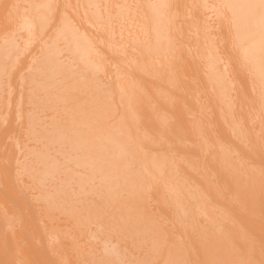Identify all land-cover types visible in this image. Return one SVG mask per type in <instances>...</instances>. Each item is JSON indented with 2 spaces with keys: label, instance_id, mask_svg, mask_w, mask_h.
Segmentation results:
<instances>
[{
  "label": "rangeland",
  "instance_id": "obj_1",
  "mask_svg": "<svg viewBox=\"0 0 264 264\" xmlns=\"http://www.w3.org/2000/svg\"><path fill=\"white\" fill-rule=\"evenodd\" d=\"M0 1H1V0H0ZM9 1H10V0H9ZM9 1H7L8 3H6V5H4V6H5V7L7 6V7L9 8L8 10H10L12 6H13V7L15 6L16 8H14L15 10H13V8L11 9V11L13 10L11 16L9 15V12H10V11H7V9L5 10V12H6V15H7V14L9 15V17H8V15H7V16L4 15V16L7 17V18H4V16H3L4 19H2V18H1L2 16H0V23L3 22V21H4V23H5V24H2V23H1V26H0L2 32H4V33H2V32L0 31V51H1L2 49L5 50V48H3V47L1 48V46H3V44H8L7 42H8L9 39L11 38V39H10L11 41H10V44H9L11 49H10L9 51H8V49H9L8 47H9V46H8V45H4L5 47L7 46V47H6V50H7V51L5 50V53L8 52V54L6 53V57L11 56V57H9V59L7 58V59L5 60V62H7V63L5 64V66H6L7 69H9L10 72L8 71V72H9V73H8V72L6 71L5 66H3V67L5 68V70H3V68H2L3 71L0 73V74H1V75H0V80H1V81H0V82H1L0 88L2 89V90L0 91V97L2 96V98H5V99H6V98H8L7 96L9 95V96H10L9 98H11V94H13L14 92H16L15 89L17 90V88H18V89L21 90V92H20V94H19V91H20V90H17V92H18V96H17V98H15V100H16V102H17L19 105L22 104V103H23L22 105L25 104L24 106H22V105L20 106V108L22 107V108L20 109L21 111L19 110V111H20V114H21V115H20L21 121H20V118H19V121H18V122H20V123H22V121H23V123L25 122V125H23V123H22V126H21V127H19L20 125H18V128H19L20 130L22 129L23 131H22V130H21V131H18V133L20 132V133H19L20 135L18 134V136H16V140H17V138H18V140H17L16 142L19 143V148H18V151H17V152H19L20 154H23V155H21V159L23 160V162H22V160H20L23 164L21 163V164L19 165V163H20V161H19V163L16 164L17 167H18V166L21 167V165H24L23 167L26 166V168H27V165L29 164V160H27V158L30 159V158L33 156V154H35L36 151H39V150H40V151H39L40 154H41L42 152H45V148H43V147L45 146L44 144H46L45 142H47V137H48V136H51V135L54 136V135H56V134L54 133V131L56 132L55 126H56L57 124H58V125L66 124V126H68V129H69L68 131H69V133L67 132V134H66V133H65V134H66L67 136H68V135L71 136L70 133H71V134L73 133L72 130H73L74 127L78 124V121L80 120V121H81L80 123H82L83 121H85V120H84V116L87 117V118H89L90 115H92L91 112H93V114H96V113H97V110L101 111V109H103V110H106V112H107V110H108L109 112L107 113V115H106V113H105V115H106L105 117H106V118H105L104 116H103V117H104V120L106 121L105 123H108V124H109L110 121H112L113 119H115L114 117H115V114H116V113L121 114L120 111H124V110H125L126 112L129 110L128 112H130L131 109H128V110L126 109V108H130V106H132L133 109H135V112H134V110L132 111V113H134V116L137 115V114H138V116H135L136 119H134V120H135V121H134V124H137V126H136V125H135V126H134V125H131V127H130V126L127 127V129H128L129 131H130V128H131L130 135H131V133H133V134H132L130 137H132V139L128 136L129 132L127 133V130L125 131L127 135L125 134L124 136H125L127 139H124V137H123V139H124L125 143H127V145L129 144L128 142L130 141V145H128V146H130V147H134L135 142H136V146H139V145H141V144L143 143V142H142L143 140L146 142V139H144V138H146V136L143 135L144 133L142 134V132H143V130H142L143 127H142V126L144 125V126H145L144 128L147 129L146 126L149 125V127H150V125H151L152 127H150V128L148 127V129H149L148 131H152L153 133H151V135H150V134L146 133V131H145V135L148 134V136H147V140H149L148 138H151V141H153L152 143H153L154 145H153L152 143H151L152 146H151L150 144H148V145H150L151 150H152V151L154 150L153 153L155 152V153L157 154V153L160 151V152H159L160 154L158 153V155H166V154H164V152H165V153H168V152L171 150L170 153H169L170 155H169V154L166 155V156L169 155L170 158L172 157V159H170L171 161H172L173 159L177 158V156H178L179 159L181 158L180 156H182V158H181L180 160L177 158V159L179 160V162L182 160L181 162H183V164H184V163H187V160L189 159L190 162H191V161H193V162L189 163V161H188V163H189L188 166H189V165H190V166H191V165H195V167H196V166L198 165L196 168L192 166L193 168L190 167L191 169H189L188 166H187V167H185L186 165L183 166V165L181 164V162L179 163V162H177V160L175 159V160H173L174 163L171 165V166H172V168H171V166L168 167V166L165 165L166 162L163 161V156H160V157H162V158H161L162 160H160L161 163H162V162H163V163L165 162L164 164H162L161 167L163 168V165H165L164 168L167 169V171L170 170V168H171L172 170H170L169 172H170V173H174V175L171 174V176H170L172 179H169V181H166V178H167V177L169 178V176H166V178L161 179L162 176H158L159 174H157L158 177H157L156 175H154L155 170H153V174H152V171H151V168H152V167H151L150 165L152 164V166H153V163H152L151 161H154V160L156 161V156H157V155H155V153L153 154V153H151V152L149 151V153L152 154V155L150 156V155L148 154L147 151H146L147 153L144 152V150H146V149H145L146 146H145L144 150H143V149H140V148H142V146H140V147H138V148L140 149L139 152H141V151L144 152V153L141 152V154L146 155L147 157H148V155H149L150 157H148V158H150V159H147V162H144V161H146V160H143V157H145V158H147V157H146V156H142V155L140 156V155H139L140 157H142V161L145 163V165L143 166V162H142V161L140 162L141 164H139V162H138V161H140V159H137V160H138V161H137L138 163H136V162H134L135 159H133V158H134V157H133L132 160H131V162H132V161L134 162V167L132 166L133 168H135V167H136L135 165H137V167H136L135 169H136V170H137V169L140 170L141 165H142V169H144V171L146 170V174H147V169L149 168V169H150L149 172H150V171H151V172H150V173L148 172V173H149V176L151 177V180H152V181L150 180V182L155 183V185H157L159 182H158V181H157V182L154 181V179H156V180H157V179H161V180H159V181H161L162 184H165V185H167V184L169 185L170 180H172L171 182H173V178H174L175 181H178L179 183H178V182H174V183H171L172 185H169V186L167 185V187H165L166 190H163V187H164L165 185H164V186H161V185H160V187L157 186V187H158V188H157L158 190H159V188H160V189L162 188V190L157 191V192L159 193V195L161 196V197H160V196L158 195V193L155 191V190H157L156 187H154L153 185L150 186V185L153 184V183H151V184L149 183V180L147 179V178H149L148 174H147V175L144 174L145 172H142L143 170H141V172L143 173V176H145V177H142V176L140 175V176L142 177L141 182H140V180L138 179L139 181H138L136 184H139L140 186H141V185H142V186L144 185L143 188L146 189V190H145V192L142 191V192L140 193V196H142L141 194L144 195V193H145V195H144L143 197L146 199V193H147V195H148L147 198H149V199H148V200H145V199L142 198V197L139 198V195H137V196H138V198H137V197H135V196H136V195H135L136 193H134V192H130V191H129V194H127V193H128V190L126 191L127 193H124V194H123V192H122V193L119 192L117 198L114 199V201H115V203H116L115 206H117V204H118V205L120 204L119 207H118V206H117V207H115V206L113 207V206L111 205L110 207H111V209H113V210H111V209H108V210H107V207H106V206H107V205H110V203H108V201L110 200L109 196H107L108 199H109V200L107 201V205H106V204L101 205L102 203H106V200H105V199H106L107 197L105 196V198H104V196L102 197V195H104L107 191H106V192H105V191L102 192L103 189H100L101 192L103 193V194H102V193L100 192L99 188H98V189L96 188L97 190H94L95 187H94V189L91 188V184H90V183H91L90 181H92V183L94 182V183H96V184L99 183V182H104V181L101 179V177H99V176L97 177V176H94V175H91V178H90V177H87V175L84 174V171L88 174V168H87V166L85 167V168L87 169V171L81 168V169L83 170V171L81 170V171L83 172V175H79L80 172L77 171V169L79 170V168H77L76 171H74V172L72 173L73 176L75 175V176H74V179H72V178L70 179V177L72 176V174H70V175H71L70 177H68L69 175H67L68 178L65 176L66 174L71 173L70 170H69L70 172H68V171L65 172V170H68V169L70 168L71 164H72V166H74V163H77L76 160H78L79 157L81 158V152L78 153V155H77L78 157L76 158V153L79 152V151H81V150L78 149V148H77V149L74 148L75 151H76V152L74 153V152H73L74 149L72 150L73 146L70 145V146L72 147V148H71L69 145H67L68 147H70L69 149L72 150V152L74 153L73 155H71L72 152L70 151L69 153H71V154L69 155V154H66V153H67L66 151H65L66 153H62V151H63L64 149H63V150H60L61 147H62V148L65 147V149H68V148L66 147V145L64 144V141H63V143L60 142V144H61L60 146H59L56 142H55L56 144H54V146H53L51 143H48L49 146L46 144V146H48L49 149H50V146H53V148L51 147V149H50V153H52L51 156L54 154V156H53V157H50L51 159H48V161H53V162H54V161L56 160V156L59 155V154H61V155H59V157L57 156L58 161L56 160L55 164H56V163L58 164V162H60V161H61V158H62V161H63V162H62V161H61V162H62V164L65 165V163H66V160H65V159L68 158L67 160H69V158H71V157L74 158V159H72V158L70 159V160L73 161V162L70 161L71 164H69V163L67 162V165L69 166L68 169H66L67 166H66L65 169H63V168H64V165H63V167H62L60 164L57 165V167L59 166V168L55 167V169H54V166H53V167L50 166V168H49L48 170H49L50 173L53 175V176L51 175V177H50L51 179L48 178L50 175L47 176V177H44V175L40 176V174L38 175V177H41V179H40L41 181L44 180L43 182H45L46 184L49 185V186H48L49 188H50V186L52 185V184H51L52 181H54V183H56L55 181H58V180H59L58 183H56V184L59 185V186H58V189H59V192H60V193H58V194H65V197H63V196L61 197V196H60V198H63L65 201L59 199L57 203H52V204H51V202H50V204H49V202H48V205H49V206L47 205V201H46V199H44V200L42 201V199H43L42 197H43L44 194H43V192L40 193L41 191H39V189L41 188V190L43 191V190H45L46 188L48 189V187L43 188V185H46V184H44L43 182H42V183H43L42 187H39L38 185H36V183H35V182H36V181H35L36 179H35V180L31 179V175H32V170H33V169L31 170V173H30L29 175L25 174L28 170H27V171H25V170H20L21 173H22V175H20V177H19V175H18V178L21 179V180H22V179H25V181H26V180H29L30 183L27 181V184H25V186H26V188H27V189L25 188V190H27L26 192H27L29 195H31V197H33V198H32L33 200L38 198V199H39V202H38L39 204L43 203V205L41 204V207H40V208H43L42 211L44 212V214L47 215V218H50V219L52 220V221L50 222L51 225H52V230L50 231V233H51L52 237H56V234H57L58 239H57V238L54 239V238L51 237V239H53V241L51 240V242H49V245H47V247L50 248L51 246H53V247L50 248L51 251H52V249H54L55 246H56V247H57V246H60L61 248H63V249L65 250V253H66V254H64V255H62V256H65V255H66L65 258H66V260L68 259V262H69V258H70V260H71V259L74 257V259H72V261H70V263L72 262L71 264H73V263H74V264H102V260H105V259H104V257H105L104 254H106V252L104 253V251H105L104 248L107 249V248H109L110 246H115L114 249H115L116 247H118L119 249H118V248H117V249L119 250V252H120L121 250H123V251L120 252L121 254H119V259L117 258V260H118L119 262H120V260L122 259L121 262H120L121 264H129V261H130V260H131L130 264H131V263H132V264H135V262L137 263L136 260H138V263H137V264H139V263L141 262V260H142V262H141L140 264H151V262H152V264H173V263L170 261V258H171L170 256H172V255H177V256H179L180 253H182V254L184 253L183 251H185V253H187V255L191 253V255H188V256L191 257V258H190L191 260L189 259V260L185 261L184 263L181 262V261H178L179 263L176 262V263H174V264H207V262H209V261H208L209 259H207V261H206V256H207V254H208V255H209V254L212 255V253L210 252V249L212 248L210 244H213V243H211L212 240H211V242L209 243V241H208V238H209V237L207 238V236L212 234V236H210V237L213 238V237H215V236L217 235V238H218V234H219V237H220L221 235L225 237L226 235H224V234H225V233H228L227 235H229L230 238H229L228 236H226V237H225V238H227V240L225 239L226 241H224V239L222 238V239L216 241V242H215L216 244L214 243V244L216 245V248H217L218 250H219V249H220V250H224V251H222V252H223V254L226 253V254H225L226 257H227V255H230V254H227V253H233V254H231V256L235 257V259L238 260V261H235L236 263H237V262H239V263L241 262L240 264H242V263H244V264H261V263H262V264H263V263H264V252H263V251H264V243L262 242V240L264 239V237H262V236H264V234L261 235V232L264 230V225H263V224H264V218H263L264 216H263V217L260 216L261 213H262V211H261L260 213H258L259 210H257V212H255V213H258L259 215H256V214L254 213L255 210H253V211L251 210V208H252V209H255L257 206H259L258 204H262L260 201H262V200L264 201V199H263V198H264V195H263V193L261 194L262 190H264V189L261 188V187L264 185V184H263V183H264V177H262V176H264V175H263V174H264V173H263V172H264V166L261 165V164H264V153H263V152H264V147H263V146H264V141H263V140H264V130H263V129H264V128H263V127H264V123H263V122H264V119H263V121H262V118L264 117V112H263V115H262L261 117L256 116L257 114L259 115V113L262 114V113H261V110L264 111V110H263V108H264L263 105H264V104H263V105H262V104L260 105V104L258 103L260 99L262 100V98H261L262 96H260L259 94H258V96H260V97H259L260 99H258L257 102H256V99H257V97H256L257 92H256V91H257L258 89H261L262 86H260L259 82L256 81L257 79L255 80V76H254V75H256V71L254 70L255 68H254L253 65H251L252 63L249 62L250 60L248 61V59L246 58L247 55H246V53H244V49H241V47H240L239 39H237L238 37L236 36V32H235V26L233 25L234 23H232V21H233L232 16L229 17V14H230V13L232 14L231 8L229 7V3L227 2V1H229V0H220V2H221L220 4H219V0H205L204 2H203V0H198V1H196V0H193V1H192V0H184V1L181 0V3H180L179 6H180V7L182 6V9H183L184 12H183V11L180 12V10H182L181 8H177V7H176V9H174V8H175L174 6H172L173 8L171 7V10H172L171 13H172V15L174 16V20L176 19L175 15L178 14L177 12H179L181 16H180V19H178V20H180V21H178V22H177V20L174 21V22H176L175 24H179V25L177 26V29H176L175 24H174V25L172 26V27H174V30H173V28H172L171 30H169L170 33L167 32L168 34H166L165 31H164V32H162V31H163V25H164L163 23H164V21H165V24H167V23L169 22V18L166 19V17L164 18L163 15H159V16H161V17L159 18L155 13H151V12L156 11V10H151V9H157V7H155V8H153V7H154L156 4H158V2H159V3H162V0H161V1H160V0H156V1L153 0L154 3H151V2H153L152 0H151L150 2L147 1V3H145V2L143 3V0H120V1H119V0H107V1H106V0H91V3H92V4H95V5H92L90 2H88V1H90V0H68V1H67V0H61L62 2L60 1V2H61L60 4H59V2L56 4V6H58V7L55 6V7H56L55 10H56L57 12L54 11V13H53V15H52V16H53V17H52V18H53L52 20H49V18H47L48 16L41 17L42 15L40 14V13H41L40 11L42 10L41 8H42L43 3H44L45 0H44V1H42V0H38V2H37L36 0H33V1H31V0H26V1H25V4H23V3H24V0H22V1H21V0H20V1H18V0H14V2H13V0H12L11 2H13V4H9V3H10ZM34 1H35V2H34ZM56 1H57V0H56ZM72 1H73L74 3H72ZM81 1H82V2H81ZM83 1H84L85 4H86V5L84 6V9H85V10L87 9V10L85 11V14H84V15H83V14L81 15V12L83 13L84 11H83V9H82V11L79 12V10H81V8L83 7V4H84ZM125 1H126V2H125ZM134 1H135L137 4H139V5H136V3H134ZM168 1L173 2L174 0H168ZM187 1H188V2H187ZM207 1H208V3H207ZM27 2H28V3H27ZM30 2H32V3H30ZM64 2H65V4H66V3H68V4H66V6H65V5H64ZM115 2H116V4H117V3H120V4H117V5H116ZM138 2H139V3H138ZM141 2H142V3H141ZM165 2H166V1H165ZM223 2H224V3L226 2V3L223 4ZM76 3H77V4H76ZM81 3H82V6L80 5ZM155 3H156V4H155ZM182 3H183V4H182ZM185 3H186V4H185ZM191 3H192V4H191ZM194 3H195V4H194ZM199 3H200V4H199ZM204 3H205V4L207 3V6L205 5L206 8H204V6H203ZM17 4H18V5H17ZM26 4H27V5H26ZM33 4H34V5H33ZM88 4H89V5L91 4L90 9L88 8V7H89ZM99 4H103V5H99ZM121 4H122V5H121ZM130 4L132 5V8L130 7ZM144 4H147V5L145 6ZM149 4H150V5H149ZM154 4H155V5H154ZM197 4H198V7H197ZM226 4H228V5H226ZM9 5H10V7H9ZM19 5H20V6H19ZM23 5H24V8H25V9H23ZM30 5H31V6H30ZM60 5H61V6L64 5L63 9H65V10H67V11L70 10V11H69L70 13H67V11L64 10V11L66 12V16H65V14H64V16H65V17H68L66 21H63V20L66 19L64 16H62V18L64 17V19H60V20L58 19V17H57V18L55 17L56 15H57V16H60V15H58V8H59V10H60V8H61ZM73 5H74V6H73ZM104 5H105V6H104ZM135 5H136V6H135ZM140 5H141V6H140ZM143 5H144V7H143ZM148 5H149V6H148ZM186 5H187V6H186ZM199 5H200V6H199ZM201 5L203 6L204 9L202 8ZM220 5H222V6H220ZM224 5H226V8L224 7ZM18 6H19L20 8H19ZM28 6H29V7H28ZM33 6H34V7H33ZM36 6H37V7H36ZM79 6H81V7H79ZM101 6H102V7H101ZM103 6H104V7H103ZM115 6H116V8H115ZM128 6L130 7L131 11H130V9H129ZM147 6H148V7H147ZM151 6H153V7H151ZM165 6L167 7V5H165ZM184 6H185V7H184ZM194 6H196L197 8L194 7ZM5 7H4V8H5ZM26 7H27L28 9H30V10L27 9V10H28L27 12L25 11V10H26ZM65 7H66V8H65ZM67 7H69V8H67ZM74 7H75V8H74ZM85 7H86V8H85ZM96 7H98V8L95 10V12H93L92 10H93L94 8H96ZM145 7H146L147 9L149 8L148 11L150 10V11H149L150 13H149V12H147V13H148L149 15H151L150 18H152V19L150 20V22H149V21H148V22L151 24V25L149 24V26H150V27L152 26L151 28H153V29H151L149 26L146 25L147 23H146V20H145V23H146L145 25H146V26H145L144 24H142V23H144V22H141V23H140V25L142 24V27L144 26L143 28H145V29L143 30V28H142V29L140 28V29L143 30V31L141 32V30H140V32H139V31H138L139 28H137L139 22H137V21H139L140 18H141V21L143 20V19H142V16H144V15L146 14V12H145V14H143V15H140V14H141L140 12H142V11H141L142 8H143V9H146ZM150 7H151V8H150ZM159 7H160V6H159ZM159 7H158V8H159ZM223 7H224V8H223ZM1 8H2V6L0 7V10H1ZM4 8H2V9H4ZM35 8H37V9H35ZM38 8H40V9L38 10ZM77 8H78V9H77ZM79 8H80V9H79ZM92 8H93V9H92ZM100 8H101V9H100ZM103 8H104V9H103ZM106 8H107V9H106ZM124 8H125V9H124ZM190 8H191V12H190ZM192 8H193V9H192ZM200 8H201L202 11L200 10ZM227 8H228V9H227ZM21 9H22V10H21ZM33 9H34V10H33ZM61 9H62V8H61ZM113 9H114V10H113ZM115 9H117V10L115 11ZM118 9H120V12H119ZM122 9H123V11H122ZM143 9H142V10H143ZM173 9H174V10H173ZM186 9H187V10H186ZM197 9H198L199 11H198ZM226 9L229 11V14H227V15H226V13H228V11H226ZM20 10H21V11H20ZM23 10H24L25 12H24ZM72 10H75V11H72ZM97 10H99V12H96ZM127 10H129V11H127ZM132 10H134V11L137 10V11L134 12V11H132ZM175 10H176L177 12H175ZM193 10H194V12H193ZM205 10H206V11H205ZM1 11H4V10H1ZM14 11H17V12L20 13L21 15H19L18 13H17V15H16V14L14 13ZM89 11H90V15H89ZM107 11H108V15H107ZM145 11H146V10H145ZM173 11H174V12H173ZM196 11H198V12H196ZM5 12H4V13H5ZM7 12H8V13H7ZM34 12H35L36 14H35ZM71 12H72V13H71ZM74 12H75V13H76V12H79L80 15H81V18H79V16L77 17V15H79V14H76V15H75ZM111 12H112V13H111ZM121 12L123 13L122 16H121V14H122ZM128 12H129V13H128ZM56 13H57V14H56ZM97 13H100V14L102 13V14H101L102 16H101V15H98ZM103 13H105V14L107 15V17H106L105 14H104V17H103ZM117 13H118V14H117ZM139 13H140V14H139ZM143 13H144V11H143ZM173 13H174V14H173ZM186 13H187V14H186ZM198 13H199V15H198ZM204 13H205V14H204ZM14 14H15V15H14ZM39 14H40V16L38 17ZM67 14L71 17L70 19H69V16H68ZM72 14H73L74 17L72 16ZM96 14H97L98 16H96ZM110 14H111V15H110ZM116 14H117V15H116ZM126 14H127V15H126ZM138 14H139V15H138ZM169 14H170V10H169ZM188 14H189V15H188ZM206 14H207L208 16H207ZM220 14L222 15V17L220 16ZM61 15H62V14H61ZM86 15H87V17H86ZM91 15H92V16H91ZM109 15L112 16V18H110ZM130 15H131V16H130ZM132 15H133V16H132ZM134 15H135L136 18H139V19H137V21H136V19H133ZM146 15H147V14H146ZM149 15H147V16L149 17ZM170 15H171V14H170ZM193 15H194V17H193ZM205 15H206V16H205ZM223 15H224V16H223ZM12 16H13V17H12ZM83 16H85V17H83ZM108 16H109V17H108ZM116 16H117V17H116ZM118 16H119V18H118ZM128 16H129V18H128ZM137 16H139V17H137ZM154 16H155V17H154ZM156 16H157V17H156ZM195 16H196V17H195ZM204 16H205V17H204ZM227 16H228V17H227ZM14 17H15V18H14ZM76 17L79 18V19H77ZM90 17H91V18H90ZM93 17H95V18H93ZM99 17H100V18H99ZM101 17L104 18V19H102ZM105 17H106V18H105ZM115 17L118 18V20H117V19H114ZM120 17H121V18H120ZM124 17H125V18H124ZM135 17H134V18H135ZM167 17H168V16H167ZM198 17H199V19H198ZM206 17H207V18H206ZM34 18H35V19H34ZM41 18L43 19V23H44V21H46L45 24H43V25L41 24V23H42V21H41L42 19H41ZM59 18H61V16H60ZM72 18H73V20H72ZM75 18H76V19H75ZM92 18H93V19H92ZM130 18H131V19H130ZM156 18H157V19H156ZM162 18H164V19H162ZM192 18H193V19H192ZM223 18H225L226 20H224ZM33 19H34L35 22L32 24ZM40 19H41V20H40ZM68 19H69V20H68ZM74 19H75L76 21H77V20H79V21L76 22ZM85 19H87V21H88L89 24L92 23V24H91L92 27L89 26V24L87 23V21H86ZM94 19H95V21H94ZM100 19H102V20L100 21V24H99V23L96 24V23H97L96 21H99ZM110 19H112L113 21L110 20ZM121 19H123V20H121ZM146 19H147V18H146ZM231 19H232V20H231ZM2 20H3V21H2ZM6 20H7V21H6ZM11 20H12L13 22H12ZM29 20H30V21H29ZM55 20H56V21H55ZM71 20H72V22H71ZM82 20H83V21H82ZM104 20H107L108 22H107V21H104ZM109 20H110V21H109ZM114 20L117 21L116 24H117L118 26L114 23ZM133 20H134V21H133ZM147 20H149V19H147ZM166 20H167V21H166ZM181 20H182V21H181ZM191 20H192V21H191ZM195 20H196V21H195ZM198 20H200V21H198ZM201 20H202V21H201ZM5 21L7 22V24H6ZM14 21H15V22H14ZM26 21H27V22H26ZM28 21H29V22H28ZM38 21H41V22L39 23ZM48 21H49L50 23H48ZM74 21H75L76 23H75ZM80 21H82V22H80ZM111 21H112V22H111ZM119 21H121L122 23L119 22ZM135 21H136L138 24H137ZM162 21H163V22H162ZM185 21H187V24L185 23ZM188 21H189V22H188ZM223 21H225V22H223ZM228 21H229V23H228ZM11 22H12V24H10ZM18 22H20V23H19L20 25H18ZM23 22H24V23H23ZM85 22L87 23V25H88V27H89L90 29H88V28L86 27L87 25H83V24H86ZM102 22H103V23H102ZM104 22H106V23H104ZM118 22H119V23H118ZM158 22H159V23H158ZM160 22H161V24H160ZM174 22H173V23H174ZM193 22H194V23H193ZM201 22H202V23H201ZM203 22H204V23H203ZM221 22H222V23H221ZM73 23H75V25H74ZM79 23H80V24H79ZM81 23H82V25L85 27V30H86V31L84 30V27H82ZM93 23H94V24H93ZM111 23H112V25H111ZM123 23H126V25H127V27H126L125 25H123L125 28H128V29H130V31L132 30V32H134V33H138V34H133V33L130 34V33H129V32H130L129 30H127L128 32L125 31V33H121L122 30H124V27L122 26V27H123V28H122L121 26H119V24L122 25ZM156 23H157V24H156ZM182 23H183V25L185 24V25L187 26V27H186L187 29L184 27L185 25L183 26V28L186 29V30L182 29V26H181ZM190 23H193V25H195V27H194L192 24H190ZM195 23H196V24H195ZM198 23H200V24H198ZM225 23H226V24H225ZM230 23H231V25H232L231 27H232V28L234 27V29H232V28L230 29V28H229V27H230V26H229ZM16 24H17L19 27H18ZM51 24H52V25H51ZM54 24H55V25H54ZM68 24H69V28H68ZM76 24H77V25H76ZM101 24H102V25H101ZM114 24H115V25H114ZM154 24H155L157 27H156ZM168 24H169V23H168ZM197 24H198L199 26H198ZM220 24H223V25H224L223 28H221L222 25H220ZM2 25H3V27H2ZM7 25H10V26H7ZM39 25H40V26H39ZM58 25H59L60 27H59ZM61 25H62V26H61ZM63 25H65V27H63ZM66 25H67V27H66ZM78 25L81 26L80 28L83 29V30H81L80 28H78V27H79ZM94 25H96V26H94ZM99 25H100V26H99ZM113 25H114V26H113ZM129 25H131V26H129ZM153 25H154V26H153ZM160 25H161V26H160ZM188 25H189V26H188ZM225 25H226V26H225ZM14 26H15V28H12V27H14ZM38 26H39V27H38ZM48 26H52V27L50 28V27H48ZM70 26H71V27H70ZM106 26H108V27H106ZM116 26H117V27H116ZM128 26H129V27H128ZM132 26H133V29L131 28ZM134 26H135V27H134ZM200 26H201L202 28H201ZM7 27H10L11 29H7ZM36 27H37V28H36ZM43 27H44V28H43ZM76 27H77V28H76ZM112 27H113V28H112ZM139 27H140V26H139ZM146 27H148V30H146V29H147ZM159 27H160L161 30L159 29ZM178 27H179V28H178ZM215 27H216V28H215ZM225 27H227V29L224 30ZM2 28H3V29H2ZM4 28H5V29H4ZM17 28H18V29H17ZM24 28H25V29H24ZM32 28H33L34 30H33ZM41 28H42V29H41ZM46 28H48V29H46ZM59 28H60V29H59ZM67 28H68L69 30H68ZM86 28H87V29H86ZM104 28H105L107 31H106ZM117 28H118V29H119V28H122V30H120V29L118 30ZM135 28H136V29H135ZM198 28H199V29L201 28L200 31L198 30ZM6 29H7V30H6ZM28 29H29V30H28ZM31 29H32V30H31ZM63 29H64L66 32H64ZM77 29H78V30L80 29L81 31H80V30L78 31ZM99 29H100V30H99ZM134 29H135V30H134ZM137 29H138V30H137ZM154 29H156V31H158L159 34H158L157 32H155ZM190 29H191V30H190ZM195 29H196V30H195ZM204 29H205V30H204ZM217 29H218V30H217ZM221 29H222V30H221ZM4 30H5V31H4ZM16 30H17V31H16ZM30 30L32 31L31 34H33V32L36 33V35L33 34V37H35V38L37 37L36 40H37V41L39 40V42H36L35 39H33V37H32L31 35H28ZM40 30H41L43 33H42ZM45 30H46V31H45ZM47 30H48V32H47ZM49 30H50V31H49ZM54 30H55V32H53ZM56 30H58L59 32H57ZM87 30H88V31H87ZM91 30H94V31L92 32ZM103 30H104V31H103ZM114 30H115V33H117V35L115 36V38H117V39H114V33L111 34V32H113ZM125 30H126V29H125ZM149 30H150V31H149ZM176 30H177V31H176ZM188 30L190 31V33H189ZM193 30H194V31H193ZM201 30H202V31H201ZM203 30H204V34H205V32H206L205 35L203 34ZM213 30H214V31H213ZM220 30H221V32L219 33L218 31H220ZM228 30H229L230 32H231V30L234 31V32L232 31L234 37H231L232 34H230V32H228V33H227V32H224V31H228ZM20 31H22V33H21ZM25 31H26V33H25ZM31 31H30V32H31ZM70 31L73 32V33H71ZM82 31H83V32H82ZM89 31H90L91 33H90ZM96 31H97V33H96ZM98 31H99V32H98ZM105 31H106V32H105ZM116 31H117V32H116ZM120 31H121V32H120ZM146 31L149 32V33H147ZM152 31H154V32H152ZM171 31H175V32H171ZM197 31H198V32H197ZM211 31H212V32H211ZM216 31H217V32H216ZM19 32H20L22 35H19V34H20ZM27 32H28V33H27ZM100 32H102L103 34L100 33ZM109 32H110V33H109ZM118 32L120 33V36H121V34H124V35H125L126 33H127V34L129 33L130 36H129V34H128V36H127V34H126V36H125V37H127V38H129V39H128V40H125V39H124L125 37H124V35H123L121 38H123L124 41H122L121 38H120L121 41H119L118 38H119L120 36L118 37V35H119ZM123 32H124V31H123ZM143 32H144V33H143ZM177 32H178V35H177ZM183 32H184V33H183ZM194 32H195V33H194ZM199 32H202V35H201V34L199 35ZM213 32H214L213 35H215V36L212 35ZM18 33H19V34H18ZM41 33H42V34H41ZM60 33H62V34H60ZM66 33H67V34H66ZM69 33H71V34H69ZM84 33H85V34H84ZM93 33H95V34H93ZM106 33H107V34H106ZM140 33H141L142 35H141ZM151 33H152L153 35H151ZM171 33H173V34L175 33V34L172 35ZM179 33H180V34H179ZM208 33H209V34H208ZM210 33H211V35H210ZM221 33H224V34L226 35V36L224 35V37H226V38H227V36H228L227 34H229V38H227V41L225 40L226 38L221 37ZM226 33H227V34H226ZM2 34H3L4 39L8 38V41H3L4 39L1 38V37H2ZM4 34H6V35H4ZM24 34H25V36H23ZM44 34H45V35L48 34L47 38H45L46 36H45ZM50 34H51V35H50ZM65 34H66V35H65ZM78 34H79V35H78ZM88 34H89V35H88ZM100 34H102V35H101V36H97V35H100ZM105 34H106V35H105ZM144 34H146L147 36L144 35ZM149 34H150V36H148ZM157 34H158V35H157ZM165 34H166V35H170V36H168V41H167V43H168V47H169V48H170V47H173L172 49L170 48V50H172L173 53H174V51L176 50V51L178 52V54H177L176 51H175L176 53H174V54H173V53L170 54L169 49H165V47H167V43L165 42V37H167V36H165ZM181 34H184V36L181 35ZM186 34H187L188 36H187ZM194 34L197 35V36H198V35L201 36V38H202V37L204 38V40H203L204 45L202 44V42H201V44H199V41H200L201 39H200V38L198 39L197 37H195ZM207 34H208V35H207ZM216 34H218V35H216ZM14 35H15L16 37H15ZM27 35L29 36V38H28ZM34 35H35V36H34ZM61 35H62V36H61ZM86 35H88V36H86ZM93 35H94L95 37H92ZM107 35H109V36H107ZM110 35H111V37H110ZM133 35H134V36H133ZM143 35H144V37H143L144 39L141 38V36H143ZM175 35H176V36H175ZM209 35H210V36H209ZM222 35H223V34H222ZM230 35H231V36H230ZM9 36H10V37H9ZM17 36H19V38H21V39H18ZM44 36H45V37H44ZM53 36H55V37L59 36V37H57V40H56L55 37H53ZM90 36H91V37H90ZM103 36H104L105 38H104ZM136 36H139L140 38H139V37H136ZM171 36H173V37H171ZM185 36H186V37H185ZM199 36H198V37H199ZM206 36H207V37H206ZM5 37H6V38H5ZM12 37H14L13 40H12ZM25 37H27V38H26L27 40H25ZM38 37H39V39H38ZM41 37H43L44 39L41 38ZM51 37H53V38H51ZM69 37H70V38H69ZM74 37H75V38H74ZM76 37H77V38H76ZM78 37H79V38H78ZM88 37H89V38H88ZM112 37H113V38H112ZM132 37H133V38H132ZM135 37H136V38H135ZM180 37H181V38H180ZM184 37H185V38H184ZM193 37H194L195 40L193 39ZM30 38H31V39H30ZM50 38H51V39H50ZM63 38H64V39H67V38H68V39H67L66 42H65ZM82 38H83V41H84V42L81 41ZM93 38H97V39H93ZM98 38H99V39H98ZM151 38H153V39H151ZM160 38H161V39H160ZM178 38H179V39H178ZM203 38H202V39H203ZM221 38H222L223 40H225V41H222ZM230 38H232V40H234V41H233V42H234L233 44H235V42H236V43L238 42L237 44H239V46L236 45V44H235V45H236V47H238V50L240 51V53L242 52V53L240 54V55H242V57L239 55L240 58H241V59H240V58H239V59H240L241 61H243V64H242V62H241V65H240V66H237V67H236L235 62L240 61V60H239V59H236V57L238 56V54H237V52H236L237 48H236V50H234V49H235V46L232 44V42H231L232 40H231ZM17 39H18V40H17ZM28 39H29V40H28ZM32 39L34 40V42L32 41ZM46 39H47V40H46ZM60 39H61V40H60ZM69 39H70V40H69ZM79 39H80V40H79ZM85 39H86V40H85ZM91 39H92L93 41H92ZM106 39H107V41H105ZM108 39H109V40H108ZM113 39H114V40H113ZM134 39H135V41H133ZM141 39H142V40H141ZM147 39H148V40H147ZM150 39H151V40H150ZM156 39H158V40H156ZM171 39H172V40H171ZM174 39H176V40H178V41L175 40V41H176V42H175ZM180 39H181V40H180ZM183 39H184V40H183ZM196 39H198V41H197ZM205 39H207L206 42H204ZM229 39H230V40H229ZM15 40L17 41V43H16ZM20 40H21V41H20ZM24 40H25V41H24ZM30 40L32 41V43H29V42H31ZM45 40H46V41H45ZM58 40H59V41H58ZM75 40H76V41H75ZM88 40H90L91 42L88 41ZM112 40H113L114 46H113V44L111 43ZM116 40H117V41H116ZM144 40H146V41H144ZM152 40H153V41H152ZM160 40H161V41H160ZM169 40L172 41L173 43L170 42ZM182 40H183V41H182ZM26 41H29L28 44H27ZM48 41H49L50 43H49ZM61 41H63V42H61ZM94 41H95L96 43H98V44L95 45L96 43H95ZM115 41H116V42H115ZM125 41H127V42H125ZM140 41H141V43H140ZM147 41L150 42L149 45L153 42V43H152V46H149V47H148V45H147L148 42H147ZM151 41H152V42H151ZM156 41H157V42H156ZM185 41H187L186 44L183 43V42H185ZM191 41H192V42H191ZM228 41H229V42H228ZM2 42H3V44H2ZM12 42H13V43H12ZM14 42H15V43H14ZM20 42H21V43H20ZM24 42H25V45H26V47L24 46V47H25V50H23V49H24L23 46H20V45H22ZM35 42L38 43V44H39L40 42H41V43H40L39 45H36ZM42 42H43V43H42ZM46 42H47V43H46ZM53 42H56V43H53ZM79 42H80V44H79ZM92 42H93V43H92ZM106 42H107V43H106ZM120 42H123L122 44H124V45H122ZM133 42H134V43H133ZM136 42H137L138 44H135ZM143 42H144V43H143ZM155 42H156V43H155ZM158 42H159V43H158ZM169 42H170V43H169ZM207 42H208V43H207ZM211 42H212V43H211ZM224 42H226V44H225ZM11 43H12V44H11ZM52 43H53V44H52ZM58 43H59V44H58ZM63 43H64V45H63ZM67 43H68L69 45H66V46H65V44H67ZM70 43H72L73 46H72ZM75 43H76V44H75ZM88 43H90V44L92 43L91 46H93L94 49H95V47L97 48V46L99 45V43H100V44L103 43V45H102V47H101V45H100V47L98 48V50H97V49L93 50V47H91ZM115 43H116V44H115ZM127 43H128V44H127ZM131 43H132V44H131ZM145 43H146L147 46L144 45ZM160 43H161V45H160ZM194 43H195V44L197 43V45H195ZM210 43H211V44H210ZM213 43H214V44H213ZM223 43H224V44H223ZM13 44H14L15 46H16V44H17L18 46L14 47ZM33 44H35V45L32 47ZM51 44L54 45L55 47L52 46ZM55 44H56V45H55ZM61 44H62L63 46H62ZM86 44H87V45H86ZM105 44H106V45H105ZM133 44H134V45H133ZM165 44H166V46H165ZM173 44H175V45H173ZM176 44H178V46H177ZM187 44H189V45H187ZM209 44H210V45H209ZM227 44H228L229 47L227 46ZM29 45H30L32 48H31ZM43 45H45V46H43ZM59 45H60V46H59ZM70 45H71V46H70ZM104 45H105L106 47H105ZM119 45H120V46H119ZM171 45H172V46H171ZM180 45H181V46H180ZM186 45H187V46H186ZM190 45H191V46H190ZM194 45H195V46H194ZM200 45H201V46H200ZM202 45H203V47H206V48H205V49H204V48L202 49ZM205 45H208L209 47H208V46H205ZM220 45H221V46H220ZM222 45L224 46V48H225V46H227L226 48H229V49L231 48V49H230V50H229V49H226V48L224 49ZM41 46H42V50H43L44 52H42V50H41ZM48 46H51V47H49V49L51 50V52H50V50H48ZM75 46H76V47H75ZM107 46H108V47H107ZM110 46H112V47H111L112 49H110ZM155 46H156V47H155ZM175 46H176V47H175ZM182 46H183L184 48H183ZM197 46H198L200 49H199ZM210 46H211V47H210ZM22 47H23V49H21ZM35 47H36V48H35ZM46 47H47V48H46ZM61 47H62V48L64 47V48L61 50V49H60ZM90 47H91V48H90ZM103 47H105V48H103ZM192 47H193V48H192ZM216 47H217V48H216ZM233 47H234V49H233ZM239 47H240V48H239ZM14 48H15V49L17 48L16 51H15L16 54L13 53V52H10L11 50L14 51V50H15ZM18 48H19V49H18ZM26 48H27V49H26ZM30 48H31L32 50H31ZM34 48H35V49L39 48L38 50H36V53H37V51H38L37 54L34 53V52H35V49H34ZM51 48H52V49H51ZM70 48H71L72 50H71ZM100 48H101V49H104V50H101ZM120 48L122 49L121 51H120ZM140 48H141L142 50H141ZM158 48H159V49H158ZM174 48H175V49H174ZM207 48H208V49H207ZM209 48H211V50H210ZM222 48H223V49H222ZM59 49H60V50H59ZM64 49H65V50H64ZM75 49H76V50H75ZM84 49H85V50H84ZM88 49H89V50H88ZM139 49H140V50H139ZM173 49H174V51H173ZM180 49H181V50H180ZM182 49H183V50H182ZM212 49H213V50H212ZM220 49H221V50H220ZM240 49H241V50H240ZM18 50H19V51H18ZM22 50H23V51H22ZM26 50H27V51H26ZM28 50H30V51H28ZM46 50H48L47 53H45ZM58 50H59V51H58ZM67 50H69L70 53H69V51H67ZM73 50H74L75 52H74ZM78 50H79V52H78ZM99 50H101L100 52H103V51H104V52L107 51V52H105V54H102V55H104V56H102L101 54H97L96 51H99ZM108 50H109V54H106V53H108ZM110 50H112V51H110ZM114 50H115V51H114ZM117 50H118V51H117ZM138 50H139V51H138ZM190 50H191V51H190ZM203 50H205L206 53H205ZM208 50H210V51H208ZM222 50H223V51H222ZM224 50H227L226 52H228V53H226ZM228 50H229V51H228ZM21 51H22L23 53H22ZM52 51H53L54 53H53ZM55 51H57V52H55ZM60 51H62V52H60ZM63 51L66 52V53H68V54L66 55V53H65V56H63V55H64V52H63ZM143 51H145V52H143ZM150 51H151V52H150ZM162 51H163V52H162ZM239 51H238V52H239ZM1 52H2V53H0V54H4L3 51H1ZM20 52H21V53H20ZM39 52H40V53H39ZM41 52H42L43 54H42ZM90 52H91V53H90ZM92 52H93V54L96 53L97 55H99V56H98L99 59H98V58H94ZM94 52H95V53H94ZM113 52H114V53H113ZM116 52H117V54H115ZM119 52H120L121 54H122V53H123V54L121 55V54H119ZM124 52H125V53H124ZM138 52H139L140 54H139ZM141 52H142V53H141ZM180 52H181L182 54H181ZM185 52H186V53H185ZM188 52H189V53H188ZM192 52H193V53H192ZM212 52L217 53L218 55L216 54V57H213L212 55L215 56V54H213ZM230 52H231V53H230ZM263 52H264V51H263ZM10 53H11V54L13 53V55H11ZM29 53H31V55H30ZM58 53H60L61 55H59ZM75 53L78 54V55H75ZM126 53L129 54L130 56H129V55H126ZM134 53H135V54H134ZM136 53H137V55H136ZM156 53H157V54H156ZM179 53H180V55H179ZM183 53H185L184 56H183ZM190 53H191V54H190ZM196 53H197V54H196ZM198 53H199L200 55H199ZM204 53H205L206 55H205ZM220 53H223V54L226 53V54L223 55V54H220ZM235 53H236V54H235ZM9 54H10V55H9ZM14 54L17 55V56H14ZM20 54H21V55H20ZM27 54H28L29 56H28ZM33 54H34V56L36 55V57H34V59L32 58V55H33ZM44 54H45V55H44ZM50 54H51V57H52V56L54 57V58H52V61H51V58L49 57ZM52 54H53V55H52ZM55 54H57V55H55ZM90 54H91V56H92L93 59L90 57ZM96 54H95V55H96ZM124 54H125V55H124ZM142 54H143V55H142ZM150 54L153 55V56H151ZM162 54H163V55H162ZM164 54H167V55L165 56ZM168 54H169V55H168ZM175 54H176V57H175ZM189 54H190V58L188 57ZM201 54H202V55H201ZM208 54H209V55H208ZM211 54H212V55H211ZM219 54H220V56L223 55V56H221L222 59H221V57H219ZM243 54H244V55H243ZM25 55H27L28 57H30V59H29L28 57H27V59H26ZM37 55H38V56H37ZM41 55H44V56H42V58H44L43 60H41L42 58H40ZM46 55H47V56H46ZM48 55H49V56H48ZM58 55H59V56H58ZM68 55L71 56L70 59L68 58V57H69ZM84 55H85V56H84ZM88 55H89V56H88ZM97 55H96V57H97ZM107 55H108L109 58L107 57ZM113 55H114L115 57H114ZM120 55L123 56V57H122L123 61L120 59ZM138 55H139V56H138ZM171 55H172V56H171ZM204 55H205V57H204ZM227 55H228V57H227ZM229 55H230V56H229ZM232 55H234V57H233ZM235 55H237V56L235 57ZM19 56H20V57H19ZM45 56H46V58L49 57L50 59H49V60H48V58L46 59ZM77 56H78V57H77ZM80 56H81V57H80ZM117 56L119 57L118 60H116V59H117ZM132 56H133V57H132ZM135 56H136V57L138 56V58L136 59L138 62H136V60H135ZM160 56H162V57L160 58ZM164 56H165V59H164ZM179 56H180V57H179ZM192 56H194L195 58L192 57ZM243 56H244V57H243ZM13 57H14V58H13ZM16 57H17V58L19 57L20 59H16ZM57 57H59L60 59H61V57H62V59L60 60V59H58ZM63 57H66V58H64L65 60L63 59ZM85 57H87V58H85ZM100 57H101V58H100ZM105 57H107L108 59H106ZM125 57H126V59H125ZM143 57H144V59H143ZM166 57H167V58H166ZM183 57H185V59H184ZM186 57H187V58H186ZM201 57H202V58H201ZM223 57H224L225 59H223ZM230 57H231V58H230ZM10 58H11V59H10ZM12 58H13V59H12ZM31 58H32V60H34L33 62L30 61ZM67 58H68V59H67ZM78 58H80V59H78ZM102 58H103L104 60H103ZM128 58H129V59H128ZM132 58H133V59H132ZM168 58L170 59L169 62H168V60H169ZM188 58H189V59H188ZM211 58H212V59H211ZM213 58H214V59H213ZM229 58H230V59H229ZM237 58H238V57H237ZM74 59H75V60H74ZM86 59H87V60H86ZM91 59H92L95 63L92 62ZM140 59H141V60H140ZM148 59H149V60H148ZM161 59H162V60H161ZM163 59H164V60H163ZM167 59H168V60H167ZM177 59H178V60H177ZM203 59H204V60H203ZM226 59H227V61H226ZM231 59H232V60H231ZM9 60H10V61H9ZM14 60H15V61H14ZM39 60H40V61H39ZM47 60H48L49 62H48ZM54 60H56L55 63L53 62ZM99 60H100V61H99ZM108 60H109V61H108ZM150 60H151V62H150ZM174 60H175V62H176V65H177V63H178V64L181 63L180 65L176 66V68L178 69V70L176 69V71L173 70L172 67H171L172 69H170V66H171L170 64H171L172 62H174ZM191 60H192L193 63L191 62ZM195 60H196V62H195ZM201 60H202V61H201ZM207 60H208V61H207ZM221 60H225L224 63H223L224 67H223L222 63H220L221 66L223 67V68H222V69H223V70H222V75L220 74V73H221V70L219 69V68H221V66H220V67L218 66L219 68L217 69V65H220V64H218V63L221 62ZM228 60H229V61H228ZM235 60H236V61H235ZM245 60L248 61V62H246ZM12 61H13V62H12ZM43 61H45V62H43ZM64 61H65V62H64ZM71 61H72V62H71ZM96 61H97V63H99V64H97ZM98 61H99V62H98ZM102 61H103V62H102ZM110 61H111V62H110ZM115 61H116V63H118L119 65L116 64ZM120 61H121L123 64L120 63ZM139 61H140V62H139ZM152 61H153V62H152ZM160 61H162V62H160ZM163 61H166V62H163ZM177 61H178V62H177ZM179 61H180V63H179ZM181 61H183V62H181ZM184 61H185L186 63H185ZM210 61H211V62H210ZM213 61H214V62H213ZM232 61H233V62H232ZM5 62H4V63H5ZM15 62H18V64L12 66L13 63H15ZM28 62H29V63L31 62V64H29ZM51 62H53L54 64L51 63ZM60 62H61V63H60ZM67 62H68V64H67ZM91 62H92V63H91ZM124 62H125V64H124ZM128 62H129V63H128ZM135 62H136V64H137L136 66L134 65ZM145 62H147V64H146ZM187 62H188L189 64H188ZM190 62H191V63H190ZM203 62H204V63H203ZM222 62H223V61H222ZM8 63H9V64H8ZM11 63H12V64H11ZM24 63H28V64L30 65V66H29V68L31 69L30 71L33 70V72H31V73H32V76L29 75V74H31V73L28 72V71H29V68H27V67H28V64L24 65ZM35 63H36L37 66L35 65ZM50 63H51L52 66L50 65ZM57 63H60V64H57ZM62 63H63L64 65H62V67L59 66V67H61L62 69H63V66H65V65L67 66V65H71V64H73V66L71 65V67H72V69H73V68H75V69H73V70H69V71L66 70V67H64L65 69H63V72H64V71H68V74H69V75H70V74H73V75H70V77H69L67 73H65V74L63 73V74H62L60 68L57 67L58 65H61ZM112 63H114V64H112ZM140 63H141V64H140ZM194 63H195V64H194ZM229 63H230V65H231V67H230L231 69L229 68V66H230ZM232 63H233V64H232ZM237 63H239V62H237ZM247 63H248L249 66L247 65ZM250 63H251V64H250ZM19 64L21 65V68H23V67H22V64H23V65L26 67V69H24L25 71H24L23 69H22V70H23L24 72H26V73L28 72V73L25 74V73H23V71L21 70L22 72L20 73V75L17 76V75L15 74V76H16L17 78L15 79V77L13 76L14 79H15V80H14V81H15L14 83L17 82V83H19V84L16 83V84H15L16 86H14V87H16V88L13 89V87H9V88H10V89H9V88H7V87H8L7 84L12 85L13 82H12V83H8V81H11L10 79H12V78H10V77H11V74H12V75L14 74V71H15L17 74H19V73H18V72H19L18 70L20 69V67H19L20 65H19ZM56 64H57V65H56ZM139 64H140V66H139ZM143 64H145V65H143ZM166 64H167V65H166ZM168 64H169V65H168ZM198 64H200V66H199ZM204 64H205V65L207 64V67H206ZM211 64H212L213 66H212ZM227 64H228V68H229V69L226 67ZM7 65H8V66H7ZM10 65H11V66H10ZM55 65H56V66H55ZM123 65H124V66H123ZM126 65H127V66H126ZM141 65H142V66H141ZM147 65H148V67H147ZM153 65H154V66H153ZM192 65H194V66H192ZM210 65H211V66H210ZM225 65H226V66H225ZM232 65H233V66H232ZM17 66L19 67V69H18ZM33 66H34V67H33ZM77 66H78V67H77ZM128 66H129V69H130V66L133 67V68L131 67V69H130L128 72L134 70L135 73H134V72H130V74L127 73L126 70L128 69ZM138 66H139V67H138ZM149 66H150V69H149ZM156 66H157V67H156ZM162 66H163V67H162ZM167 66H169V67H167ZM180 66L182 67L181 69H180ZM184 66H185V67H184ZM189 66H190V67H189ZM191 66H192V67H191ZM195 66H196V68H194ZM215 66H216V67H215ZM234 66L236 67L235 69H233ZM241 66H242V67L244 66V67L242 68ZM31 67H32V68H31ZM40 67H41V69H39ZM44 67H45L46 70H45V69L43 70ZM55 67H57L56 70H58L59 72H57V71L55 70ZM69 67H70V66H68L67 69H69ZM71 67H70V68H71ZM99 67H100V68H99ZM117 67H119V68H117ZM121 67H122V68H121ZM141 67H142V68H141ZM145 67H146V68H145ZM165 67H166V68H165ZM199 67H201V68H199ZM203 67H204V68H203ZM205 67H206V69H205ZM239 67H240V68H239ZM33 68H34V69H33ZM35 68H36V69L38 68V69H39V70L37 69L38 72H40V71H41V72L38 73V72L35 71V73H34ZM78 68H79V69H78ZM81 68L83 69V71L85 70V72H82V69H81ZM94 68H95V69H94ZM97 68H98V69H97ZM125 68H126V69H125ZM136 68H138V71L140 70V72H138ZM139 68H140V69H139ZM147 68H148V69H147ZM158 68H159V69H158ZM160 68H161V69H160ZM163 68H164V69H163ZM191 68H193V69H191ZM207 68H208V71H207ZM212 68H214V70H213ZM248 68H249V69H248ZM47 69H48V70H47ZM121 69H122V70H121ZM141 69H142V70H141ZM165 69H167V70L164 71ZM168 69H169V70H168ZM179 69H180V71H179ZM183 69H185V70H184L185 72L182 71ZM195 69H196V70H195ZM209 69H210L211 71H209ZM224 69H225V70H224ZM26 70H28V71H26ZM53 70H54V71H53ZM74 70H75V71L77 70V71L74 72ZM80 70H81V71H80ZM101 70H102V71H101ZM147 70H148V71H147ZM149 70H150V72H149ZM172 70H173V72H175V73L172 72V74H171V71H172ZM191 70H192V74L190 73ZM198 70H199V71H198ZM227 70H228V71H227ZM251 70H252V71H251ZM0 71H1V69H0ZM5 71H6V72H5ZM12 71H13V72H12ZM46 71H47V72H46ZM48 71H49V72H48ZM79 71H80V72H79ZM91 71H92V72H91ZM95 71H96V73H94ZM120 71H121V72H120ZM142 71H143V72H142ZM178 71H179V72H178ZM206 71H207L208 73H206ZM219 71H220V72H219ZM3 72L5 73V77H4L5 80L3 79V76H2V75H4ZM42 72H43V74H41ZM56 72H57V75H56ZM60 72H61V73H60ZM69 72H71V73H69ZM72 72H73V73H72ZM78 72H79V73H78ZM87 72L90 73V74L87 75ZM122 72H123V73H122ZM124 72L127 73V74L124 75V77H125L126 79L123 78L124 80H122L121 78L123 77ZM144 72H146L147 75H145L146 73H144ZM156 72H158V73H156ZM168 72L172 75L171 78L169 77V81H170V79L175 78L174 76L177 75L176 72L178 73V75H179V77H180V80L177 79V78H178V75H177V77H176L177 80H176V79H173V80H171V81L169 82L167 78H168V76H169L170 74H169ZM181 72H182V73H181ZM197 72H198V73L200 72V73H201V76H200V73L198 74ZM209 72H210V73H209ZM223 72H224V74H223ZM228 72H229V73H228ZM233 72H234V73H233ZM235 72L237 73V75L235 74ZM254 72H255V73H254ZM33 73H34V75H33ZM47 73H48V75H47ZM50 73H51V76H50ZM76 73H77L78 75H76ZM97 73L99 74L98 76H100L101 78L98 77V76L96 77V74H97ZM131 73H132V75H131ZM137 73H138L139 75H138ZM153 73H154V74H153ZM162 73H163V75H162ZM187 73H189L188 76L186 75ZM225 73H226V74H225ZM252 73H253V74H252ZM6 74H7V75H6ZM8 74L10 75V77L8 76ZM40 74H41V75H40ZM85 74H86L87 76H86ZM120 74H121L122 76H121ZM134 74H135V75L137 74L138 77L135 76V78H134ZM148 74H149V75H148ZM152 74H153V75H152ZM174 74H176V75H174ZM182 74H183V75H182ZM195 74H196V75L198 74L197 77L195 76ZM212 74H213V75H212ZM216 74H218L219 76L221 75L222 77L225 76V78H226V77H229L232 81H231L229 78H227V81L229 80V82L232 83V84H233L234 81L236 80V76H237V80H238V81H237V80L235 81V83L233 84V87L230 86V83H227V84H229L228 86H230V88H229L228 86H226V88H224V92L226 91L227 88L229 89L228 92H230V93L232 92V94H230V95H232L231 97H229L230 95H229L228 92H227V93H228L229 96H227V93H226V92H225V94H223V91H222V90H219L218 88H216V86H215V81H214V76H215ZM234 74H235V75H234ZM242 74H243V75H242ZM21 75H22V76H21ZM23 75H24L25 77H24ZM26 75H28V76H26ZM55 75H56V76H60L61 78L58 77V79H55V78H57V77H55ZM90 75H91V76H90ZM126 75H127V76H126ZM150 75H151V76H150ZM159 75H160V76H159ZM167 75H168V76H167ZM173 75H174V76H173ZM193 75H194V77H193ZM207 75H210V76H209V77H210L209 79H208V76H207ZM223 75H224V76H223ZM226 75H228V76H226ZM238 75H239V77H238ZM240 75H241V76H240ZM249 75H251V78H250ZM20 76H21V77H20ZM30 76H31V78H32V77H33V78L31 79ZM35 76H39V77H40V81H41V80H42V81H41V82L38 81V78H39V77H38L37 80H36V77H35ZM73 76H74L75 78H74ZM79 76H80V77H79ZM81 76H84V77L86 78L87 81H89L88 79H90V77H92V78L90 79L91 82L93 81L92 79L95 78V80H94L95 82L93 81L95 87H93V89H89L90 87L87 88V86H88L87 84H89V83L91 84V82H90V81H89L88 83L85 82V81H86L85 78H84V77H81ZM88 76H89V77H88ZM93 76H94V77H93ZM128 76H130V78H131L130 80H129V77H128ZM132 76H133V77H132ZM139 76H143V78H142V77L139 78ZM144 76L146 77V80H148L149 78L151 79V77H152V80H151V81H153L152 83H153L154 85H151V84H152L151 81L148 80L149 84L151 83L150 85L148 84V86H149V87H148V86H147V82H146ZM158 76H159V77H158ZM165 76H167V78H166ZM199 76H200V78H198ZM205 76H207V77H205ZM231 76H232V77H231ZM242 76H243L244 78H243ZM245 76H246V79H245ZM41 77H42V78H41ZM53 77H54V78H53ZM64 77H65V79L69 78L70 80L67 79V81H66V80L64 79ZM71 77H72V78H71ZM102 77H103V78H102ZM147 77H148V79H147ZM155 77H156V78H155ZM163 77H165V78H163ZM184 77H185V78H184ZM204 77H205V78H204ZM241 77H242L243 79H242ZM256 77H257V75H256ZM6 78H8V79H6ZM27 78H28V79H27ZM77 78H78L79 80H78ZM83 78H84V79H83ZM96 78H97V79H96ZM141 78H142V79H141ZM158 78H159V79H158ZM181 78H183V79H181ZM191 78H195V79H191ZM197 78H198V79H197ZM201 78H202V79H201ZM234 78H235V79H234ZM239 78H241V80H240ZM249 78H250V79H249ZM48 79H51V81L48 80ZM54 79H55V80H58V82H56ZM60 79H63V81L65 80L66 83H67V82L70 83V81H71V83L73 82V83H74V84H72L73 86H74V85H77V83L75 84V82H77V81H78V83L81 84V87L83 86V85H82L83 83H81V82H84V84L86 83L85 85H87V86L84 85V86H83L84 88H83V87L80 88L79 86H77V88H78V87L80 88L79 91H77L78 89H77V88H74L75 86L72 87V86H71V83H70V84L67 83L68 87H67V86H65V87H67L68 89H71L72 93L69 94L70 97H68V96L66 97L65 92H68V91L71 92V91H70V90H66V91L64 92V88H65V87H63V86L66 85V83L64 82V84H63V81L61 82ZM75 79H77V80L74 81ZM127 79H128V80H127ZM143 79H144L145 82H144V81H143V82H139V81H142ZM154 79H155V80H154ZM156 79H158V81H157ZM184 79H186V83H187V82H189V84L192 83L191 85L194 86V88H190L189 86H191V85H189V86L187 87V88H190V89L185 88V87H186V86H185L186 83H185V80H184ZM188 79H189V80H188ZM200 79H201L202 81H201ZM206 79H207V80H206ZM210 79H212V80L209 81ZM223 79H224V78H223ZM33 80L35 81V83H34ZM43 80H44V82H43ZM46 80H47V81H50V82H47ZM82 80H83V81H82ZM98 80H101L102 82H100V81H98ZM104 80H105L107 83H106ZM134 80H135V81H134ZM165 80L167 81V83H168V82L170 83V84L168 83V84H169V87H168V84L165 83V82H166ZM175 80H176V87L173 85V83L175 84V82H173V81H175ZM224 80H225V79H224ZM248 80H249V81H248ZM250 80H251V81H250ZM6 81H7V82H6ZM12 81H13V80H12ZM26 81H27V82H26ZM28 81L31 82V83L28 84ZM45 81H46V83H45ZM52 81H53V82H52ZM54 81H55V82H54ZM59 81H60V82H59ZM103 81H104L106 84H105ZM131 81H132V82H131ZM155 81H156V82H155ZM159 81H160V82H159ZM164 81H165V82H164ZM180 81H183V83L185 84V85H183L184 87L181 85V84H183V83L180 82ZM200 81H201V82H200ZM225 81H226V80H225ZM227 81H226V82H227ZM252 81H253L254 83H253ZM99 82H100L101 84H100ZM154 82H155V83H154ZM179 82H180L181 84H180ZM195 82H196V83H195ZM203 82H204V86L207 85V84H209V82H210V84H209L208 86H209V88H210L211 85H212V87H211L210 89L208 88V86H205V88L202 87V86H203V85H202ZM207 82H208V83H207ZM238 82H239V83H238ZM243 82H244V83L246 82V83L244 84V86H245L246 88L243 86ZM256 82H258L257 84H258V86H259L260 88L257 87ZM3 83H5L6 85L3 84ZM32 83H34V84H32ZM39 83H40V85H42V86L45 85L46 88L50 87L52 90H53V87H54L55 90L52 91V90L49 88L50 90L48 89L49 91H46L47 89L44 90V89H45L44 86L41 88L40 85H39ZM41 83H42V84H41ZM44 83H45V84H44ZM51 83H53V86H52ZM58 83H60V86H59ZM61 83H62L63 85H62ZM97 83H98V84H97ZM102 83L105 84L104 87L107 85V87H108V89L106 88L107 90L103 87V84H102ZM121 83H122V84H121ZM160 83H161V84H160ZM200 83H201V84H200ZM205 83H206V84H205ZM47 84H48L49 86H48ZM99 84H100L101 86H100ZM143 84H144V85H143ZM155 84H156V85H155ZM157 84H158L159 86H158ZM179 84H180V86L178 87ZM232 84H231V85H232ZM246 84H247V86H246ZM250 84H251V85H250ZM253 84H254V85L256 84L255 87H254ZM3 85H4V87H2ZM13 85H14V84H13ZM35 85H38L37 87H40L41 89L39 88V90H38L37 88H35ZM50 85H51L52 87H51ZM55 85H56V86L58 85V86H57L58 88H57ZM78 85H79V84H78ZM94 85H93V86H94ZM117 85H118V86H117ZM125 85H126V86H125ZM138 85H140V86H142V85H143V86H146V88H145V87H144V88L141 87V88L139 89V87H138V88L136 87V86H138ZM198 85H199L198 88L201 89V91L197 88ZM236 85H238L239 88H238ZM249 85H250V86H249ZM21 86H22V87H21ZM89 86H91V85H89ZM96 86H97V87H96ZM116 86H117V87H116ZM123 86H124L125 88H124ZM154 86H155V87H154ZM161 86H165V87H161ZM172 86H173V88H172ZM241 86H242L243 88H242ZM5 87H6V89L8 90V91H7V90L5 89V91L7 92V94H6L5 91H3V89H4ZM20 87H21V88H20ZM59 87H63V91H59V92H58L59 89L62 90V89L59 88ZM122 87H123V89H121ZM130 87H133V88L131 89ZM157 87H158V88H157ZM167 87H168V88H167ZM180 87H181V88H180ZM200 87H202V88H200ZM247 87H248V88H247ZM249 87H251V88H249ZM252 87H253V88H252ZM22 88H23V90H22ZM29 88H30V91H29ZM31 88L33 89V91H32ZM67 88H65V89H67ZM91 88H92V87H91ZM97 88H100V89H97ZM101 88H102V89L104 88V89L102 90ZM109 88H113V89H109ZM116 88H118V89H116ZM134 88H137V90H138V89H139V90L137 91V90L134 89ZM178 88H179V89H178ZM203 88H204V91H202ZM206 88H207V89H206ZM231 88H232V89H231ZM233 88H235V90H234ZM237 88H238V89H237ZM244 88H245V89H244ZM254 88H255V89L258 88V89L254 90ZM12 89L14 90V92L12 91ZM56 89H57V90H56ZM86 89H88V90H90V91H93V90H94V91H93V92H89V91H87ZM96 89H97V90H96ZM125 89H128V90L131 89V90H130L129 92H127L128 90L125 91ZM141 89L143 90L142 93L139 92V91H141ZM146 89H150L151 92H154V94L152 93L153 95L151 94L153 97H150V96H151V95H150V92H149L150 90L148 91V90H146ZM155 89H156V90H155ZM157 89H158V90H157ZM160 89H161V90H160ZM163 89H164V90H163ZM166 89H168V90H166ZM169 89H171V91H170ZM181 89H182V90H181ZM191 89H193V90H191ZM195 89H196L197 91H195ZM205 89H206L208 92H207ZM211 89H212V90H211ZM230 89H231V90H230ZM240 89H242V90H243V89H244V90H247V94H245L246 92L244 93V90H243V91H242V90L240 91ZM248 89H249L250 94H249V92H248ZM251 89L254 90V91H250ZM10 90H11L13 93L10 92ZM27 90H28V91H27ZM35 90H37V91H35ZM40 90H41V91H40ZM81 90H82V92H81ZM95 90H96V91H95ZM111 90H113L114 95H116V96L118 97L117 99H116V96H114L115 98H114V97L112 98V96H113V92H112ZM114 90H117V91L115 92ZM121 90H122V93H120ZM123 90H124V91H123ZM153 90H154V91H153ZM172 90H174V91L176 90V91H177V94H178L179 92H180V93H181V92L183 93V92H185V90H186L187 93H186V92H185L184 94L181 93L182 95L179 93V94L177 95V94H175V92H172ZM187 90H188V91H187ZM23 91H25V95H24V93H22ZM43 91H45V92H43ZM73 91H75V92H73ZM105 91H106V93L103 94V92H105ZM134 91H135V92H134ZM136 91H137V92H136ZM155 91H156V92H155ZM157 91H158V92H157ZM162 91H163V95H164V97L162 96V93H161V96H160V94H159V93L162 92ZM166 91H167V92H166ZM192 91L195 92V93L197 92V93L195 94V97H193V95H192L193 92H192ZM199 91H200L201 94L203 95L202 98H201V96L199 97V96L197 95V94L200 93ZM217 91H218V92H217ZM234 91H235L236 93H235ZM237 91H238V94H237ZM261 91H262V89H261ZM37 92H39V95H40V96H38V93H37ZM42 92H43V93H42ZM50 92H51V93H50ZM85 92L89 93V95H88L87 97H90V98H91L92 95H94V96H93L94 98H97V97H98L99 99L97 98V99L95 100V99L91 98V99H90V100H91L90 105H89V101H88V99H87V100L84 99V100H85V101H84L85 104H86L87 102H88V103H87L86 106L83 104L84 107H81V105H82L81 102L83 101V99H80V100H79V97L82 96V98H83V97L85 98V95H87V93L85 94ZM108 92H110V93H108ZM118 92H119V93H118ZM133 92H134V93H133ZM171 92H172L174 95H173ZM189 92H191V94H190ZM215 92H217V93H219V94L216 95ZM254 92H256V93H254ZM262 92H263V91H262ZM21 93H22V96L19 97V95H21ZM47 93H48V94H47ZM52 93H53V94H52ZM54 93H56V94H54ZM77 93H78V95H80V96H78V99H76V94H77ZM79 93H80V94H79ZM115 93H117V94H115ZM127 93H128L129 95H128ZM144 93H145L146 96H144ZM156 93H157V94H156ZM203 93H204V94H203ZM206 93H208V96L211 98V100H212V99H215V100L217 101L216 104H218V105H220V106L215 105V100H214V101H211L210 98H207L208 96H207ZM220 93H222L221 95H222L223 97H220L221 99H218V98H219L218 96H221ZM233 93H235V94H233ZM239 93H240V94H243V93H244L243 95H245V97L242 96V95L240 96ZM259 93L262 95V93L260 92V90H259ZM14 94L16 95V93H14ZM26 94H27V95H26ZM36 94H37V95H36ZM45 94H46V95H45ZM51 94H52V95H51ZM72 94H73V96H72ZM82 94H83V95H82ZM84 94H85V95H84ZM90 94H92V95H90ZM99 94H100V95L102 94V95L99 96ZM106 94H109V95H106ZM110 94H112V95H110ZM124 94H126L127 97H126ZM135 94L138 95V96H136ZM142 94H143V95H142ZM158 94H159V95H158ZM169 94H170V95H169ZM185 94H187V95H185ZM193 94H194V93H193ZM210 94H211V95H210ZM251 94H252V95L254 94L253 96L256 97V98H254V97L252 96L253 99L249 98L250 100L248 99V102H249V103H248L246 98H248V96L251 97ZM255 94H256V95H255ZM5 95H6V96H5ZM33 95H36L35 98H37V97L40 98V99L38 98L39 101H38L37 99L35 100L36 103H34V97H33ZM42 95H43V97L41 98ZM48 95H49V96H48ZM55 95H56V96H55ZM74 95H75V97H74ZM118 95H119V96H118ZM120 95H121V96H120ZM122 95H123V97H122ZM148 95H149V97H148ZM154 95H155V97H154ZM172 95H173V96H172ZM189 95H190V97H189ZM199 95H200V94H199ZM212 95H213V96H216V97H213ZM225 95H226V97H227L228 99H230V98H231V99L228 100L227 98L224 97ZM233 95H235V96L233 97ZM236 95H237V96H236ZM247 95H248V96H247ZM30 96H31V97H30ZM46 96L49 97V98H46ZM95 96H96V97H95ZM141 96H142L143 98H142ZM158 96H160V97H158ZM171 96H172V97H171ZM176 96H177V98H178V96H179V98L177 99ZM204 96L206 97V100H205ZM238 96H239V97H238ZM246 96H247V97H246ZM13 97H16V96H13ZM21 97H22V98H21ZM24 97H25V99H23ZM26 97H27V98H26ZM32 97H33V100H30V98L32 99ZM44 97L46 98L45 100H44ZM56 97H57L58 100L56 99ZM65 97L67 98V100H69V99L71 98V99L69 100V102H72L70 106H69L70 103H69L67 100H65V99H66ZM100 97H101V98H100ZM105 97H109L111 100H110L109 98H108V99H104ZM138 97L141 98V100H139L140 102H141L142 100L146 102V103H144V104H143V101H142L141 103L139 102L140 105H141L142 107H139V105H138V106H134V105H136L135 103H137V101H138V100L135 101L134 99H136V98H138ZM146 97H147V98H146ZM161 97H163V100H164V101L161 100V99H162ZM198 97H199V98H198ZM2 98H0V101H3V102H0V103H1V104H4L6 101H5V100H2ZM9 98H8V100H9ZM18 98H19V101H17ZM50 98H51V99H50ZM62 98H64V99H62ZM74 98L76 99L77 102L80 101V108L77 106V105H78L77 102H74V101H75V100H73ZM102 98H103L104 100H103ZM124 98H125L126 100H129V101H125V102H127L128 104L123 102V101L125 100ZM133 98H134V99H133ZM140 98H138V99H140ZM167 98H171L172 100H171V99H168L169 101L171 100L170 102H168ZM193 98H194V99H195V98H196V99L198 98L200 101H198V99H197V100H194ZM222 98H225V99H223L225 102L222 100ZM236 98H239V99H236ZM240 98H241V99H240ZM244 98H245L246 100H245ZM21 99L24 100V101H21ZM28 99H29V101H30L31 103H30V102H29V103L27 102V103H28V104H27L26 101H28ZM41 99H43V101H42ZM52 99H53V100H52ZM55 99H56L57 103H56ZM113 99H114V100H117V101L115 102V101H113ZM149 99H150V101H149ZM157 99L160 100V101H158ZM184 99H186V100H184ZM208 99H209V100H208ZM233 99H234V100H233ZM15 100H14V102H15ZM50 100H51V101H50ZM60 100H62V101H64V102L61 101V103L59 104ZM81 100H82V101H81ZM92 100H94V104H95V105L93 104ZM99 100H100V103L102 102V103H101V106H100V104H99ZM105 100H106V101H105ZM107 100H108V101H107ZM109 100H110L112 103H111ZM120 100H121V103H120ZM146 100H148V101H146ZM152 100H153V102H152ZM204 100H205V101H204ZM207 100L210 101V102H208ZM241 100H244V102L246 101L247 103L245 102V103H246V104H245V103H244L243 101H241ZM253 100H254V101H253ZM261 100H260V102L262 103ZM9 101H10V100H9ZM32 101H33V103H32ZM49 101H50V102H49ZM65 101H67L68 103L65 102ZM86 101H87V102H86ZM154 101H157V102L154 103ZM172 101H173V102H172ZM180 101H182V102H180ZM189 101H190V102H189ZM192 101H193V102H192ZM234 101H235V103H234ZM236 101H237V102H236ZM250 101H251L252 103H251ZM47 102H48V105H49V106L47 105ZM53 102H54V105H53ZM84 102H83V103H84ZM96 102H97V103H96ZM106 102H107L108 104H106ZM113 102H115V103H113ZM117 102H119V104H118ZM133 102H134V103H133ZM149 102H150V103H149ZM158 102H159V103L162 102L163 105H164V104H165V105L167 104L168 106H167V105H166V106L164 105L163 108H161V107H162V104H161V103H160L161 106H160V105H156ZM174 102H176V104H175ZM177 102H178V103H177ZM186 102H187V103H186ZM207 102H208V104H209V107H206L208 104L205 105ZM213 102H214V103H213ZM218 102H219V103H218ZM223 102H224V103H223ZM229 102H230V104H231V102H232V104H233V103H234V104L241 103V104H237L238 107H239V106H242L243 104H245L242 108H241V107H239V108H240V110H241V109L246 110L247 112H246V111H244V112H245V114L248 113V114H247V115H248L247 117L250 118V119L247 118L248 120L246 119L247 122L244 121L245 123H247V124H245L246 127H245V125H244V123H243V118H244V115H245V114L243 115V117H241V114H242L241 111H242V110L240 111V113H239V111L237 112V113H239L238 115H239V117H241V120H240V118L237 117V115H235V117H233V118H235V119L237 118L238 121H236V120H237V119H236V120H235L236 122H235V123L233 122V123H234V124H237V122L239 123V121H241L238 125H241V128H242V130H243L242 132L245 133L246 135H247L246 132L249 131V132H248V136L245 135L246 137H245V136L243 137V136L241 135V134H243V133L240 134V133L238 132L239 129L236 130V128H237L236 126H237V125L235 126V129H234V130H236L237 133H239L241 136H240V137L237 136V135L234 136V133H231V132L233 131L232 129L234 128V127H232L233 125H232V124L230 125V123H229V124L226 123V121H227V120H226L227 117H226L225 115H224V116H225V117H224L223 115L220 114L221 112H222V114H225L222 110L225 111L227 108H229V109H228L227 111H225L226 113H227L229 110H231V109H230V108H231V107H230L231 105L229 104ZM242 102H243V103H242ZM253 102H255V103L253 104ZM17 103H16V104H17ZM37 103H38V104H37ZM42 103H43V104H42ZM63 103H64V104H63ZM74 103L77 104V105H74V106H73L72 104H74ZM139 103H138V104H139ZM148 103H149V105H148ZM151 103H152V104H151ZM159 103H158V104H159ZM170 103H171V106H170ZM179 103H181V105H182L181 108H183V107H186V108H187V109L185 108V109H186V110H185L186 112L183 113V112H182V109H181L180 112L178 111V114H176V112H174L175 110H173L172 107H173L174 105H175V106H176V105L179 106V105H180ZM189 103H190V104H189ZM210 103H211V104H210ZM263 103H264V99H263ZM18 104H17V106H18L17 108L19 109V105H18ZM29 104H30V105H29ZM34 104H36V106L38 107V108L36 107L37 109L34 108V106H35ZM39 104H40V105H39ZM97 104H99V106H98ZM103 104H106V105L104 106ZM120 104H121V105H123V104H127V106H126V105H123V107H124V106H125V107L122 108V106H121ZM130 104H131V105H130ZM146 104H147V105H146ZM188 104H189V105H188ZM194 104L197 105V106L193 107V109H192V106H193ZM212 104H214V105H213L214 107H211V108H210V106H212ZM228 104H229V105H228ZM247 104H248V105L250 104V105L248 106ZM26 105H27V106H26ZM32 105H34V106L31 108ZM41 105H42V106H41ZM43 105H45V106L43 107ZM51 105H53L54 107H53V106L51 107ZM55 105H56V108H58V109H55V112H53V111H54V108H55ZM114 105H115V106H114ZM119 105L121 106V109H120V106H119ZM129 105H130V106H129ZM143 105L146 106V107H148L149 109L146 108V107H144ZM154 105H155V106H154ZM201 105H203V106H202V107H199V106H201ZM237 105H235V106H237ZM4 106L6 107V104H5ZM39 106L41 107V109H40ZM58 106H59V107H58ZM66 106H67L68 108H66ZM75 106H76V107H75ZM94 106H95V108H94ZM102 106H103V107H102ZM117 106H119V108H118ZM128 106H129V107H128ZM156 106H158L159 108L156 107ZM175 106H174V107H175ZM190 106H191V107H190ZM216 106H218L219 108L216 107ZM235 106H234V105L232 106L231 114H232V113L236 114V113H235V112H236L235 109H236V110H239V108H237V107L234 108ZM251 106H253V107H251ZM261 106H262V107H261ZM0 107H1V105H0ZM2 107H3V106H2ZM47 107H48V109H47ZM62 107H65L66 110H67L68 112H69V111H70V112L67 113V111H65V108L63 109ZM70 107H71V108H70ZM72 107H73V108H72ZM99 107H100V108H99ZM110 107H111V108H110ZM112 107H113V108H112ZM132 107H131V108H132ZM135 107H136V108H135ZM143 107H144V108H143ZM154 107H156V108L154 109ZM164 107H165L166 109H165ZM198 107L200 108V110H198V109H199ZM203 107L207 108L209 112L207 111V109L205 110V108H204V110L206 111V113H205V112L203 113V112L201 111V110L203 109ZM215 107H216L217 109H220V110H217ZM224 107H225V109H223ZM245 107H246L247 109H245ZM254 107H255V108H254ZM33 108H34V109H33ZM83 108H84V109H83ZM85 108H86V109H85ZM88 108H89V110H90L91 108H94V109L91 110V111L89 112V111H87ZM96 108H97V109H96ZM117 108H118V109H117ZM137 108H139V109H137ZM145 108H146V109H145ZM150 108H151V110H150ZM170 108L173 110V112H174L176 115H179V114L181 115V117H180V116L177 117V118L181 119V122H182L183 120L186 119L185 122L182 123L184 126H185V123H186L187 121L190 122V124L192 123V125H193V123L195 122L194 124H196V127H198V128H197L198 131L196 130V131H197V134L195 133V132H196V131H195V132H194V135H196V136L198 135V137H199V139H197V140H199V141H197V140H195V141L200 142V140H203V142H201L200 145H199L198 143L195 144L194 139H195L196 136H195L194 139H193V137H192L193 134H192V135L190 134V133H191V129H188V128H187V127H189V125H190V124H187L188 122L186 123V124H187V127H185V128L183 129V130L185 131V132H184V133H185L184 136H186V137L181 136V134H183V130H182V128L177 127L178 129H181L182 131H181V130H178V129H176V131H175V130H172V131H174V133L176 132L177 136L180 135L179 137H181V138H178V139L180 140V141L178 140L180 143H177V144H174V145H173V143H172V142H174L173 139H176V138H177V137H174L175 134L172 135V134H170L169 132H168V133L165 132L166 134H168V135L166 136V134H164V132H163V133L161 132L160 129L163 128V127L161 128V126H164V127H165V125H166V120H165V119L168 118V116H164V115H163V112L170 111ZM190 108H191V109H190ZM195 108H197V109H195ZM201 108H202V109H201ZM212 108H213V109H212ZM248 108H251V110L254 109L255 111H254V110L251 111L250 109L248 110ZM260 108H261V109H260ZM29 109H30V110H29ZM43 109H44V110H47V111H44ZM71 109H72V110H71ZM73 109L75 110V112H74ZM77 109H79V110L76 111ZM109 109H110V110H109ZM116 109H117V111H116ZM122 109H124V110H122ZM142 109H143V110H142ZM156 109H157V111H156ZM174 109H175V108H174ZM211 109H212V111H210ZM215 109H216V110H215ZM259 109H260V110H259ZM31 110H33V113H34L33 116H32L33 113H32ZM35 110H36V114L38 113V114H37L38 117H36ZM42 110H43V115H46V117L43 116V115L41 116ZM51 110H53L52 113H50ZM57 110H58V111H57ZM62 110H64V111H63V115H62V112L59 113V111H62ZM84 110H85V111H84ZM114 110H115L116 112H113ZM140 110H141V111H140ZM158 110H159V111H158ZM162 110H163V112H160V111H162ZM172 110H171V111H172ZM183 110H184V108H183ZM187 110H188V112H187ZM192 110H193V112H192ZM194 110H197V111L194 112ZM204 110H203V111H204ZM214 110L216 111V113H218V112L220 111V112L217 114V117H216V114H214V113H215ZM27 111H28V112L30 111V113H29L30 117H29V115L26 116V114H28ZM37 111H38V112H37ZM39 111H40V112H39ZM48 111H49V112H48ZM118 111H119V112H118ZM125 111H124V112H125ZM139 111H140V112H139ZM149 111L152 112L154 115H152V113H150ZM249 111L252 112V113H250ZM24 112H25V113H24ZM26 112H27V113H26ZM86 112H89V113L86 114ZM112 112H113V113H112ZM124 112H122V114H123ZM128 112H127V113H128ZM142 112L146 113L147 115L144 114V113H142ZM158 112H159V113H158ZM191 112H192V113H191ZM201 112H202V118H203L204 116H209V118L206 117V118H203V119H204V120H206V119L209 120V119H210L211 123L214 121V120L211 119V118H213V115H215L214 118H217V119H218L217 121H214V124H215L216 126H215L213 123H212L213 126H210L211 123L208 124L210 121L208 122L207 120H206V121L202 120L201 116H198L199 114L201 115ZM213 112H214V113H213ZM244 112H243V113H244ZM254 112H255V113H254ZM39 113H40V114H39ZM54 113H57V114H54ZM64 113H65V115H64ZM70 113H71V114H74V115L70 116V115H71ZM78 113H79V114H78ZM101 113H102V112H101ZM114 113H115V114H114ZM130 113H131V112H130ZM139 113L141 114V116H139V115H140ZM166 113H167V112H166ZM166 113H165V114H166ZM169 113H170V112H169ZM169 113H168V114H169ZM174 113H172V114H174ZM181 113H183V114H181ZM196 113H199V114H196ZM207 113H208V114H207ZM209 113H210V114H209ZM211 113H212V117L210 116ZM249 113H250V116H249ZM67 114H68V117H67ZM69 114H70V115H69ZM75 114H77V115H75ZM81 114H82V115H81ZM108 114H109V115H108ZM112 114H113V115H112ZM142 114H144L145 117H142ZM168 114H167V115H168ZM170 114H171V113H170ZM175 114H174V117H176ZM191 114H192V115L195 114V115L192 116ZM203 114H204V116H203ZM205 114H207V115H205ZM219 114L221 115V118H222V119H223V117H224V119H223L224 121H220L221 119L219 118V116H220ZM24 115H25V116H24ZM48 115H49V116H48ZM52 115H53V116H52ZM54 115H55V116H54ZM58 115H60V116H58ZM61 115H62L63 117H62ZM123 115H124V114H123ZM158 115H159V116H158ZM183 115H184V117H182ZM254 115H255V117H254ZM21 116H22V117H21ZM50 116H51V118H50ZM57 116H58V117H57ZM65 116H66L67 118H71V119H67ZM101 116H102V115H101ZM108 116H111V117H108ZM125 116H127V115L125 114ZM125 116H124V117H125ZM157 116H158V118H157ZM172 116H173V115H172ZM186 116H187L188 119L193 120V118H194V120H193V121H190V120H188L187 118H185ZM189 116H190V117H189ZM222 116H223V117H222ZM227 116H229V117L231 116V115H230V112H229V115H227ZM232 116H234V115H232ZM34 117H35V118H34ZM40 117H41V118H40ZM43 117L46 118L45 120H50V119H51L50 122H51L53 125H54L55 123H56V124L53 126L52 124H50L49 121H46V122H45V120H44ZM52 117H53V118H52ZM56 117H57V118H56ZM61 117H62V119H61ZM103 117H102L101 119H103ZM116 117H118V118L120 117L121 119H123V116H122V115H120V116L118 115V116H117V114H116ZM138 117H139V118H138ZM140 117H141V119H140ZM147 117H148V118H147ZM150 117H151V118H150ZM152 117H153V118H152ZM164 117H165V119H164ZM169 117H170V116H169ZM195 117H196V118H195ZM198 117H200L201 120H200ZM229 117H228V119H229ZM30 118H32V119L34 120L33 124L30 122V121H32V120H28V119H30ZM107 118H108V119L110 118L111 120H110V119L108 120ZM177 118H176V120H177ZM182 118H183V120H182ZM197 118H198V119H197ZM225 118H226V119H225ZM231 118H232V117H230V119H231ZM233 118H232V119H233ZM245 118H246V115H245ZM245 118H244V119H245ZM253 118L256 119L257 121H259L260 123L257 122V121H253L254 123H252L251 121L253 120ZM258 118H259V119H258ZM25 119H27V120L25 121ZM35 119H36V120H35ZM41 119H43V120H41ZM56 119H57V121H56ZM72 119H73V121H72ZM106 119H107L109 122H108ZM116 119H117V118H116ZM121 119H120V120H121ZM143 119H144V120H143ZM145 119H147V120H145ZM149 119H150V120L152 119V120L150 121ZM154 119H155V120H154ZM195 119H196V120H195ZM260 119H261V120H260ZM37 120H38V121H37ZM54 120H55V121H54ZM65 120H66V121H65ZM68 120H69V121H68ZM70 120H71V121H70ZM74 120H75V121H74ZM124 120H125V118H124ZM163 120H165V121H163ZM171 120H174V118L171 119V117H170V119H167V125H168V126L166 125V128H167V129L170 128V127H172L171 125H172L173 122H177V121H178V120H177V121L174 120L173 122H171ZM197 120H199V121H197ZM215 120H216V119H215ZM225 120H226V121H225ZM250 120H251V121H250ZM28 121L30 122V125H31V126L33 125L32 128H31V127H30L29 129L27 128V127H29V123H28ZM58 121H60V122H58ZM121 121H123V120H121ZM148 121H149V123H147V124L144 123V122H148ZM154 121H155L157 124L154 123ZM168 121H169V122H168ZM218 121H220V124L217 123ZM229 121H231V120H229ZM249 121H250V122H249ZM26 122L28 123L27 126H26ZM39 122H40V123H39ZM41 122H42V123H41ZM43 122H44V123H43ZM47 122H49V124H50L51 126L48 125ZM62 122H63V123H62ZM65 122H67V123H65ZM72 122H74V124H73ZM101 122H102V121H101ZM103 122H104V121H103ZM112 122H115V123H116V120H115V121H112ZM117 122H119L118 119H117ZM150 122H151V123H150ZM152 122H153V123H152ZM181 122L179 121V123H181ZM196 122H199V123H196ZM205 122H206V123H205ZM231 122H232V121H231ZM248 122L250 123L249 126H248ZM255 122H256V124H255ZM261 122H262V123H261ZM20 123H19V124H20ZM37 123H39V124L37 125ZM59 123H61V124H59ZM168 123H170V127H169V124H168ZM179 123H176V124H179ZM201 123H202V124H201ZM203 123L207 124L208 127H207V125H205V124H203ZM221 123H222V124L225 123V124H223L224 126L221 125ZM242 123H243V124H242ZM251 123H252V124H251ZM40 124H42V125H41L42 128H41ZM43 124H45L46 126H44ZM67 124H68V125H67ZM153 124H154V126H153ZM155 124H156V125H155ZM160 124H161V125H160ZM162 124H163V125H162ZM173 124H175V123H173ZM176 124H175V125H176ZM182 124H179L178 126H183ZM257 124H258L259 127L257 126ZM259 124H261V125H259ZM35 125H36V127H35ZM47 125H48V126H47ZM58 125H57V127H58ZM62 125H61V126H62ZM78 125H79V124H78ZM109 125L112 126L111 124H109ZM117 125H118V124H116V126H117ZM121 125H122V124H121ZM138 125H139V126H138ZM157 125H158V126H157ZM204 125H205L206 127H204ZM218 125H219L220 128L218 127ZM225 125H226V126H227V125L230 126V128H232V129H229V128H228L229 130H226L228 126L226 127ZM243 125H244V126H243ZM252 125H254L255 127H253ZM262 125H263V127H261ZM79 126H80V125H79ZM122 126L124 127V125H122ZM122 126H121V127H122ZM156 126H157V127H156ZM159 126H160V127H159ZM184 126H183V127H184ZM222 126H223L224 128H223ZM242 126H243V127H242ZM247 126H248V127H247ZM251 126H252V127H251ZM256 126L258 127V129H259L261 132L257 129ZM33 127H34V128H33ZM37 127H38V128H37ZM39 127H40L41 131H40ZM46 127H47V132H48V133H51L50 135L46 132V130H45ZM48 127H49V130H48ZM59 127H60V126H59ZM62 127H65V126L63 125ZM62 127H61V128H62ZM102 127H103V126H102ZM107 127H108V125H107ZM112 127H113V126H112ZM121 127H118V126H117V127H116L117 129H116V130L119 131V130L121 129ZM129 127H130V128H129ZM133 127H134V130H133ZM154 127L156 128V130H154V129H155ZM196 127H193V126H192V128H193L192 130H194ZM214 127L218 128V129H216V128H214ZM225 127H226V128H225ZM239 127H240V126H239ZM239 127H238V128H239ZM51 128H52V129L54 128V129L51 130ZM66 128H67V127H66ZM78 128H79V127H78ZM103 128H104V127H103ZM113 128H115V126H114ZM113 128H112V129H113ZM118 128H120V129L118 130ZM135 128H136V129H135ZM153 128H154V129H153ZM189 128H190V127H189ZM199 128H200V130H199ZM201 128H202V129H201ZM206 128H207L209 131H206V130H207ZM210 128H212V129H210ZM221 128H223L226 132H224V130L221 129ZM241 128H240V129H241ZM249 128H250V129H249ZM253 128H254V129H253ZM260 128H263V129H260ZM32 129H33L34 131H33ZM35 129L37 130V132H36ZM71 129H72V130H71ZM100 129H101V128H100ZM109 129H110V127H109ZM109 129H108V130H109ZM125 129H126V126H125ZM125 129H123V130H125ZM138 129H139V130H138ZM151 129H153V130H151ZM185 129L190 130V131H188V134L191 135L190 137L188 136V134H187V132H186ZM205 129H206V130H205ZM245 129H246V130H245ZM256 129H257V132H255ZM43 130H45V132H44ZM65 130H66V129H65ZM75 130H77L76 127H75ZM106 130H107V129H106ZM113 130H114V129H113ZM137 130H138V131H137ZM144 130H145V129H144ZM157 130H158V131H157ZM163 130H164V129H163ZM204 130L206 131V133L209 132V133H207V135H208L209 138H210V136H211V139H214V137L217 136V137H216L217 139L215 138L214 140H211V141L208 140V139H209L208 137H204V136H203V134H204V132H205ZM210 130H213V131H216V130H217L216 132H218V133L220 134V136L218 135V133L216 134V132H215V134H214V133H213L212 131H210ZM244 130H245L246 132H244ZM251 130H255V131H251ZM262 130H263V131H262ZM24 131H26V132H24ZM50 131H53V134H52V132H50ZM100 131H101V130H100ZM102 131H105V130H102ZM111 131H112V130H111ZM132 131H133V132H132ZM140 131H142V132H140ZM164 131H167V130L165 129ZM168 131H169V130H168ZM200 131H202V132L200 133ZM220 131H222V133H220ZM21 132H22L23 134H22ZM27 132H28V133H27ZM29 132H31V133H29ZM34 132H35V133H34ZM41 132H43V134H41ZM65 132H66V131H65ZM120 132L123 133V131H121V130H120ZM138 132H139V134H137ZM159 132H160V133H159ZM240 132H241V131H240ZM259 132H260V134H259ZM36 133H38L39 135L36 134ZM122 133H121V134H122ZM135 133H136V134H135ZM161 133H162V134H161ZM179 133H180V134H179ZM198 133H200L201 135L198 134ZM202 133H203V134H202ZM206 133L204 134L205 136H206ZM212 133H213L215 136H214ZM223 133H224V134L227 133V134H226L225 136H222L221 134H223ZM228 133H229V134H228ZM230 133H231V134H230ZM251 133H252V135H251ZM261 133H262V134H261ZM24 134H26V137H25ZM27 134H30V135H27ZM35 134H36V135H35ZM73 134H75V133H73ZM73 134H72V135H73ZM104 134H105V133H104ZM106 134H107V132H106ZM123 134H124V133H123ZM178 134H179V135H178ZM186 134H187V135H186ZM255 134H256V135H255ZM31 135L36 137L37 142H38L39 144H38L36 141H34L35 138L33 139V137H32ZM37 135H38V136H41V135H42L41 137H39V140H38V136H37ZM43 135H45V136H43ZM47 135H48V136H47ZM135 135H136V137L139 135L138 137L142 139V141H141V140L139 141V143L141 142V144H137V140L135 139L136 137H134ZM156 135H158V136H156ZM227 135H228V137L230 136L229 139L232 140V141L235 140V139L238 141V140L240 139L242 142H241L240 144H238V143H239V141H238V143H237L238 145H237L236 143H235V144H234V143L232 144V142H230V140L226 142L223 138L225 137V139H226V138L228 139ZM249 135H250V136H249ZM19 136H21V137L19 138ZM140 136H141V137H140ZM212 136H213V137H212ZM221 136H222V138H221ZM232 136H233V139H232ZM255 136H256V137H255ZM28 137H29V138H28ZM30 137L32 138L33 141H31V138H30ZM45 137H46V140H44ZM103 137H104V136H103ZM142 137H144V138H142ZM162 137H163V140L161 139ZM169 137H170V140H171V138L174 137V138L172 139V142L169 140ZM219 137H220V138H219ZM237 137H238V138H237ZM242 137H243L244 139H243ZM253 137H255L254 140H253ZM22 138H23V139H22ZM24 138L29 139L30 141H27V142L32 143L33 145H32L31 147H30L31 144L28 143V145H27V143H26V140H27V139L24 140ZM41 138H43V139H41ZM49 138H50V137H49ZM49 138H48V139H49ZM183 138H184V139H183ZM200 138H201V139H200ZM202 138H203V139H202ZM207 138H208V139H207ZM248 138H249V139H248ZM21 139H22L23 141H25L26 144H25ZM102 139L106 141L108 138H107L106 135H105V137L102 138ZM155 139H156V140H155ZM157 139H159L161 145H162V142H163L164 145L161 146V145L159 144V145H160V146H159V145L157 144ZM164 139H165V140H164ZM166 139H167V140H166ZM181 139L186 140V141L189 140V142H187V143H186V141H185V145H188V147L185 146V145L183 144L184 142H182L183 140H181ZM222 139H223V140H222ZM247 139H248L249 141L251 140V142L247 141ZM261 139H263V140H261ZM19 140H20V141H19ZM40 140H42V141H40ZM133 140H136V141L132 142ZM176 140H177V139H176ZM176 140H175V142H176ZM190 140H191V141H190ZM207 140H208L207 143H208V146H209V147H210V145H211L210 142H213V144L211 145L213 150H210V149L207 150V148H206L207 144H205L206 146L203 144V143H205ZM256 140H257V141H256ZM65 141H66V140H65ZM151 141H150V142H151ZM154 141H155V143H154ZM159 141H158V142H159ZM165 141H166V142H165ZM169 141H170V142H169ZM178 141H177V142H178ZM192 141H193V142H192ZM204 141H205V142H204ZM214 141H215V142H214ZM221 141H223L224 144H223V142H221ZM245 141H246V142H245ZM255 141H256L257 143H256ZM22 142H23L24 144H23ZM33 142H35V143H33ZM42 142H43L44 144H42ZM150 142L147 141L146 144H147V143H150ZM233 142H236V141H233ZM252 142H254L255 145H254ZM21 143H22L23 145H22ZM36 143H37V145H36ZM53 143H54V142H53ZM58 143H59V142H58ZM67 143H69V142L67 141ZM166 143H168V144H166ZM190 143H192V144H190ZM209 143H210V144H209ZM221 143H222L223 146L226 145V143H227V145L229 146V148L233 149V151H234L233 153L237 154V153L240 151V152H242V154H240V153L237 154V155L240 156L239 158H238L237 155H233V154L230 155L229 153H231V152H229V150H228L227 148H225L226 146L223 147V148H225V151H223L222 145H219V144H221ZM242 143H243V145H245V146H243ZM249 143H251V146H253V147L256 146V147H254V148L252 147V148H253V149H252V148H250L251 146H250V147L248 146L249 148H246V147H247L246 144L250 145ZM40 144H42L41 147H40ZM62 144H63V146H62ZM132 144H133V145H132ZM189 144H190V145H189ZM252 144H253V145H252ZM256 144H257V145H256ZM55 145H56V146H55ZM131 145H132V146H131ZM142 145H143V144H142ZM157 145H158L160 148H162V149H160ZM172 145H173V146H172ZM175 145H176L177 147H176ZM180 145H182V146H180ZM198 145L204 149V150H202L203 152H205V153L208 152L206 155L209 154V151H213L214 156L217 155V154H220V155H221V154H222L221 152L223 151L228 157H230V156L232 157V156H233V157L235 158V156H236L237 159H236V158H235V159H232V160H235V161H233V162H235V163L232 162L231 157H230V159H229L230 162L228 161L229 164H228L227 160L225 159V158H226V157H225V156H226L225 154H224L225 156H223V154H222V155H221L222 157H221L220 155H218L217 157L215 156L214 159L219 157L218 160L215 159V160L217 161V162H215V163L217 164L218 167H217L215 164H213V165H215L217 168H219V167L221 168V166L218 165V161H219V159H220V161H221L222 158H223L222 160H224V159L226 160V163H225V161L223 162L225 165H224V164H223V165L220 164V165H222V167H223V166H224V167L221 168V170H220V168H219V169H218V170H219L218 172H220V171H221V172L225 171L224 168L227 167V166H229V167H227V168L231 169V167H230V163H231V164L233 163V165H236V163H237V161H238L239 159H240L241 161L244 160L246 164H245V163L242 164V162L240 163V161H238V162L240 163V165L237 163V165H239V169L237 168L238 166H236V169H238V172H240V170H242V171H245V170H246V171H245V174H244V176H245L246 179H245L244 177H241V176H243L242 174H243L244 172L241 173V174L239 173L240 176H239L238 172H237V174H238L239 177H241V179L244 178V182H246V183H247V181H249V180L247 179V177L249 178V176H248L249 173H253V172H254L255 174L259 175L258 177H260V178H257V176H256L254 179H258V181H255V183L258 184V182H261V183L263 184V185L258 186L259 188H261V191L259 190V193L261 194V197H262V198L259 196L260 194H259V195H258L257 193L255 194V192H254L253 190H249V189H251V188H252V189L255 188V186H256V185H254V187H252V184H251L252 181H251L250 183H248V186H249V185H250V186H249V187L246 186L247 189L243 188V190H249L248 192L250 193V195H251L252 193H254L255 196H258L259 200H258L257 197H256L257 200L251 198V197H253L254 195L248 196V195H247L248 192H245L246 194L243 193V191L241 192L240 190H241L242 188L239 190L240 187H238L237 185H239V182H240V181L242 182L243 180H240V181L238 182V184H237V182L235 181V179H237V177H236L237 174H236V176L234 175V179H232V181L234 180V182H236L237 185H236L235 183H234V184L238 187V188H237V193H235V194H237V195H234V193L231 194V193L229 192V190L227 189V188H229L228 186H230V185H228V184L226 185V183H225V182H227V181H228L227 183H230L229 181L231 180V177H232V176H230V178H229V176H228V172H227V173L223 172V173H225V174L228 176V177H227V176H226V177L229 178L230 180L227 179V181H226V179L224 180V178H223V180H224V181H223V180H222V177H221L220 180H221L222 182L219 183V181H220V180H219V178H220V177H219L220 173H219V175H218V172H217V170H216L217 168L214 169V170H216V171H213V170L210 171L209 169H207V168H209V166H206V165H210V167L213 168V165H211L212 163H214V162H213L214 160H211L212 157L209 155L208 158H206L207 156L205 155V156H206V157H205L204 155H202L203 152L200 151L201 154H200V153H199V154H200V156H202V157H201L202 160H201V162H197V160L200 161V157H196V156L192 155L193 153L190 154L191 152L196 151V154L198 155L197 151L199 152V148H200ZM203 145H204V146H203ZM216 145H217V146H216ZM232 145H237V146L234 147V146H232ZM239 145H240V146H243V147H242L243 149H241ZM262 145H263V146H262ZM24 146H25V148H23ZM34 146H35L36 149L34 148ZM36 146H37V147H36ZM46 146H45V147H46ZM136 146H135V147H136ZM153 146H154V147H153ZM166 146H170V148H169V147L167 148ZM171 146H172V147L175 146L177 149H179V146L181 147L179 150H183V151H179V150L176 149V150L178 151V152H177L178 154L181 153V152H184V151H185V152H184L183 154H185L186 151H187V153L184 155V157H183V154H182V155H181V154L178 155V154L176 153V154H177V155H176V154H175L176 151L174 152V151H173L174 148H171ZM184 146H185V148H184ZM208 146H207V147H208ZM228 146H227V147H228ZM259 146H260V147L262 146V148H260V151H259V152H258V151H255V150H257L256 148H259ZM20 147L23 148V149H25V151H24L23 149H21ZM38 147L41 148V149H38ZM48 147H46V150H47ZM54 147H56V148H54ZM58 147H60V148L57 149ZM112 147H113V149H112ZM143 147H144V146H143ZM147 147H148V146H147ZM165 147H166V148H165ZM195 147H196V148H195ZM198 147H199V148H198ZM209 147H208V148H209ZM216 147H217V148L221 147V151H220V149H217ZM237 147H238V148H237ZM244 147H245V148H244ZM27 148H28V150H27ZM32 148H33V149H32ZM114 148H116V147L111 146V150H115V151H116V149H114ZM156 148H157L159 151H158ZM163 148H164L166 151H165ZM182 148H183V149H182ZM188 148H190V149H188ZM192 148H193V149H192ZM202 148H201V149H202ZM210 148H211V147H210ZM235 148H236V150H235ZM52 149H53V150H52ZM69 149H68L67 151H69ZM147 149H148V148H147ZM168 149H169V150H168ZM185 149H186V150H185ZM191 149H192L193 151H192ZM195 149H196V150H195ZM197 149H198V150H197ZM215 149H216V151H217V150H219V151L216 153V152H214ZM226 149H227V151H228L227 153H226ZM231 149H230V150H231ZM246 149H247V151H246ZM249 149H250V150L252 149V150H251L252 152H251ZM254 149H255V150H254ZM261 149H262L263 151H262ZM16 150H17V149H16ZM43 150H44V151H43ZM111 150H110V151H111ZM135 150H136V149H135ZM156 150H157V152H156ZM161 150H164V151L161 152ZM174 150H175V149H174ZM241 150H244V151H241ZM248 150H249V151H248ZM258 150H259V149H258ZM22 151H23V153H22ZM28 151H30L31 153L29 154ZM32 151H33V152H32ZM41 151H42V152H41ZM167 151H168V152H167ZM231 151H232V150H231ZM236 151H237V153H236ZM245 151H246V153H248V155H247L246 153H245L246 155L244 154ZM254 151L257 152V153L259 154V157L257 156L258 154L255 153ZM111 152L113 153V151H111ZM171 152H172L173 154H172ZM188 152H189V154H190L191 156L188 154ZM249 152H251V153H249ZM253 152H254V153H253ZM24 153H26V154H24ZM36 153H37V154L34 155L31 159L33 160L34 157H35V160H34V161H36V160L38 159V161H36L35 163H36V164H39L38 162L41 163V161H40V160H41V157H40V154H38V152H36ZM57 153H58V154H57ZM210 153L212 154V152H210ZM252 153H253V154H252ZM28 154H29V155H28ZM56 154H57V155H56ZM65 154L67 155V157H64ZM115 154H116V153H115ZM147 154H148V155H147ZM171 154L174 155V157L171 156ZM194 154H195V152H194ZM196 154H195V155H196ZM228 154H229V155H228ZM255 154H256V156H255ZM18 155H19V154H18ZM24 155H25V156H24ZM27 155H28V156H27ZM30 155H32V156L29 158ZM55 155H56V156H55ZM62 155H63V156H62ZM68 155H69V157H68ZM249 155H250L253 159H252V158L250 159V158H249ZM252 155H253V156H252ZM22 156H23V158H22ZM26 156H27V157H26ZM38 156H39V157H38ZM139 156H138L137 158H139ZM153 156H154V157H153ZM185 156H186L187 158H186ZM192 156H193V158H194V157H195V158L193 159ZM198 156H199V155H198ZM203 156H204V158H203ZM246 156H248V158H249L251 161H250V160L248 161V158H247ZM24 157H25L26 159H25ZM37 157H38V158H37ZM60 157H61V158H60ZM63 157H64V158H63ZM130 157H131V156H130ZM157 157H158V156H157ZM160 157H159V158H160ZM210 157H211V158H210ZM220 157H221V158H220ZM228 157H227V159H228ZM255 157H257V159H256ZM52 158H53V159H52ZM54 158H55V160H54ZM145 158H144V159H145ZM209 158H210V159H209ZM241 158H242V159H241ZM31 159H30V161L32 162ZM63 159H64V160H63ZM130 159H131V158H130ZM152 159H153V160H152ZM185 159H187V160H185ZM196 159H197V160H196ZM25 160H27V162H26ZM148 160H149V162H151V164H149ZM150 160H151V161H150ZM164 160H167V159H164ZM170 160L168 159L167 161L169 162ZM195 160H196V161H195ZM203 160H204V163H202ZM206 160H207V161H206ZM236 160H237V161H236ZM254 160H255V161L257 160L258 163L261 161V163H259V164L257 163V164H256V163H254V162H255ZM259 160H260V161H259ZM34 161H33V162H34ZM160 161H159V162L157 161V162L160 163ZM171 161H170V162H171ZM184 161H186V162H184ZM208 161H210L211 164H209ZM220 161H219V162H220ZM244 161H243V162H244ZM25 162H26L27 164H26ZM61 162H60V163H61ZM64 162H65V163H64ZM131 162H130V165H133V162H132V164H131ZM194 162H197V163H199V164H197V163L193 164ZM35 163H33L32 166L36 167V164H35ZM42 163H43V162H42ZM124 163H127V162L125 161ZM135 163H136V164H135ZM146 163L149 164V165H147L148 167H146ZM158 163H157V164H158ZM171 163H172V162H171ZM178 163H179V165H182L184 168L182 169V168H181L182 166H181V167H178L179 169L177 168V170H175V168H174V164H177V165H176V167H177V166H179ZM205 163H206V164H205ZM207 163H208V164H207ZM221 163H222V162H221ZM247 163H251L250 166H248ZM253 163H254V165H255L256 167H255L254 165L252 166ZM25 164H26V165H25ZM138 164H139V165H138ZM155 164H156V163H155ZM201 164H202V165L204 164V165L202 166ZM241 164L243 165V167H242ZM39 165H41V164H39ZM39 165H37V166H39ZM76 165H77V164H76ZM76 165L74 166V168H76ZM126 165H127V164H126ZM130 165H129V166H130ZM167 165H168V164H167ZM169 165H170V163H169ZM226 165H227V166H226ZM233 165H231V166H233ZM258 165H260L261 167L258 166ZM28 166H30V165H28ZM55 166H56V165H55ZM79 166H82V165H79ZM79 166H77V167H79ZM138 166H140V167H138ZM149 166H150V167H149ZM199 166L202 167V168H199ZM204 166H205V167H204ZM240 166L242 167V169H240V168H241ZM244 166H245L246 168H245ZM251 166H252V167H251ZM257 166H258L259 169H261V170H259ZM61 167H62V168H61ZM132 167H131V169H132ZM143 167H145V168H147V169H145V168H143ZM206 167H207V168H206ZM249 167H250V168H249ZM262 167H263V168H262ZM26 168H24V169H26ZM39 168L42 169V168H43L42 165L39 166ZM180 168H181V169H180ZM186 168H187L188 171H190V174H192V176H193L194 178L197 177V176H199V174H200V176H199L200 179H199V181L197 180L198 182H197L192 176L189 177V175H188L187 172L185 173V172L183 171V170L186 169ZM212 168H210V169H212ZM233 168H234V167H232V171H233ZM253 168H254V169H253ZM59 169H63V170H64V173H60V172H62V170H61V171H57V170H59ZM121 169H122V168H121ZM127 169H128V171H130L129 168H127ZM152 169H153V168H152ZM165 169H161L160 172H162V171H166ZM173 169L175 170V172H173ZM197 169H199V170H197ZM200 169H202V170H200ZM222 169H224V170L222 171ZM229 169H227V171H228ZM249 169H252V170H249ZM53 170L59 172V173H58V174H59V177H60V176H61V177H60V178H59V177L57 178V177H56L57 175H54V174L52 173V172L55 173V171H53ZM71 170H72V169H71ZM122 170H123V169H122ZM133 170H134V169H133ZM139 170H138V171H139ZM187 170H185V171H187ZM192 170H193L194 173L192 172ZM195 170H196V171H195ZM255 170H259V172H255ZM72 171H73V170H72ZM167 171H166V172H163L162 174H164V176H165V174L169 175L170 173H168ZM171 171H172V172H171ZM177 171H180V172H177ZM181 171H182V172H181ZM234 171H236L235 168H234ZM242 171H241V172H242ZM247 171H248L249 173H248ZM260 171H261L262 173H261ZM24 172H25V173H24ZM36 172H38V171H36ZM36 172H35V175H36ZM82 172H81V173H82ZM115 172H116V171H115ZM118 172H120V170L117 171V173H118ZM130 172H131V171H130ZM132 172L134 173V178L132 177V179H134V180L137 179V177L135 178V176H136V175H135V172H134V171H132ZM141 172H138V174H139V173L141 174ZM183 172H184V175H185V176H186V175H188V176L185 177V176L183 175ZM195 172H196V174H195ZM197 172H198V174H197ZM203 172H204V173H203ZM246 172H247V173H246ZM16 173H19V168H18V171H17ZM38 173H39V172H38ZM38 173H37V174H38ZM78 173H79V174H78ZM117 173H115V174H113V175H116ZM136 173H137V171H136ZM156 173H157V172H155V174H156ZM175 173H177V174H175ZM178 173H179V174L182 173V174L178 175ZM202 173H203V174L206 173V174L208 175V177L205 176L206 174L203 175V177L205 176V177H207L208 179L203 178V177L201 176ZM231 173H232V172H231ZM231 173H229V174H231ZM235 173H236V172H235ZM235 173H233V174H235ZM254 173L251 174V175H253V177L255 176ZM258 173H260V174H258ZM56 174H57V173H56ZM92 174H94V173H92ZM122 174H123V173H122ZM131 174H132V173H131ZM214 174H216V175H214ZM233 174H232V175H233ZM160 175H161V174H160ZM175 175H177V176H175ZM194 175H195V176H194ZM211 175H213V177H212ZM217 175H218V178L213 179V178L216 177ZM221 175H222V174H221ZM29 176H30V178H29ZM63 176H65L66 179H65V178H62ZM82 176H83V177H82ZM85 176H86V177H85ZM110 176H111V175H110ZM110 176H107L108 178H105V179H106V182L103 183V186L100 185V187L103 188V187H105L106 183H107V184H109V183H111V182L114 183V181H116V182H115V183H116V187H118V186L120 185V184H117V179H115L114 176H112V177H110ZM116 176H117V175H116ZM131 176H132V175H131ZM146 176H148V177L146 178ZM183 176H184V177H183ZM209 176H210V177H209ZM23 177H24V178H23ZM25 177H26L27 179H26ZM33 177H34V175H33ZM35 177L37 178V175H36ZM35 177H34V178H35ZM42 177H43V178H42ZM53 177H54V178H53ZM77 177H78L79 181H76L77 184H76V183H73V181L76 180ZM138 177H139V176H138ZM199 177H197L196 179H198ZM223 177H224V174H223ZM235 177H236V178H235ZM239 177H238V180L240 179ZM251 177H252V176H250V179H251ZM261 177H262V178H261ZM52 178H53V179H52ZM75 178H76V179H75ZM113 178H114V179H113ZM143 178H144V179H143ZM168 178H167V179H168ZM176 178H177V179H176ZM178 178L180 179V181L182 180V183L179 181ZM190 178H191V179H190ZM192 178H193V179H192ZM202 178H203V180H204L205 183L203 182ZM37 179H39V178H37ZM42 179H43V180H42ZM45 179H47V180H45ZM63 179H65V180L63 181ZM67 179H68V180H67ZM85 179H86V180H87V179H90V181H89L90 183L88 182V183L90 184V186L87 185L88 183H87L86 181H85L83 184L81 183L82 185L79 183L80 181H84ZM97 179H98V180H97ZM146 179H147V180H146ZM32 180L35 181V182H32ZM72 180H73V181H72ZM162 180H164V181H162ZM189 180H190V181H189ZM191 180H192V181H191ZM193 180H195L197 183H196L195 181H193ZM211 180H212V182L215 180V183H214V182H213V183H214V185H215V184L217 185V186L215 185L216 188L214 187L213 184H209V183H212ZM217 180H218V181H217ZM246 180H247V181H246ZM261 180H262V181H261ZM22 181H24V180H22ZM47 181H48V182H47ZM62 181H63V183H64V184H63L64 187H61V186H62ZM67 181H69V182L66 183ZM71 181H72L73 184L71 183ZM136 181H137V180H135V182H136ZM147 181H148V182H147ZM200 181H201L202 183H204L205 185L208 184L211 188H213V189L215 190V192H214V191H211V192H210L211 195L213 194V195H215V197H216L217 195H218V196L222 195L223 197L225 196V199H229L228 201H229L230 203L227 201V202H226L227 205H224V204H226V203L224 202V204H222V205H224V206L220 205V207H221V209H220L219 204H221L220 202H221L223 199L220 200V198H219L218 196H217V199L213 197L214 199H216V201H217L218 198H219L220 201H218L219 203H218V205H217V202H216L214 199H211L212 197H211V198H208V195L206 194V192H207V191L209 190V188H210L208 185H207V186H208L209 188L207 187L208 190L206 189V192H205V193H204V191H203V194H205V195H203V194H202V189H201V187L204 186L203 189L205 190V185L203 184V186H200V190H201V191H200V190H199V186H198V183L201 184ZM208 181H209V182H208ZM232 181H231V182H232ZM31 182H32L33 184L35 183L34 185H35V187L37 186L38 190H37V188L33 187L34 185H33ZM38 182H39V181H38ZM74 182H75V181H74ZM131 182H133V185H134L135 187H137V186L135 185V182H134V181H131ZM161 182H160L159 184H161ZM163 182H164V183H163ZM183 182H184V183H183ZM189 182H193L192 185L194 184L195 187L193 186V188H192V186H191V184H190ZM207 182H208V183H207ZM217 182H218V183H217ZM42 183H41V184H42ZM49 183H50L51 185H50ZM54 183H53L52 187L50 188L51 190H53V192H51V190H50V192H51V196H52L54 199H56L57 197H56V195H55V193H54V189H55L56 187H53V186L55 185ZM85 183H87V184H85ZM94 183H93V185L96 186V184H94ZM112 183H111V184H112ZM166 183H167V184H166ZM180 183H181V185H180ZM188 183H189V184H188ZM221 183H224V184H225V187H227V188L224 189V184H221ZM252 183H253V182H252ZM71 184H72V185H71ZM74 184H75V185H74ZM78 184H80L81 187H82V186L84 187V192H85V193H84V194H81V196H82L83 198H82L81 196H79L80 193H81V191H80V187H78L79 191H78V189L76 188V187L78 186ZM84 184H85V185H84ZM99 184H100V183H99ZM131 184H132V183H131ZM148 184H149V186H148ZM178 184H179L181 187H183V188H181L180 186H178ZM184 184H185V185H184ZM243 184H244L243 182H242V184L240 183V185H243ZM259 184H260V183H259ZM39 185H40V184H39ZM65 185H66V187H65ZM73 185L76 186L75 188H73V189L75 190L74 192L71 191L72 188H70V186L73 187ZM173 185H177L178 187H180V188L178 189V187L174 186V187H176V188L178 189V191L176 190V188H174V189L172 188ZM188 185H190V186L188 187ZM218 185L223 186V189H224L223 192H224V193H225V192H226V193H230L231 195H233V196H235V197H239L238 194L241 195V194L243 193L244 195H242L241 197H239L240 199H238V201L240 200L239 203L242 204V207L244 206L243 208H244L245 210H248L249 212H250V210H251V212H252L251 214H253L252 216L255 217L254 220L257 221V219H259V222L257 221V222H258V223H257V222L254 221L253 219L251 220V215H250V214L248 215L247 212L244 211L243 208H242V209L240 208V206L238 205V201H236L237 203L235 202V205H236V204H237V205L234 207V205L232 204V201L235 200V199L233 200L234 197L232 198V196L229 195L230 197L228 196V197L226 198V193L223 194V192H221V191H222L221 186H220L221 189H218ZM232 185H233V182H232ZM245 185H246V184H245ZM245 185H244V187H245ZM30 186H32V188L34 189L33 191L36 190L35 193L32 192V189L30 188ZM97 186H98V184H97ZM185 186H186V187H185ZM236 186H232V187L236 188ZM59 187H61V188H59ZM92 187H93V186H92ZM98 187H99V186H98ZM149 187H150V188H149ZM151 187H152V189H151ZM258 187H257V188H258ZM62 188H64L63 191H61ZM69 188H70V189H69ZM105 188H106V187H105ZM105 188H104V189H105ZM137 188H140V190H143V188H141V187H137ZM153 188H154V189H153ZM168 188H169V189L171 188V189H170L171 192H169L170 190H169ZM186 188H188V189H186ZM211 188H210V190H211ZM230 188H231V186H230ZM248 188H249V189H248ZM73 189H72V190H73ZM85 189L87 190V192L85 191ZM167 189H168V190H167ZM180 189H182V190H181L182 192L180 191ZM185 189H186V190H185ZM213 189H212V190H213ZM216 189H218V191H216ZM231 189H232V188H231ZM231 189H230V191L233 192V190H231ZM65 190H66V191H65ZM68 190H69V191H68ZM76 190H77V191H76ZM81 190H82V189H81ZM105 190H106V189H105ZM123 190H124V189H123ZM153 190H154V192H156L158 198H160V199L163 198L162 204H164V203L166 202L167 205H168V204H169V201H172V202H170V204H169L170 207H169V205H168V207L166 206L167 208H164V207H165V204H164V205H162L161 203L159 204V202H160L161 200L157 198V199L159 200V202L157 201V202H158V207L160 208L161 206H159V205H162V207H161L160 209H163V208L165 209V210L163 209V211L160 210L161 213L164 212V213H162L164 216H163V215L161 216V214H159V212L157 211V208H158V207L156 208V206H155V205L157 204V203H156V200H157V199H156V198L154 197V195H153V194H154V193L152 192ZM172 190H173V191H172ZM196 190H197V191H196ZM220 190H221V191H220ZM238 190H239L241 193H240ZM257 190H258V189H257ZM48 191H49V190H48ZM64 191H65V192H64ZM70 191L73 192V193H71ZM96 191H97L98 194H99V192H100L101 194L98 195V194L96 193ZM121 191H122V190H121ZM138 191H139V190H138ZM138 191H137V192H138ZM146 191H147V192H146ZM176 191H177V192H176ZM190 191H191V192H190ZM44 192H46V191H44ZM55 192H58V191L55 189ZM82 192H83V191H82ZM88 192H89V193H88ZM90 192H91V193H90ZM104 192H105V193H104ZM184 192L186 193L187 196H185V193H184ZM189 192H190V194H188ZM197 192H198V193H197ZM212 192H213V193H212ZM218 192H219V193H218ZM234 192H235V190H234ZM238 192H239V193H238ZM257 192H258V191H257ZM263 192H264V191H263ZM39 193H40V194H39ZM67 193H69V194H67ZM95 193H96V195H95ZM107 193H108V192H107ZM107 193H106V194H107ZM130 193H131V195H130ZM152 193H153V194H152ZM161 193H163L164 196H162ZM177 193H178L179 196L177 195ZM183 193H184V195H183ZM191 193H192V194H191ZM195 193H196V194H195ZM200 193H201V195H199V197H198L197 195L200 194ZM214 193H216V194H214ZM41 194H43V195H41ZM48 194H49V193H48ZM75 194H76V195H75ZM86 194H89V195H87V196L85 197ZM93 194L95 195L94 198H93ZM125 194H127V196H126ZM133 194H134L135 196H134ZM137 194H139V192H138ZM156 194H155V195H156ZM165 194H169V195H165ZM181 194H182V195H181ZM194 194H195V195H194ZM40 195H41V196H40ZM90 195H91V196H90ZM107 195H109V194H107ZM122 195H123V196H126V198L124 197L126 200H127V198H128V199H131V198H132V200H133L135 203L138 204L137 206H138V207H141V208H138V209H139V210L141 209L140 211H142L143 214L146 213L147 211H148V212H149V211H150V212H153L152 214L158 212V214H154V215L151 214L152 216H151V218H150V220H155V221H156V224H154L152 221H150V222H152V224H154V226H155L157 229H159V227L157 226V223H159L160 220H161V222L164 221V220H166V225H164V224L162 223V225L165 226V228H164V227L162 228L161 225L159 224V225H160V228H162L163 231H162L161 233H159V231H160L161 229H159L158 232H157V231H156V230H157L156 228L153 230L154 232L150 230V232H152V234H154V235L151 234L152 237H151V236H148V235H145V236H146V237H145L146 241H145V239L143 240V238H144V237H143L144 234H142V235H143V236H142V235L140 234L141 232L138 233L139 231H138V232L136 231V229H137L138 227H135V228H134V226H135L136 224H139V225L141 224L140 221H141V222L144 221V220H143L144 218H142V220H141V218H137V217H139V215L142 214V212H140V211H139V212H140L141 214L139 213V215L136 216V218H135V219H137V220H136V221L134 220V222H137V223L135 224V223L133 222V220H132V222H130V224H131V223H134V225H133V224L131 225V226H132V230H131V228H128V229H127V226H128V225L126 226V225H125V222L129 224V221H128V219H127L128 216H126L127 214L125 213V211H129V212H130V208H129V207L132 206V205H131L132 203L130 204V203H129L128 201H126V200L123 201V200H122V199H123ZM128 195H130V196H128ZM180 195H181V196H180ZM189 195H190V196H189ZM202 195H203V196H202ZM211 195H209V196H211ZM213 195H212V196H213ZM262 195H263V196H262ZM34 196H35V198H34ZM39 196H40V197H39ZM77 196L79 197V199H78V201H77L78 203H74L73 201H74L75 198H78ZM119 196H121V197L119 198ZM150 196H151V197H150ZM165 196H166V197H165ZM170 196H171V197H170ZM176 196H178L179 198H177ZM182 196H183V197H182ZM192 196H194V197L196 198V200H195L194 197H192ZM201 196H202V197H201ZM206 196H207V197H206ZM222 196H220V197L222 198ZM243 196H246L245 198H251V199L255 200V202L257 201V203L255 204L256 206L254 205V208H253L252 205L249 204V206H251V208L248 206L247 209H246V208H245L246 205H244L245 203H243L246 199L244 200ZM31 197H30V199H31ZM48 197H50V196L48 195ZM58 197H59V196H58ZM80 197H81V198H80ZM89 197H91V198H93V199H91V198H89ZM100 197H101L102 199L104 198V200H101ZM110 197H111V196H110ZM130 197H131V198H130ZM169 197H170V198H169ZM185 197H186V198H185ZM187 197H188V198H187ZM189 197H190V199H189ZM197 197H198V198H197ZM203 197H204V198L206 197V200L208 201V199H209V201L207 202ZM46 198H47V197H46ZM65 198H68V200H72V203H71V204H68V202H66V199H65ZM85 198H86V199L88 198V200H87L86 202H85V200H86ZM95 198H96V199L98 198L97 201H96L97 203L93 201V200H96ZM113 198H114V197H113ZM150 198H151V199H150ZM168 198H169V199H168ZM174 198H177V200L180 199V198H181L180 200H182V198H183V199H184V198L186 199V200L184 199L185 203H183V204L186 205V208H184V211L187 210V212L184 213L183 208H182V207L179 208V206H178V202H179V200L177 201V200L174 199ZM191 198H192V199H191ZM199 198H201V199L199 200ZM202 198H203V199H202ZM230 198H231V199H230ZM32 199H31V202H32V203H33V202L36 203V201H32ZM38 199H37V200H38ZM57 199H58V198H57ZM57 199H56L55 201H57ZM83 199H84V200H83ZM142 199H144V200L142 201ZM152 199H154V200H152ZM165 199H166V200L168 199L169 201H168V200L166 201ZM197 199H198L199 201H201V202H199ZM210 199L213 200V202L215 201L216 204H215V202H214V204H213V203L211 202ZM76 200H77V199H75V201H76ZM80 200H81L82 202H83V201H84V202L81 203V202H79ZM98 200H99V201H98ZM100 200H101V201H100ZM175 200H176V201H175ZM187 200H190V201L192 200V201H191V204L189 203L190 201L186 202ZM194 200H195V201H194ZM241 200H242V202H241ZM41 201H42V202H41ZM44 201H46V205H44V204H45ZM48 201H52L51 198H50V199L48 198ZM60 201H61V202H60ZM102 201H103V202H102ZM114 201H113V202H114ZM129 201L131 202V200H129ZM141 201H142V202H141ZM144 201H148L147 204H148V203H151L152 205H150V204H148V205H147V204H143ZM193 201L195 202V204H194ZM203 201H204L205 203L207 202L208 204L202 203ZM223 201H226V200H223ZM248 201H249V199H248ZM248 201H247L246 204H248ZM263 201H262V202H263ZM89 202H90V203H89ZM91 202H92V203H91ZM101 202H102V203H101ZM126 202H128L131 206H126V204H125ZM134 202H133V203H134ZM180 202H182V201H180ZM197 202H199V203H197ZM209 202H211V203H209ZM245 202H246V201H245ZM250 202H251V200H250ZM250 202H249V203H250ZM255 202H254V203H255ZM258 202H259V203H258ZM38 203H37V205L40 206ZM87 203H88V204H87ZM99 203H100V204H99ZM122 203H124L123 206H122ZM144 203H146V202H144ZM228 203H229L231 206H233L232 209H231L230 205H228ZM57 204H59V205H57ZM60 204H62L63 206H62V207H57V208H59V209L62 208V209H63V208L65 207L64 210H63V213H61V214L59 213V211L62 212V209H61V210H59V209L56 210V209L54 208V206H55V207H56V206H60ZM92 204H93V205H92ZM111 204H113L112 201H111ZM129 204H127V205H129ZM140 204H141V205H140ZM142 204H143L144 207H142ZM171 204H172L173 206H172ZM179 204H182V203H179ZM183 204H182V205H183ZM189 204H190V205H193V204L196 205L195 207H194V205L191 206V207H194L195 210H196V207H197V210H198V209H199V210H198V211L196 210V211H193V212H192V210H194V208H192V210H191V209H190L191 207H189ZM197 204H198V205H197ZM201 204L205 205V208H202ZM251 204H252V203H251ZM50 205H52V206L50 207ZM95 205H96V208H93ZM99 205H101V206L99 207ZM113 205H114V204H113ZM139 205H140V206H139ZM153 205L155 206V209H156V210H154ZM207 205H208V206H207ZM211 205H213V206H211ZM215 205H216L217 207H214ZM262 205H263V206H262ZM262 205H261L262 207H261V206H260V207H261L262 209H264V208H263V207H264V204H262ZM46 206H47V207H46ZM86 206H87V207H86ZM91 206H93V207H91ZM120 206L123 208V211L121 210V207H120ZM134 206H135V205H134ZM149 206H150V209H148ZM171 206L173 207L172 209H174V208H175V210L178 209L177 212H178V213L180 212V213H179L180 215H179L177 212H175V210H174V212L177 213V214H175L174 212H170V211L172 210V209H171ZM198 206H199V208H198ZM200 206H201V207H200ZM226 206H227V209H226ZM237 206H239V208H238ZM49 207H50V208H49ZM79 207H81V208H79ZM82 207H83V208H82ZM104 207H105V208H104ZM112 207H113V208H112ZM145 207H146V208H145ZM184 207H185V206H184ZM203 207H204V206H203ZM211 207H212L213 209H212ZM218 207H219V208H218ZM222 207H225L226 210H225V211H222V210H224ZM228 207H230L229 209H231V210L233 211V213H235V212H234V210H235L234 208H238V209H236V210H237L236 213L239 214V212H240V213L242 212V215H241V214H239V215H233V214H232V215L235 216V218H237V219H234L233 216H232V218H231V215H229L228 213H231L232 211L230 212V210L228 209ZM51 208H52V209H51ZM53 208H54V209H53ZM67 208H69V210H70V208H72V209H74V210L72 211L71 214H69V212H70L72 209L68 212V211L65 210V209H67ZM76 208H78V210L80 211V215H76V214H79V213H77L78 210L76 211ZM92 208H93V209H92ZM101 208H103V210H102ZM108 208H109V206H108ZM133 208H134V207H133ZM133 208H131V210L136 211L137 208H136V209H133ZM142 208H143V209L145 208V209L143 210ZM206 208H207L208 212L205 211ZM208 208H209V209H208ZM210 208H211V209H210ZM217 208H218V209H217ZM248 208H250V210H249ZM257 208L259 209V207H257ZM100 209H101L102 211H100ZM105 209H106V210H105ZM166 209H167V211H166ZM179 209H181L182 212L179 211ZM188 209H190V210H188ZM214 209H215V210H214ZM52 210H53V211H52ZM58 210H59V211H58ZM81 210H82V211H81ZM94 210H96L97 212L94 211ZM104 210L106 211V213H104V212H105ZM124 210H125V211H124ZM201 210H203V211L200 212ZM219 210H221L222 212L219 211ZM236 210H235V211H236ZM239 210H241V211H239ZM84 211H85V212H84ZM98 211H99V212H98ZM108 211H112V212H115V213L117 212V213H116L117 216L114 215L112 212H111L112 214H110V212L107 213ZM165 211H166V212H165ZM172 211H173V210H172ZM189 211H191V213H190ZM211 211L215 212L216 215H218L217 212H220L219 214H221V215H218V216H221L222 219H224L225 217H226V218H229V216H230V218H229L230 221H232V220H233V221H234V220H237V221L239 220V221H240L241 218H242V219H243V221L241 220V223H242V224H240V222L238 223V222L236 221L237 223H236V222H235V223H236L237 225H239V226L241 225V226L239 227V226H236V225H235V227H236V228H235V227L233 226L235 223H233V221H232L231 223H233V225H232L233 228H231V229H233V230L230 231V225H231V223H229V224L227 225V223H228L229 220L225 218L226 221H225V220H222V222H220V220H218L220 217L216 216L215 213H214V215L216 216V219L218 220V221H217V220L215 219L214 216H212L213 218H211V215H213V212H211ZM227 211H229V212L226 214ZM238 211H239V212H238ZM56 212H57V213H56ZM67 212H68V214H67ZM93 212H96L97 214H96V213H93ZM131 212H132V211H131ZM137 212H138V211H137ZM137 212H136V213H137ZM148 212H147V213H148ZM150 212H149V213H150ZM169 212H170V213H169ZM210 212H211V214H210V216H208L207 214L210 213ZM47 213H48V214H47ZM55 213H56V214H55ZM75 213H76V214H75ZM85 213H86V215H85ZM90 213H91V214H90ZM101 213H102V214H101ZM147 213H146V215H147ZM168 213L170 214V217H167V219L170 218V220L167 221V219L165 218V217H166L165 214H166V215H169ZM173 213L175 214V216H176V215H179V217H180L181 215H183V218H182V216H181V218L183 219V222H182V223H184V219H185L186 217H188V216H192V217H193V215L195 214L194 217H196V216L198 217V219H197V217H196V219H197L198 222H199V223H198V222L196 221L197 224H199L197 227H200V228L203 227V228H202L203 230L206 229V230H204V232L207 233V231H208L209 233H211V234H208V233H207L208 235L206 234V241H205V238H203V235H202V239H204L205 242H204V241H201V242H203V243H201V244H203L204 246H203V245H199V246H197L198 243H199V241L196 242V241L193 240V241L195 242V244L197 243V244H196L197 247H195L196 251L192 248L193 253H192L191 251L189 252L187 249H184V250H183L181 247H179V246L181 245L183 248H186V247L188 248L187 244L190 245V240H189V243H187L188 240L186 241L185 239H191L192 237H193L194 239H196L197 236H198V235L196 234V231H198V230H197L196 227H194V229H196V230H195V234H196L197 236L194 234V235L196 236V238H195L194 236H192L193 233H194V231H193V233L191 232L192 235H191L190 238H183L184 235H185V231H186V230H187V232H186L187 234H189V232L193 230L192 227H189V229L191 228V230L187 229L188 226H186L187 228H185V229H186L185 231H184V229H183V227H184L185 224L188 225L187 223H189V222H188V221L190 220L189 218H192V217H188V218H187L188 220L185 219V220H187V221H186L187 223L185 222V224H182V223H181L180 225H179V224L177 225V223H180V222L182 221V219H180V218H178V217L176 216L178 222H175V223H176V226L179 228V231H182V232H181V233H182V236H180V235H181V234H179L180 232L177 233L178 230L175 231V229L177 228L176 226H174L175 229H173V231H172V228H173L172 225H174V223H173L174 221H171V219L174 220V218H173V216H172V215H174ZM181 213H182V214H181ZM183 213H184L185 215H184ZM192 213H193V214H192ZM203 213H204V214L206 213V214H205L206 216H205ZM244 213H245V214H244ZM59 214H60V216H61V215H62V216H61V217L58 216ZM66 214H67V215H66ZM81 214H83V215H81ZM87 214H88V215H87ZM105 214H106V215H105ZM107 214H110V215H109L110 218L112 217L111 215H113V216L115 217V219H114V217H113V219H112V218H111V219L108 218V215H107ZM118 214H119L120 217H118ZM143 214L141 215L142 217H143ZM186 214H187L188 216H187ZM197 214H198V215H197ZM246 214H247L248 217H250V220H249L248 218H247V220H245L246 218H243V217L246 216ZM263 214H264V213H263ZM73 215H74V216H73ZM84 215H85V216H84ZM91 215H93L94 218H93ZM99 215H100V216H99ZM101 215H102V216H101ZM144 215H145V214H144ZM223 215H224V216H223ZM243 215H245V216H243ZM255 215H256L257 217H260V218H257ZM50 216H53V217H50ZM78 216H79V217H78ZM90 216H91V217H90ZM95 216H96V217H95ZM149 216H150V215H149ZM153 216H154V217H153ZM157 216H158V217L161 216V217L158 218ZM175 216H174V217H175ZM185 216H186V217H185ZM199 216L202 217V219H203V221H202V225H204V226H202V227H201V223H200V221H199V219H200ZM207 216H208V217H207ZM236 216H238V217H240V218L238 219V217H236ZM66 217H67V218H66ZM68 217H69V218H68ZM82 217H83V218H82ZM89 217H90V219H89ZM104 217H106V218H104ZM122 217H124V218H122ZM146 217H148V216H146ZM176 217H175V219H176ZM194 217H193V219H194ZM205 217H206V220L204 221ZM209 217H210L212 220L215 219V221H217V224H216V225H218V227L215 228V227L213 226V229L211 228L213 224H212V222H211L212 220H211ZM253 217H252V218H253ZM261 217H262V218H261ZM70 218H72V219H70ZM75 218H79V221H80V222H79L77 219L75 220ZM80 218H81V219H80ZM96 218H97V219L100 218V219L97 220ZM102 218H103V219H102ZM161 218H162V219H161ZM256 218H257V219H256ZM83 219H84V220H83ZM86 219H88L89 221L91 220V221H90V222H87ZM94 219H96L97 222H96ZM106 219H107L108 221H110V222H107ZM121 219H122V220H121ZM126 219H127V220H126ZM130 219H132V218H130ZM138 219H140V220H138ZM196 219H195V220H196ZM209 219H210V220H209ZM61 220H63V221H61ZM82 220H83V223H82ZM92 220H94V223H95V224L92 222ZM116 220H117V222H115ZM124 220H126V221H124ZM157 220H159V221H157ZM180 220H181V221H180ZM200 220H201V219H200ZM248 220H249V221H248ZM55 221H56L57 223H56ZM72 221H73V222H72ZM99 221H100V222H99ZM102 221H104V222L106 221L108 224H107V223L104 224V222H102ZM169 221H171L173 224H169ZM175 221H176V220H175ZM206 221H210V223H209V222H206ZM230 221H229V222H230ZM244 221H247V222H244ZM253 221L257 223V224L255 223L256 228H255V226H254ZM260 221L263 222V223H261ZM59 222H60V223H59ZM62 222H63V223H62ZM74 222H75V223H74ZM85 222L88 223V224L86 225ZM91 222H92V223H91ZM118 222H119V223H118ZM120 222H121V224H120ZM123 222H124V223H123ZM150 222L148 221V223H150ZM161 222H160V223H161ZM171 222H170V223H171ZM196 222H194V221L192 220V223L194 224V226H195ZM204 222H205V223H204ZM224 222H225L226 224H224ZM79 223H80V224H79ZM89 223H91V225H90ZM96 223H97L98 225H97ZM100 223H102L104 226L101 225ZM110 223H111V225H110ZM164 223H165V222H164ZM220 223H223V224L220 225ZM249 223H250V224H249ZM252 223H253V224H252ZM259 223H260L261 225H260ZM84 224H85V226H84ZM93 224H94V225H93ZM99 224H100L101 227L99 226ZM106 224H107L108 226H107ZM113 224H114V227H113ZM115 224H117V225H116L117 227L115 226ZM142 224H143V222H142ZM142 224H141V225H142ZM190 224H191V223H190ZM197 224H196V225H197ZM206 224H207V225H206ZM251 224H252V225H251ZM258 224H259V225H258ZM88 225H89V226H88ZM96 225H97V227H96ZM121 225H122V226L124 225V228H123ZM139 225H138V226H139ZM145 225H146V224H145ZM170 225H171V226H170ZM182 225H183V226H182ZM208 225L211 226V227H208ZM214 225H215V222H214ZM223 225H224V226H223ZM62 226L65 227V228L63 229ZM66 226H67V227H66ZM110 226H111V227H110ZM120 226H121V229H120ZM169 226H170V227H169ZM180 226H181V227H180ZM189 226H190V225H189ZM191 226H192V225H191ZM243 226H244L245 229L248 227L249 230H250L251 232H252V231H253V233L255 232L254 235H252L251 232H250L249 230H248V233H247V232H246L247 229L245 230V229L243 228ZM246 226H247V227H246ZM253 226H254V227H253ZM61 227H62V228H61ZM93 227H94V228H93ZM109 227L111 228V230L109 229ZM141 227H142V226H141ZM141 227H139L137 230H140V229L143 228V227H142V228H141ZM207 227H208V229H207ZM67 228H68V229H67ZM100 228L103 229V232H102V230H100ZM104 228H105V229L107 228V229H106V230H107V231H106V234L109 233L108 230H110L111 233H112L114 230H116V231H114L113 234L109 233V234L105 235V229H104ZM200 228H199V231H200V233L202 232V234H203V230L201 229V230H202V231H201ZM210 228H211V231L209 230ZM214 228H215L216 230H215ZM217 228H218V229H217ZM242 228H243V229H242ZM93 229H94V230H93ZM122 229H124V231H122ZM182 229H183V230H182ZM234 229H238V230L235 231ZM56 230H57V232H55ZM60 230H62V231H60ZM65 230H66V231H65ZM85 230H86V231H85ZM92 230H93L94 232H93ZM95 230H96V231H95ZM143 230H144V228H143ZM165 230H166V231H165ZM213 230H214V231H213ZM239 230H241L242 233H244L243 236H242L241 231L238 232ZM244 230H245V232H243ZM258 230H259V231H258ZM261 230H262V231H261ZM59 231H60V232H59ZM68 231H69V232H68ZM89 231H91V232H89ZM117 231H120V232H117ZM128 231L130 232L129 234L126 233V232H128ZM170 231H172V232L170 233ZM183 231H184V232H183ZM232 231H233V232H232ZM52 232H54V233H52ZM58 232H59V233H62V232H63V234H64V233H66V234L61 235V234H59ZM101 232H102V233H101ZM115 232H116L117 234H116ZM146 232H147V231H146ZM150 232H149V233H150ZM155 232H157L158 236H157V234H155ZM164 232H166V233H164ZM167 232H168V233H167ZM215 232H216L217 234H216V235H213V233L215 234ZM218 232H219V233H218ZM249 232H250V233H249ZM256 232H257V233L260 232L259 234H260L261 236H259V234H257ZM93 233H94V234L96 233V235H94ZM98 233H99L100 235H99ZM103 233H104V234H103ZM142 233H144V231H143ZM169 233H170V235H168ZM173 233H174V235H173ZM183 233H184V235H183ZM197 233H199V232H197ZM234 233H237V234H234ZM245 233H246V234H245ZM262 233H263V232H262ZM47 234H49V233L47 232ZM92 234H93L94 236H92ZM97 234H98L99 236H98ZM101 234H103V236H102ZM123 234H124V235H123ZM130 234H132V235H130ZM135 234H136V235H135ZM138 234L142 237V239H140L141 237L138 236ZM187 234H186L185 236H186V237H187V236L189 237L190 235H187ZM220 234H221V235H220ZM247 234H248V237H247ZM60 235H61L62 238L60 237ZM90 235H91V236H90ZM113 235H114V236H113ZM119 235H120V237H119ZM129 235H130V236H129ZM160 235H161V236H160ZM166 235H167V237H165ZM204 235H205V234H204ZM233 235H235V236H233ZM237 235H238V236H237ZM245 235H246V236H245ZM250 235H251L252 237H251ZM257 235H258V236H257ZM81 236H82V237H81ZM89 236H90V237H89ZM96 236H97L98 239H96ZM100 236L103 237V238H101ZM109 236H111V237H109ZM121 236H122V238H121ZM147 236H148V238H147ZM159 236H160V237H159ZM172 236H173L174 238H172ZM200 236H201V235L199 234V237H200ZM236 236H237V237H236ZM241 236H242V237H241ZM253 236H254V237H253ZM48 237L50 238V235H48ZM92 237H94V238H92ZM104 237H105V238H104ZM107 237H108V238H107ZM134 237H135V238H134ZM168 237H169L170 239H169ZM178 237H179L180 239H179ZM199 237H198V240H200ZM244 237H245L246 239H245ZM257 237H258V238H257ZM259 237H261L262 239L260 240ZM60 238H61V241H60ZM72 238H73V239H72ZM113 238H114V239H113ZM120 238H121V239H120ZM128 238H129V240H128ZM159 238L161 239L162 242H161L160 240L158 241ZM163 238H164V240H163ZM165 238H166V239H165ZM167 238H168V239H167ZM181 238H182L183 240L186 241V243H187V244H186V247H184L185 243H184V241H182ZM193 238H192V239H193ZM220 238H221V237H220ZM236 238H238V240H239V239H240V240L238 241ZM242 238H243V239H242ZM64 239H65V240H64ZM107 239H108V240H107ZM118 239H120V240L117 241ZM122 239H123L124 241H123ZM134 239H135V240H134ZM172 239H173V240H172ZM177 239H178V241H179L181 244L177 241ZM209 239H210V238H209ZM218 239H219V238H218ZM229 239H230V240H229ZM257 239H258L260 242H259ZM92 240H94L93 243H92ZM96 240H97V241H96ZM98 240H100V241L103 240V241H102V242L99 241V243H98ZM105 240H106V241H105ZM112 240H113V241H112ZM140 240H141V241H140ZM142 240H143V241H142ZM147 240H148V241L151 240V242H149V243L146 244ZM171 240L173 241L172 244L170 243V242H172ZM234 240H237V241H238L237 244H238L239 246H241V244H242L241 247L243 248V246H244L245 249H241V247H239L237 244H234V243H236V241H234ZM244 240H245V242H244ZM246 240H247L248 242H246ZM253 240H254V242H253ZM64 241H65V243H64ZM95 241H96V242H95ZM107 241H108V242H107ZM131 241H132V243H131ZM154 241H155L156 243H157V241H158V243H161V247L156 245V246H157L156 248H158V249H156V248L154 247V245H153ZM181 241H182V242H181ZM207 241H208V243H207ZM230 241H231V244H230ZM249 241H250V242H249ZM256 241H258V242H256ZM263 241H264V240H263ZM67 242H68V243H67ZM80 242H82V243H80ZM112 242H114V243H112ZM118 242H120V243H118ZM129 242H130V243H129ZM168 242H169V243H168ZM174 242H175V243H174ZM213 242H214V238H213ZM218 242H219V243H218ZM225 242H226V243L228 242V243H227L228 245L225 244ZM242 242H243V243H242ZM86 243L89 244V245L87 246ZM94 243H95V244H94ZM100 243H102V244H100ZM106 243H107V244H106ZM117 243H118V245H117ZM135 243H136V245H135ZM151 243H152V244H151ZM191 243H193V242H191ZM253 243H254V246H253ZM260 243H263V244H260ZM64 244H65V246L63 247ZM70 244H71V245H70ZM80 244H81V245H80ZM82 244H83V245H82ZM91 244H92V245H91ZM96 244L98 245V248H97ZM99 244L101 245L100 247H99ZM124 244H125V245H124ZM130 244H131V245H130ZM150 244H151V245H150ZM154 244H155V243H154ZM179 244H180V245H179ZM199 244H200V243H199ZM205 244H208V245H206V246H208V248L205 246ZM221 244H222V245H221ZM249 244L252 245L251 247H252L253 250L255 249L254 251L251 250ZM54 245H55V246H54ZM123 245H124V246H123ZM126 245H127V246H126ZM134 245H135V246H134ZM137 245H138V246H137ZM144 245H145V246H144ZM158 245H159V244H158ZM168 245H169V246H168ZM173 245H174V246H173ZM209 245H210V247H209ZM215 245H214V247H215ZM223 245L225 246V249H224V246H223ZM229 245H230L231 247H230ZM256 245L259 246V248H258ZM120 246H121V247H120ZM146 246H147V248H146ZM162 246H163V247H162ZM165 246H166V247H165ZM219 246H221V247H219ZM226 246H227V247H226ZM255 246H256V247H255ZM65 247H66V248H65ZM80 247H81V248H80ZM83 247H85V248H83ZM92 247H93V248H92ZM101 247H102V248H101ZM123 247H124V249H123ZM134 247H135L136 250L134 249ZM136 247H137V248H136ZM171 247H172V248H171ZM199 247H200V248H199ZM204 247H205V248H204ZM228 247H229V248H228ZM253 247H254V248H253ZM261 247H262V248H261ZM49 248H48V249H49ZM96 248H97L98 250H100V251L98 252V250H97ZM100 248H101V249H100ZM162 248H163V249H162ZM173 248H175V249H173ZM179 248H181V249H179ZM198 248H199V249H198ZM216 248H215V249H216ZM230 248H231V249H230ZM117 249H116V250H117ZM120 249H121V250H120ZM129 249H130V250H129ZM133 249H134V250H133ZM140 249H141L142 251H141ZM177 249H178V250H177ZM190 249H191V248H189V250H190ZM213 249H214V248H213ZM213 249H212V250H213ZM236 249H238V250H236ZM246 249H247V251L245 252ZM256 249H257V250L260 249V251H257ZM261 249H262V250H261ZM69 250H70V251H69ZM126 250H128V251H126ZM148 250H149V251H148ZM170 250H172V251H170ZM179 250H180V251L182 250V251L180 252ZM186 250H187V252H186ZM200 250H201V251H200ZM204 250H205V251H204ZM207 250H208V251H207ZM220 250H219V251H220ZM226 250H228V251H226ZM240 250H243V251H240ZM49 251H50V250H49ZM66 251H68V252H66ZM90 251H91V252H90ZM94 251H95V254H94ZM101 251H102L104 254H103ZM125 251L128 252V257L126 256L127 253H126ZM133 251H134V252H133ZM163 251H164V252H163ZM194 251H195V252H194ZM197 251H198L199 253L202 252V253H200L201 255H198ZM215 251H216V250H215ZM252 251H253V253H254V252H255V253L253 254ZM256 251H257V252H256ZM100 252H101V254H100ZM119 252H118V253H119ZM124 252H125V253H124ZM130 252H131V253H130ZM144 252H145V253H144ZM146 252H149V253L146 254ZM152 252H153V253H152ZM172 252H173L174 254H173ZM177 252H179V253H177ZM188 252H189V253H188ZM209 252H210V253H209ZM212 252H213V253H216V252H214V251H212ZM222 252H221V253H222ZM224 252H225V253H224ZM235 252H236V253H235ZM237 252H241V253H237ZM243 252H244V253H243ZM249 252H250V254L248 255ZM53 253H54V252H53ZM63 253H64V252H63ZM89 253H90V254H89ZM92 253L95 255V257H94V255H93ZM118 253H117V254H118ZM129 253H130V254H129ZM155 253H156V254H155ZM171 253H172V255H171ZM175 253H177V254H175ZM221 253H220V254H221ZM234 253H235V254H234ZM245 253H247V254H245ZM91 254H92V256H91ZM96 254H98V255H96ZM123 254H124V255H123ZM131 254L134 256L135 259H134V258H131V257H133ZM144 254L147 255V256L149 255V256L146 257ZM162 254H163V255H162ZM169 254H170V255H169ZM182 254H180V256H182ZM203 254H204V255H203ZM216 254H217V253H216ZM239 254H240L241 256H238ZM251 254H253V255H251ZM260 254H262V255H261L262 258L260 257ZM53 255H54V254H53ZM72 255H73V256H72ZM86 255H87V256H86ZM102 255H103L104 257H103ZM130 255H131V256H130ZM135 255H137V257H136ZM143 255H144V256H143ZM154 255H155L156 257H155ZM194 255H195V256H194ZM205 255H206V256H205ZM243 255H244V256H243ZM246 255H248V256H246ZM250 255H251V256H250ZM257 255H258V256H257ZM54 256H55V258H57L56 255H54ZM67 256H68V258H67ZM129 256H130V257H129ZM184 256H185V254H184ZM188 256H185V257H187V259H188V258H189ZM196 256H198V257L196 258ZM220 256H221V255H220ZM254 256H256L257 258L254 259V258H255ZM71 257H72V258H71ZM92 257H93V258H92ZM126 257H127V258H126ZM144 257H146V258H144ZM158 257H159V258H158ZM162 257H163V258H162ZM164 257H165V258H164ZM185 257H184V258H185ZM193 257H195L196 260H195ZM201 257H202V258H201ZM207 257H208V256H207ZM215 257H217V256H215ZM215 257H214V258H215ZM218 257H219V255H218ZM218 257H217V259H218ZM222 257H224V255H223ZM222 257H220V258H222ZM226 257H224L223 259L225 260ZM229 257H230V256H228V259H230ZM259 257H260V258H259ZM58 258H59V256H58ZM100 258H102V259H100ZM120 258H121V259H120ZM123 258H124V260H123ZM139 258H141V260H139ZM161 258H162V259H161ZM181 258H182V257H181ZM184 258H182V259L179 258V260H183ZM192 258H193V260H192ZM199 258H200V259H199ZM209 258H210V257H209ZM231 258H232V257H231ZM251 258H253V259H251ZM258 258H259V259H258ZM127 259H128V260H127ZM133 259H134V260H133ZM146 259H147V260H146ZM203 259H204V260H203ZM223 259H219V260H223ZM144 260H145L146 262H144ZM154 260H155V261H154ZM161 260H162V261H161ZM184 260H186V258H185ZM198 260H199L200 262H199ZM226 260H227V258H226ZM230 260H231V259H230ZM230 260H228L227 262H228L229 264H233V263H230V262H231ZM239 260H240V261H239ZM118 261H114V262L111 261V262H109V263H107V264H118V263H119ZM122 261H123V262H122ZM158 261H159V263H158ZM160 261H161V262H160ZM194 261H195V262H194ZM232 261H233V259H232ZM66 262H67V261H65L64 264H66ZM116 262H117V263H116ZM127 262H128V263H127ZM211 262H214V261H211ZM248 262H249V263H248ZM251 262H252V263H251ZM67 264H69V263H67ZM208 264H209V263H208ZM211 264H212V263H211ZM214 264H216V263L214 262ZM223 264H227L226 261H225V263H223Z\"/></svg>",
  "mask_w": 264,
  "mask_h": 264
},
{
  "label": "bare ground",
  "instance_id": "obj_2",
  "mask_svg": "<svg viewBox=\"0 0 264 264\" xmlns=\"http://www.w3.org/2000/svg\"><path fill=\"white\" fill-rule=\"evenodd\" d=\"M7 1H9V0H1V1H0V7L2 6V8H4V7H5L4 5H6V3H8ZM11 1H12V0L9 1V2H10L9 4H13L14 0H13V2H11ZM18 1H20V0H18ZM21 1H22V0H21ZM25 1H26V0H24V3H23V4H25ZM31 1H33V0H31ZM36 1L38 2V0H36ZM42 1H44V0H42ZM60 1H61V0H57V1H56V0H45L44 3H43V6H42V8H41L42 10L40 11V12H41L40 14L42 15L41 17L48 16L47 18H49V20H52V19H53V18H52V17H53L52 15H53L54 11H56V10H55L56 7H58V6H56V4H57L58 2H59V4H60V3L62 2V1H61V2H60ZM67 1H68V0H67ZM106 1H107V0H106ZM119 1H120V0H119ZM147 1L150 2L151 0H143V3H144V2L147 3ZM152 1H153V0H152ZM154 1H156V0H154ZM154 1L151 2V3H154ZM160 1H161V0H160ZM165 1H166V2H165ZM183 1H184V0H183ZM192 1H193V0H192ZM196 1H198V0H196ZM204 1H205V0H203V2H204ZM34 2H35V1H34ZM81 2H82V1H81ZM83 2H84V1H83ZM88 2L91 3V0L88 1ZM125 2H126V1H125ZM187 2H188V1H187ZM227 2L229 3V7L231 8L232 14H231V13L229 14V11L227 10V9H228V8H227L226 11H228V13H226V15L229 14V17L232 16V19H233L232 23H234L233 25L235 26V32H236V36L238 37L237 39H239L240 47H241V49H244V53H246V55H247L246 58L248 59V61L250 60L249 62L252 63V64H251V63H250V64L253 65L254 68H255L254 70L256 71V75H257V77H256V75H254V76H255V80L257 79L256 81H258L259 84H260V86H262L261 89H262L263 92L261 91V89H258V88H260V87H259L258 84H257L258 82H256L257 87H258V88H256V89H258V90L256 91V92H257V95L255 94L256 97H257L256 102H257L258 99H260L259 97L262 96V97H261L262 100L260 99V100L262 101V103L260 102V100H259L258 103H259L260 105H261V104L263 105V104H264V103H263V99H264V52H263V51H264V0H229V1H227ZM27 3H28V2H27ZM30 3H32V2H30ZM72 3H74V2L72 1ZM134 3H136V2L134 1ZM138 3H139V2H138ZM141 3H142V2H141ZM180 3H181V0H174L173 2L168 1V0H162V3H159V2H158V4H156V3H155L156 5L154 4V5H155L154 7L151 6V7H153V8L157 7V9H151V10H156V11L151 12V13H155L159 18L161 17V16H159V15H163L164 18L166 17V19L169 18V22H168L169 24H168V23L165 24V21H164V23H163V24H164V25H163V31H162V32L165 31V33L168 34L167 32H169V30H171L172 28H173V30H174V27H172V26L176 23V22H174V21H175V20H177V22L180 21V20H178V19H180V16H181L179 12H177V11L175 10V12L178 13L177 15H175V17H176L175 20H174V16H173L172 13H171V12H172V10H171V7H172V6L175 7L174 9H176V7L182 9V6H181V7L179 6ZM207 3H208V1H207ZM207 3H206V4L204 3V5H203L204 8H206ZM220 3H221V2H220V0H219V4H220ZM225 3H226V2H225ZM225 3L223 2V4H225ZM66 4H68V3H66ZM66 4H65V2H64V5H65V6H66ZM76 4H77V3H76ZM91 4H92V3H91ZM91 4H90V5L88 4V5H89V7H88L89 9H90ZM115 4H116V2H115ZM117 4H120V3H117ZM117 4H116V5H117ZM182 4H183V3H182ZM185 4H186V3H185ZM191 4H192V3H191ZM194 4H195V3H194ZM199 4H200V3H199ZM17 5H18V4H17ZM26 5H27V4H26ZM33 5H34V4H33ZM64 5H62V6L60 5L62 9L60 8V10H59V8H58V15H60L61 18H59L60 16H57V15L55 16L56 18L58 17L59 20H60V19H64V17L66 16V12H65V11H67V10L63 9ZM80 5L82 6V3H81ZM85 5H86V4H85V2H84L83 7L81 8V10H79V12H81L82 9H83V11H84L83 13L81 12V15H82V14L84 15V14H85V11L87 10V9H86V10L84 9V6H85ZM92 5H95V4H92ZM99 5H103V4H99ZM121 5H122V4H121ZM136 5H139V4L136 3ZM136 5H135V6H136ZM144 5L146 6L147 4H144ZM144 5H143V7H144ZM149 5H150V4H149ZM149 5H148V6H149ZM165 5H167V7H166ZM205 5H206V6H205ZM226 5H228V4H226ZM226 5H224L225 8H226ZM19 6H20V5H19ZM19 6H18V7H19ZM30 6H31V5H30ZM55 6H56V7H55ZM73 6H74V5H73ZM81 6H79V7H81ZM104 6H105V5H104ZM104 6H103V7H104ZM140 6H141V5H140ZM148 6H147V7H148ZM159 6H160V7H159ZM186 6H187V5H186ZM199 6H200V5H199ZM201 6H202V5H201ZM203 6H202V8H203ZM220 6H222V5H220ZM9 7H10V5H9ZM28 7H29V6H28ZM33 7H34V6H33ZM36 7H37V6H36ZM101 7H102V6H101ZM128 7H129V6H128ZM130 7L132 8V5H131V4H130ZM130 7H129V9H130ZM151 7H150V8H151ZM158 7H159V8H158ZM184 7H185V6H184ZM194 7H196V6H194ZM197 7H198V4H197ZM197 7H196V8H197ZM224 7H223V8H224ZM2 8H1V10H4V11H1V10H0V16H2V17H1L2 19H4V18H7V17H5V16L8 15V14L6 15L5 10L7 9V11H10V12H9V15L11 16L12 11L15 10L14 8H16V7H15V6H14V7L12 6V7H11V9L13 8L12 11H11V9L8 10L9 8H8L7 6H6L4 9H2ZM19 8H20V7H19ZM65 8H66V7H65ZM67 8H69V7H67ZM74 8H75V7H74ZM85 8H86V7H85ZM97 8H98V7L94 8V9L92 8V9H93L92 11L95 12V10H96ZM115 8H116V6H115ZM145 8H146V7H145ZM172 8H173V7H172ZM204 8H203V9H204ZM23 9H25V8H24V5H23ZM27 9H28V8L26 7V10H25L26 12H27L28 10H30V9H28V10H27ZM35 9H37V8H35ZM39 9H40V8H38V10H39ZM77 9H78V8H77ZM79 9H80V8H79ZM100 9H101V8H100ZM103 9H104V8H103ZM106 9H107V8H106ZM124 9H125V8H124ZM142 9H143V8H142ZM142 9H141L142 12H140L141 14L139 13L140 15L145 14V12H146L147 15H149V14L147 13V12L150 11V10L148 11L149 8H148V9L146 8V9H143V10H142ZM174 9H173V10H174ZM192 9H193V8H192ZM21 10H22V9H21ZM21 10H20V11H21ZM33 10H34V9H33ZM64 10H65V11H64ZM113 10H114V9H113ZM116 10H117V9H115V11H116ZM118 10H119V12H120V9H118ZM145 10H146V11H145ZM169 10H170V14H171V15L169 14ZM186 10H187V9H186ZM197 10H198V9H197ZM200 10H201V8H200ZM23 11H24V10H23ZM25 11H24V12H25ZM69 11H70V10H69ZM69 11H67V13H70ZM72 11H75V10H72ZM122 11H123V9H122ZM127 11H129V10H127ZM130 11H131V9H130ZM132 11H134V10H132ZM135 11H137V10H135ZM135 11H134V12H135ZM143 11H144V13H143ZM182 11H183V9L180 10V12H182ZM198 11H199V10H198ZM198 11H196V12H198ZM201 11H202V10H201ZM205 11H206V10H205ZM4 12H5V13H4ZM56 12H57V11H56ZM79 12H76V13L74 12V13H75V15H76V14H79V15H77V17L79 16V18H81V15H80ZM96 12H99V10H97ZM173 12H174V11H173ZM183 12H184V11H183ZM190 12H191V8H190ZM193 12H194V10H193ZM7 13H8V12H7ZM14 13L17 15L18 12H17V11H14ZM34 13H35V12H34ZM71 13H72V12H71ZM111 13H112V12H111ZM121 13H122V12H121ZM128 13H129V12H128ZM149 13H150V12H149ZM15 14H14V15H15ZM18 14L21 15L20 13H18ZM35 14H36V13H35ZM40 14L38 15V17L40 16ZM56 14H57V13H56ZM61 14H62V15H61ZM64 14H65V16H64ZM97 14H98V15H101L102 13H101V14H100V13H97ZM97 14H96V16H98ZM104 14H105V13H103V17H104ZM117 14H118V13H117ZM117 14H116V15H117ZM139 14H138V15H139ZM146 14H145L144 16H142V19H143L142 21H141V18H140V19H139V18H136L135 15H134L135 18L133 17V19H136V21H137V19H139V21H137V22H139V24L135 21V22L138 24V27H137V28H139V30H138V29H137V30H138L139 32H140V30L144 27V26L142 27V24L145 25V24L147 23L146 25L149 26V24H150L149 22H150V20L152 19V18H150L151 15H149V17H148ZM173 14H174V13H173ZM186 14H187V13H186ZM204 14H205V13H204ZM4 15H5V16H4ZM9 15H8V17H9ZM67 15H68V14H67ZM89 15H90V11H89ZM105 15H106V14H105ZM107 15H108V11H107ZM107 15H106V17H107ZM110 15H111V14H110ZM110 15H109V16H110ZM122 15H123V13L121 14V16H122ZM126 15H127V14H126ZM188 15H189V14H188ZM198 15H199V13H198ZM206 15H207V14H206ZM206 15H205V16H206ZM3 16H4V18H3ZM62 16H64V17L62 18ZM68 16H69V15H68ZM72 16H73V14H72ZM91 16H92V15H91ZM101 16H102V15H101ZM109 16H108V17H109ZM130 16H131V15H130ZM132 16H133V15H132ZM157 16H156V17H157ZM167 16H168V17H167ZM205 16H204V17H205ZM207 16H208V15H207ZM220 16L222 17L221 14H220ZM223 16H224V15H223ZM12 17H13V16H12ZM73 17H74V16H73ZM77 17H76V18H77ZM83 17H85V16H83ZM86 17H87V15H86ZM106 17H105V18H106ZM116 17H117V16H116ZM116 17H115L114 19H117V20H118L119 16H118V18H116ZM137 17H139V16H137ZM154 17H155V16H154ZM193 17H194V15H193ZM195 17H196V16H195ZM227 17H228V16H227ZM14 18H15V17H14ZM65 18H66V19L63 20V21H66L68 17H65ZM70 18H71V17L69 16V19H70ZM76 18H75V19H76ZM79 18H77V19H79ZM90 18H91V17H90ZM93 18H95V17H93ZM93 18H92V19H93ZM99 18H100V17H99ZM101 18H102V17H101ZM110 18H112V16H110ZM120 18H121V17H120ZM124 18H125V17H124ZM128 18H129V16H128ZM146 18L149 19V20H147ZM164 18H162V19H164ZM206 18H207V17H206ZM34 19H35V18H34ZM34 19H33L32 24L35 22ZM41 19H42V18H41ZM41 19H40V20H41ZM69 19H68V20H69ZM75 19H74V20H75ZM102 19H104V18H102ZM102 19H100L99 21H96V22H97L96 24H98V23L100 24V21H101ZM130 19H131V18H130ZM156 19H157V18H156ZM192 19H193V18H192ZM198 19H199V17H198ZM223 19L226 20L225 18H223ZM232 19H231V20H232ZM72 20H73V18H72ZM72 20H71V22H72ZM85 20L87 21V19H85ZM110 20H112V19H110ZM110 20H109V21H110ZM121 20H123V19H121ZM145 20H146V23H145ZM2 21H3V20H2ZM6 21H7V20H6ZM6 21H5V22H6ZM11 21H12V20H11ZM29 21H30V20H29ZM29 21H28V22H29ZM41 21H42V23H41L42 25L45 24V22H46V21H44V23H43V19H42ZM41 21H38V22L40 23ZM55 21H56V20H55ZM75 21H76V20H75ZM75 21H74V22H75ZM77 21H79V20H77ZM77 21H76V22H77ZM82 21H83V20H82ZM82 21H80V22H82ZM94 21H95V19H94ZM104 21H107V20H104ZM112 21H113V20H112ZM112 21H111V22H112ZM133 21H134V20H133ZM148 21H149V22H148ZM166 21H167V20H166ZM181 21H182V20H181ZM191 21H192V20H191ZM195 21H196V20H195ZM198 21H200V20H198ZM201 21H202V20H201ZM12 22H13V21H12ZM12 22H11L10 24H12ZM14 22H15V21H14ZM26 22H27V21H26ZM76 22H75V23H76ZM107 22H108V21H107ZM116 22H117V21L114 20V23H115V24H116ZM119 22H121V21H119ZM119 22H118V23H119ZM141 22H144V23H142V24L140 25ZM162 22H163V21H162ZM173 22H174V23H173ZM188 22H189V21H188ZM223 22H225V21H223ZM1 23H2V24H5L4 21L1 22ZM1 23H0V26H1ZM19 23H20V22H18V25H20ZM23 23H24V22H23ZM48 23H50V22L48 21ZM75 23H73V24L75 25ZM85 23H86V22H85ZM87 23H88V21H87ZM87 23H86V24H83V25H87ZM102 23H103V22H102ZM104 23H106V22H104ZM121 23H122V22H121ZM158 23H159V22H158ZM185 23L187 24V21H185ZM193 23H194V22H193ZM193 23H190V24L193 25ZM201 23H202V22H201ZM203 23H204V22H203ZM221 23H222V22H221ZM228 23H229V21H228ZM6 24H7V22H6ZM79 24H80V23H79ZM88 24H89V23H88ZM91 24H92V23H90L89 26H91ZM93 24H94V23H93ZM115 24H114V25H115ZM156 24H157V23H156ZM160 24H161V22H160ZM195 24H196V23H195ZM198 24H200V23H198ZM198 24H197V25H198ZM225 24H226V23H225ZM16 25H17V24H16ZM18 25H17V26H18ZM51 25H52V24H51ZM54 25H55V24H54ZM76 25H77V24H76ZM81 25H82V23H81ZM83 25H82V27H84ZM101 25H102V24H101ZM111 25H112V23H111ZM114 25H113V26H114ZM116 25H117V24H116ZM123 25H125V26L127 27L126 23H123L122 25L119 24V26H121V27H122ZM146 25H145V26H146ZM150 25H151V24H150ZM154 25H155V24H154ZM154 25H153V26H154ZM178 25H179V24H175L176 29H177V26H178ZM184 25H185V24H184ZM184 25H183V23L181 24L182 29H184V28H183ZM220 25H222L221 28H223L224 25H223V24H220ZM7 26H10V25H7ZM39 26H40V25H39ZM39 26H38V27H39ZM58 26H59V25H58ZM61 26H62V25H61ZM78 26H79V25H78ZM94 26H96V25H94ZM99 26H100V25H99ZM117 26H118V25H117ZM117 26H116V27H117ZM129 26H131V25H129ZM129 26H128V27H129ZM139 26H140V27H139ZM155 26H156V25H155ZM160 26H161V25H160ZM188 26H189V25H188ZM193 26L195 27V25H193ZM198 26H199V25H198ZM225 26H226V25H225ZM229 26H230L229 28L231 29V28H232V27H231V26H232L231 23L229 24ZM2 27H3V25H2ZM18 27H19V26H18ZM48 27L51 28L52 26H48ZM59 27H60V26H59ZM63 27H65V25H63ZM66 27H67V25H66ZM70 27H71V26H70ZM80 27H81V26H79L78 28H80ZM86 27H87L88 29H90V28L88 27V25H87ZM91 27H92V26H91ZM106 27H108V26H106ZM123 27H124V26H123ZM123 27H122V28H123ZM134 27H135V26H134ZM149 27H150V26H149ZM151 27H152V26H151ZM151 27H150V28H151ZM156 27H157V26H156ZM184 27L186 28L187 26L185 25ZM200 27H201V26H200ZM12 28H15V26L12 27ZM36 28H37V27H36ZM43 28H44V27H43ZM68 28H69V24H68ZM68 28H67V29H68ZM76 28H77V27H76ZM87 28H86V29H87ZM112 28H113V27H112ZM122 28H119V29L122 30ZM131 28L133 29V26H132ZM140 28H141V29H140ZM146 28H147L146 30H148V27H146ZM178 28H179V27H178ZM201 28H202V27H201ZM201 28H200V29H201ZM215 28H216V27H215ZM2 29H3V28H2ZM4 29H5V28H4ZM7 29H11V28H10V27H7ZM7 29H6V30H7ZM17 29H18V28H17ZM24 29H25V28H24ZM32 29H33V28H32ZM32 29H31V30H32ZM41 29H42V28H41ZM46 29H48V28H46ZM59 29H60V28H59ZM80 29H81V28H80ZM80 29H79V30H80ZM104 29H105V28H104ZM117 29H118V28H117ZM119 29H118V30H119ZM125 29H126V30H125ZM135 29H136V28H135ZM135 29H134V30H135ZM144 29H145V28H143V30H144ZM151 29H153V28H151ZM159 29H160V27H159ZM186 29H187V28H186ZM186 29H184V30H186ZM200 29L198 28L199 31H200ZM225 29H227V27H225L224 30H225ZM232 29H234V27H233ZM28 30H29V29H28ZM31 30H30V31H31ZM33 30H34V29H33ZM63 30H64V29H63ZM68 30H69V29H68ZM77 30H78V29H77ZM79 30H78V31H79ZM81 30H83V29H81ZM81 30H80V31H81ZM84 30H85V27H84ZM99 30H100V29H99ZM105 30H106V29H105ZM127 30L130 31V29L124 27V30H122V32H121V31H120V32H121V33H125V31L128 32ZM143 30H141V32H142ZM154 30H155V32L158 33V31H156V29H154ZM160 30H161V29H160ZM190 30H191V29H190ZM195 30H196V29H195ZM204 30H205V29H204ZM204 30H203V34H204ZM217 30H218V29H217ZM221 30H222V29H221ZM221 30L218 31V32L220 33ZM0 31L2 32L1 28H0ZM4 31H5V30H4ZM16 31H17V30H16ZM30 31H29V34H28V35H31L32 37H33V34L36 35L35 32H33V34H31L32 31H31V32H30ZM40 31H41V30H40ZM45 31H46V30H45ZM49 31H50V30H49ZM56 31L59 32L58 30H56ZM85 31H86V30H85ZM87 31H88V30H87ZM91 31L93 32L94 30H91ZM103 31H104V30H103ZM106 31H107V30H106ZM106 31H105V32H106ZM123 31H124V32H123ZM149 31H150V30H149ZM176 31H177V30H176ZM188 31H189V30H188ZM193 31H194V30H193ZM201 31H202V30H201ZM213 31H214V30H213ZM232 31H233V30H231V32H230V31L228 30V31H224V32H227V33L230 32V34H232V36H231V35H230V36H231V37H234ZM20 32L22 33V31H20ZM20 32H19V33H20ZM41 32H42V31H41ZM47 32H48V30H47ZM53 32H55V30H54ZM64 32H66V31L64 30ZM70 32H71V31H70ZM82 32H83V31H82ZM89 32H90V31H89ZM98 32H99V31H98ZM116 32H117V31H116ZM146 32H147V31H146ZM152 32H154V31H152ZM171 32H175V31H171ZM197 32H198V31H197ZM211 32H212V31H211ZM216 32H217V31H216ZM233 32H234V31H233ZM2 33H4V32H2ZM19 33H18V34H19ZM21 33H20L19 35H22ZM25 33H26V31H25ZM27 33H28V32H27ZM42 33H43V32H42ZM42 33H41V34H42ZM71 33H73V32H71ZM71 33H69V34H71ZM90 33H91V32H90ZM96 33H97V31H96ZM100 33H102V32H100ZM109 33H110V32H109ZM112 33H114V39H117V38H115V36L117 35V33H115V30H114L113 32H111V34H112ZM118 33H119V32H118ZM129 33H130V34H132V33H133V34H138V33H134V32H132V30H131ZM129 33H128V34H129ZM143 33H144V32H143ZM147 33H149V32H147ZM169 33H170V32H169ZM183 33H184V32H183ZM189 33H190V31H189ZM194 33H195V32H194ZM227 33H226V34H227ZM60 34H62V33H60ZM66 34H67V33H66ZM66 34H65V35H66ZM84 34H85V33H84ZM93 34H95V33H93ZM102 34H103V33H102ZM102 34L97 35V36H101ZM106 34H107V33H106ZM106 34H105V35H106ZM126 34H127V33H126ZM126 34H125V35H124V34H121V36H120V33H119V35H118V37L120 36V37L118 38L119 41H121L120 38H121L123 35H124V37H125ZM128 34H127V36H128ZM130 34H129V36H130ZM140 34H141V33H140ZM158 34H159V33H158ZM158 34H157V35H158ZM166 34H165V36H167V37H165V42L167 43V41H168V36H170V35H166ZM171 34L174 35L175 33H174V34L171 33ZM179 34H180V33H179ZM200 34L202 35V32H199V35H200ZM205 34H206V32H205ZM205 34H204V35H205ZM208 34H209V33H208ZM208 34H207V35H208ZM213 34H214V32L212 33V35H213ZM222 34H223V35H222ZM4 35H6V34H4ZM28 35H27V36H28ZM35 35H34V36H35ZM44 35H45V34H44ZM50 35H51V34H50ZM78 35H79V34H78ZM88 35H89V34H88ZM88 35H86V36H88ZM141 35H142V34H141ZM144 35H146V34H144ZM144 35L141 36V38H143ZM151 35H153V34L151 33ZM177 35H178V32H177ZM181 35L184 36V34H181ZM186 35H187V34H186ZM194 35H195V34H194ZM199 35H198V36H199ZM210 35H211V33H210ZM210 35H209V36H210ZM216 35H218V34H216ZM224 35H225L224 33H221V37H224ZM227 35H228L227 38H229V34H227ZM14 36H15V35H14ZM23 36H25V34H24ZM45 36H46V37H45ZM45 36H44V37L47 38L48 34H46ZM61 36H62V35H61ZM107 36H109V35H107ZM133 36H134V35H133ZM146 36H147V35H146ZM148 36H150V34H149ZM175 36H176V35H175ZM187 36H188V35H187ZM198 36L195 35V37H197L198 39H199V38L201 39V40L199 41V44H201V42H202V44L204 45V43H203L204 38L202 37V38H203V39H202L201 36H199V37H198ZM213 36H215V35H213ZM225 36H226V35H225ZM9 37H10V36H9ZM15 37H16V36H15ZM17 37H18V39H21V38H19V36H17ZM53 37H55V36H53ZM53 37H51V38H53ZM57 37H59V36H57ZM57 37H55L56 40H57ZM90 37H91V36H90ZM92 37H95V36L93 35ZM103 37H104V36H103ZM110 37H111V35H110ZM136 37H139V36H136ZM136 37H135V38H136ZM171 37H173V36H171ZM185 37H186V36H185ZM185 37H184V38H185ZM206 37H207V36H206ZM1 38L4 39L3 34H2V37H1ZM5 38H6V37H5ZM26 38H27V37H25V40H27ZM28 38H29V36H28ZM36 38H37V37H36ZM36 38L33 37V39H35L36 42H39V40L37 41ZM41 38H43V37H41ZM51 38H50V39H51ZM69 38H70V37H69ZM74 38H75V37H74ZM76 38H77V37H76ZM78 38H79V37H78ZM88 38H89V37H88ZM104 38H105V37H104ZM112 38H113V37H112ZM132 38H133V37H132ZM139 38H140V37H139ZM180 38H181V37H180ZM224 38H226V37H224ZM227 38L225 39L226 41H227ZM10 39H11V38H10ZM10 39H9V41H8V38L4 39L3 41H8V42H7L8 44H3V42H2L3 46H1V48L3 47V48H5V50H6V47H7V46L5 47L4 45H8V46H9V47H8V48H9L8 51H9V50L11 49V48H10V45H9V44H10V41H11ZM13 39H14V37H12V40H13ZM18 39H17V40H18ZM30 39H31V38H30ZM33 39H32V41L34 42ZM38 39H39V37H38ZM43 39H44V38H43ZM63 39H64V38H63ZM67 39H68V38H67ZM67 39H64V41L66 42ZM93 39H97V38H93ZM98 39H99V38H98ZM114 39H113V40H114ZM121 39H122V41H124L123 38H121ZM124 39H125V40H128L129 38L125 37ZM143 39H144V38H143ZM151 39H153V38H151ZM151 39H150V40H151ZM160 39H161V38H160ZM178 39H179V38H178ZM193 39H194V37H193ZM198 39H196V40L198 41ZM221 39H222V38H221ZM230 39L232 40V38H230ZM230 39H229V40H230ZM25 40H24V41H25ZM28 40H29V39H28ZM46 40H47V39H46ZM46 40H45V41H46ZM60 40H61V39H60ZM69 40H70V39H69ZM79 40H80V39H79ZM85 40H86V39H85ZM91 40H92V39H91ZM108 40H109V39H108ZM113 40H112L111 43H112L113 46H114ZM141 40H142V39H141ZM147 40H148V39H147ZM156 40H158V39H156ZM171 40H172V39H171ZM175 40H176V39H174V41H175ZM180 40H181V39H180ZM183 40H184V39H183ZM183 40H182V41H183ZM194 40H195V39H194ZM225 40L222 39V41H225ZM15 41H16V40H15ZM20 41H21V40H20ZM30 41H31V40H30ZM32 41H31V42L26 41V42H27V44H28V42H29V43H32ZM58 41H59V40H58ZM75 41H76V40H75ZM81 41H83V38L81 39ZM88 41H90V40H88ZM92 41H93V40H92ZM105 41H107V39H106ZM116 41H117V40H116ZM116 41H115V42H116ZM133 41H135V39H134ZM144 41H146V40H144ZM152 41H153V40H152ZM152 41H151V42H152ZM160 41H161V40H160ZM169 41H170V40H169ZM176 41H178V40H176ZM176 41H175V42H176ZM206 41H207V39H205L204 42H206ZM233 41H234V40L231 41L232 44L234 43ZM36 42H35L36 45H39V44L41 43V42H40V43L38 44V43H36ZM48 42H49V41H48ZM61 42H63V41H61ZM83 42H84V41H83ZM90 42H91V41H90ZM94 42H95V41H94ZM125 42H127V41H125ZM147 42H148V41H147ZM156 42H157V41H156ZM156 42H155V43H156ZM170 42H172V41H170ZM170 42H169V43H170ZM186 42H187V41H185V42H183V43L186 44ZM191 42H192V41H191ZM228 42H229V41H228ZM12 43H13V42H12ZM12 43H11V44H12ZM14 43H15V42H14ZM16 43H17V41H16ZM20 43H21V42H20ZM42 43H43V42H42ZM46 43H47V42H46ZM49 43H50V42H49ZM53 43H56V42H53ZM53 43H52V44H53ZM92 43H93V42H92ZM92 43H91V44H92ZM95 43H96V42H95ZM106 43H107V42H106ZM120 43L122 44L123 42H120ZM133 43H134V42H133ZM140 43H141V41H140ZM143 43H144V42H143ZM149 43H150V42H148V44H147L148 47H149V46H152V43H153V42H152L150 45H149ZM158 43H159V42H158ZM172 43H173V42H172ZM207 43H208V42H207ZM211 43H212V42H211ZM211 43H210V44H211ZM224 43L226 44V42H224ZM224 43H223V44H224ZM237 43H238V42H237ZM237 43L235 42V44L239 46V44H237ZM35 44H33L32 47H33ZM52 44H51V45H52ZM58 44H59V43H58ZM70 44L72 45V43H70ZM75 44H76V43H75ZM79 44H80V42H79ZM88 44L91 46L90 43H88ZM97 44H98V43H96L95 45H97ZM115 44H116V43H115ZM127 44H128V43H127ZM131 44H132V43H131ZM135 44H138V43L136 42ZM194 44H195V43H194ZM210 44H209V45H210ZM213 44H214V43H213ZM235 44H233V45L235 46V49H234V47H233V49L236 50V48H237L236 52H237V54H238V56L235 55V57L237 56L238 58L236 57V59H239L240 56L242 57V55H240L242 52L240 53V51L238 50V47H236ZM13 45H14V44H13ZM55 45H56V44H55ZM61 45H62V44H61ZM63 45H64V43H63ZM63 45H62V46H63ZM66 45H69V44L67 43V44H65V46H66ZM71 45H70V46H71ZM86 45H87V44H86ZM100 45H101V47H102L103 43H102V44L99 43V45L97 46V48L95 47V49L98 50V48L100 47ZM105 45H106V44H105ZM105 45H104V46H105ZM122 45H124V44H122ZM133 45H134V44H133ZM144 45H146V43H145ZM147 45H146V46H147ZM160 45H161V43H160ZM173 45H175V44H173ZM176 45L178 46V44H176ZM187 45H189V44H187ZM187 45H186V46H187ZM195 45H197V43H196ZM195 45H194V46H195ZM203 45H202V49H203V48L205 49L206 47H203ZM16 46H18V45L16 44ZM16 46L14 45V47H16ZM20 46H23V47L25 46V47H26L25 42H24L22 45H20ZM29 46H30V45H29ZM43 46H45V45H43ZM52 46H54V45H52ZM59 46H60V45H59ZM72 46H73V45H72ZM119 46H120V45H119ZM165 46H166V44H165ZM171 46H172V45H171ZM180 46H181V45H180ZM190 46H191V45H190ZM200 46H201V45H200ZM205 46H208V45H205ZM220 46H221V45H220ZM222 46H223V45H222ZM227 46H228V44H227ZM227 46H225V48H226ZM23 47H22L21 49H23ZM25 47H24L23 50H25ZM30 47H31V46H30ZM32 47H31V48H32ZM49 47H51V46H48V50H50ZM54 47H55V46H54ZM75 47H76V46H75ZM91 47H93V46H91ZM91 47H90V48H91ZM105 47H106V46H105ZM105 47H103V48H105ZM107 47H108V46H107ZM111 47H112V46H110V49H112ZM155 47H156V46H155ZM175 47H176V46H175ZM182 47H183V46H182ZM197 47H198V46H197ZM208 47H209V46H208ZM210 47H211V46H210ZM228 47H229V46H228ZM240 47H239V48H240ZM31 48H30V49H31ZM35 48H36V47H35ZM35 48H34V49H35ZM46 48H47V47H46ZM63 48H64V47H63ZM63 48L61 47L60 49L62 50ZM170 48L172 49L173 47H170ZM170 48L168 47V43H167V47H165V49H169L170 54H172L173 52H172V50H170ZM183 48H184V47H183ZM192 48H193V47H192ZM198 48H199V47H198ZM216 48H217V47H216ZM223 48H224V46H223ZM223 48H222V49H223ZM225 48H224V49H225ZM14 49H15V48H14ZM16 49H17V48H16ZM16 49H15L14 51L11 50L10 52L15 53ZM18 49H19V48H18ZM26 49H27V48H26ZM38 49H39V48L35 49V52H34V53H36V50H38ZM51 49H52V48H51ZM60 49H59V50H60ZM70 49H71V48H70ZM95 49H94V47H93V50H95ZM100 49H101V48H100ZM140 49H141V48H140ZM140 49H139V50H140ZM158 49H159V48H158ZM174 49H175V48H174ZM174 49H173V51H174ZM199 49H200V48H199ZM207 49H208V48H207ZM209 49L211 50V48H209ZM226 49H229V48H226ZM230 49H231V48H230ZM230 49H229V50H230ZM241 49H240V50H241ZM5 50L2 49L1 51H3L4 54H0V69H1L0 73H1L3 70H5V68H6L5 64H6L7 62H5V60H6L7 58L9 59V57H11V56L6 57V53L8 54V52L5 53ZM23 50H22V51H23ZM31 50H32V49H31ZM41 50H42V46H41ZM48 50H46L45 53H47ZM59 50H58V51H59ZM64 50H65V49H64ZM71 50H72V49H71ZM75 50H76V49H75ZM84 50H85V49H84ZM88 50H89V49H88ZM101 50H104V49H101ZM101 50L96 51L97 54H101V55H102V54H105V52H107V51H105V52H104V51H103V52H100ZM121 50H122V49L120 48V51H121ZM139 50H138V51H139ZM141 50H142V49H141ZM180 50H181V49H180ZM182 50H183V49H182ZM210 50H208V51H210ZM212 50H213V49H212ZM220 50H221V49H220ZM229 50H228V51H229ZM1 51H0V53H2ZM6 51H7V50H6ZM18 51H19V50H18ZM22 51H21V52H22ZM26 51H27V50H26ZM28 51H30V50H28ZM67 51H69V50H67ZM73 51H74V50H73ZM110 51H112V50H110ZM114 51H115V50H114ZM117 51H118V50H117ZM175 51H176V50H175ZM175 51H174V53L177 52V51H176V52H175ZM190 51H191V50H190ZM203 51L205 52V50H203ZM222 51H223V50H222ZM224 51L226 52L227 50H224ZM238 51H239V52H238ZM21 52H20V53H21ZM42 52H44V51L42 50ZM42 52H41V53H42ZM50 52H51V50H50ZM52 52H53V51H52ZM55 52H57V51H55ZM60 52H62V51H60ZM63 52H64V51H63ZM74 52H75V51H74ZM78 52H79V50H78ZM143 52H145V51H143ZM150 52H151V51H150ZM162 52H163V51H162ZM13 53H12V54L10 53V54L13 55ZM22 53H23V52H22ZM37 53H38V51H37ZM37 53H36V54H37ZM39 53H40V52H39ZM53 53H54V52H53ZM65 53H66V52H64V55H63V56H65ZM69 53H70V51H69ZM90 53H91V52H90ZM94 53H95V52H94ZM113 53H114V52H113ZM124 53H125V52H124ZM138 53H139V52H138ZM141 53H142V52H141ZM174 53H173V54H174ZM180 53H181V52H180ZM180 53H179V55H180ZM185 53H186V52H185ZM185 53H183V56L185 55ZM188 53H189V52H188ZM192 53H193V52H192ZM205 53H206V52H205ZM205 53H204V54H205ZM212 53L215 54V56L212 55V54H211V55H212L213 57H216V54H217V53H214V52H212ZM226 53H228V52H226ZM226 53H225V54H226ZM230 53H231V52H230ZM10 54H9V55H10ZM15 54H16V53H15ZM15 54H14V56H17V55H15ZM29 54L31 55V53H29ZM42 54H43V53H42ZM58 54L61 55L60 53H58ZM67 54H68V53H66V55H67ZM92 54H93V52H92ZM95 54H96V53H95ZM95 54H93L94 58H98V59H99V57H98L99 55L96 54V55H97V57H96ZM106 54H109V50H108V53H106ZM115 54H117V52H116ZM119 54H121V53L119 52ZM122 54H123V53H122ZM122 54H121V55H122ZM134 54H135V53H134ZM139 54H140V53H139ZM156 54H157V53H156ZM177 54H178V52H177ZM181 54H182V53H181ZM190 54H191V53H190ZM190 54H189V56H188L189 58H190ZM196 54H197V53H196ZM198 54H199V53H198ZM220 54H223V53H220ZM220 54H219V57L225 55V54H223V55L220 56ZM235 54H236V53H235ZM20 55H21V54H20ZM27 55H28V54H27ZM27 55H25L26 59H27V57L29 56V55H28V56H27ZM44 55H45V54H44ZM44 55H41L40 58H42V56H44ZM52 55H53V54H52ZM55 55H57V54H55ZM59 55H58V56H59ZM75 55H78V54L75 53ZM121 55H120V59L123 61V59H122L123 56H121ZM124 55H125V54H124ZM126 55H129V54L126 53ZM136 55H137V53H136ZM142 55H143V54H142ZM150 55H151V54H150ZM162 55H163V54H162ZM164 55L166 56L167 54H164ZM168 55H169V54H168ZM199 55H200V54H199ZM201 55H202V54H201ZM205 55H206V54H205ZM205 55H204V57H205ZM208 55H209V54H208ZM217 55H218V54H217ZM239 55H240V56H239ZM243 55H244V54H243ZM37 56H38V55H37ZM46 56H47V55H46ZM46 56H45V58H46ZM48 56H49V55H48ZM68 56H69L68 58L70 59L71 56H70V55H68ZM84 56H85V55H84ZM88 56H89V55H88ZM102 56H104V55H102ZM113 56H114V55H113ZM129 56H130V55H129ZM138 56H139V55H138ZM138 56H137V57L135 56V60L138 58ZM151 56H153V55H151ZM165 56H164V59H165ZM171 56H172V55H171ZM229 56H230V55H229ZM232 56L234 57V55H232ZM19 57H20V56H19ZM19 57H18V58L16 57V59H20ZM34 57H36V55L34 56V54H33V55H32V58L34 59ZM49 57L51 58V61H52V58H54L53 56L51 57V54H50ZM49 57H47L48 60L50 59ZM77 57H78V56H77ZM80 57H81V56H80ZM90 57L92 58L91 54H90ZM107 57H108V55H107ZM107 57H105V58L108 59L109 57H108V58H107ZM114 57H115V56H114ZM132 57H133V56H132ZM161 57H162V56H160V58H161ZM175 57H176V54H175ZM179 57H180V56H179ZM192 57H194V56H192ZM227 57H228V55H227ZM243 57H244V56H243ZM13 58H14V57H13ZM13 58H12V59H13ZM28 58L30 59V57H28ZM32 58H31L30 61L33 62L34 60H32ZM47 58H46V59H47ZM57 58L60 59L59 57H57ZM64 58H66V57H63V59H64ZM68 58H67V59H68ZM85 58H87V57H85ZM100 58H101V57H100ZM166 58H167V57H166ZM183 58L185 59V57H183ZM186 58H187V57H186ZM189 58H188V59H189ZM194 58H195V57H194ZM201 58H202V57H201ZM230 58H231V57H230ZM230 58H229V59H230ZM10 59H11V58H10ZM43 59H44V58H42L41 60H43ZM61 59H62V57H61ZM61 59H60V60H61ZM78 59H80V58H78ZM92 59H93V58H92ZM92 59H91V61L94 62ZM102 59H103V58H102ZM118 59H119V57L117 56V59H116V60H118ZM125 59H126V57H125ZM128 59H129V58H128ZM132 59H133V58H132ZM143 59H144V57H143ZM164 59H163V60H164ZM168 59H169V58H168ZM168 59H167V60H168ZM211 59H212V58H211ZM213 59H214V58H213ZM221 59H222V57H221ZM223 59H225V58L223 57ZM240 59H241V58H240ZM240 59H239V60H240ZM48 60H47V61H48ZM64 60H65V59H64ZM74 60H75V59H74ZM86 60H87V59H86ZM103 60H104V59H103ZM140 60H141V59H140ZM148 60H149V59H148ZM161 60H162V59H161ZM177 60H178V59H177ZM203 60H204V59H203ZM231 60H232V59H231ZM9 61H10V60H9ZM14 61H15V60H14ZM39 61H40V60H39ZM99 61H100V60H99ZM99 61H98V62H99ZM108 61H109V60H108ZM169 61H170V59L168 60V62H169ZM201 61H202V60H201ZM207 61H208V60H207ZM222 61H223V62H222ZM224 61H225V60H221V62H219L218 64L222 63V65H223ZM226 61H227V59H226ZM228 61H229V60H228ZM235 61H236V60H235ZM245 61H246V60H245ZM248 61H246V62H248ZM4 62H5V63H4ZM12 62H13V61H12ZM43 62H45V61H43ZM48 62H49V61H48ZM53 62L55 63L56 60H54ZM53 62H51V63H53ZM64 62H65V61H64ZM71 62H72V61H71ZM92 62H91V63H92ZM102 62H103V61H102ZM110 62H111V61H110ZM136 62H138V61L136 60ZM136 62H135V64H134L135 66L137 65ZM139 62H140V61H139ZM150 62H151V60H150ZM152 62H153V61H152ZM160 62H162V61H160ZM163 62H166V61H163ZM177 62H178V61H177ZM181 62H183V61H181ZM184 62H185V61H184ZM191 62H192V60H191ZM191 62H190V63H191ZM195 62H196V60H195ZM210 62H211V61H210ZM213 62H214V61H213ZM232 62H233V61H232ZM237 62H239V63H237ZM237 62H235L236 67H237V66H240V65H241V62H242V64H243V61H241V60H240V61H237ZM28 63H29V62H28ZM28 63H24V65H26V64H28ZM51 63H50V65H51ZM54 63H53V64H54ZM60 63H61V62H60ZM60 63H57V64H60ZM94 63H95V62H94ZM96 63H97V61H96ZM115 63H116V61H115ZM120 63H122V62L120 61ZM128 63H129V62H128ZM145 63L147 64V62H145ZM179 63H180V61H179ZM185 63H186V62H185ZM187 63H188V62H187ZM192 63H193V62H192ZM203 63H204V62H203ZM8 64H9V63H8ZM11 64H12V63H11ZM17 64H18V62H15V63H13L12 66L17 65ZM29 64H31V62H30ZM29 64H28V67H27V68H29V66H30ZM57 64H56V65H57ZM67 64H68V62H67ZM97 64H99V63H97ZM112 64H114V63H112ZM116 64H118V63H116ZM122 64H123V63H122ZM124 64H125V62H124ZM140 64H141V63H140ZM140 64H139V66H140ZM180 64H181V63H180ZM180 64L177 63V65H176V62H175V60H174V62H172V63L170 64V65H171V66H170V69L173 68V70L176 71V69H177L176 66H178V65H180ZM188 64H189V63H188ZM194 64H195V63H194ZM232 64H233V63H232ZM19 65H20V64H19ZM24 65L22 64V67H23V68H21V65H20V66H19L20 69H19V67L17 66L18 69H19V70H18V71H19V72H18L19 74H17L15 71H14V74H13V75L11 74V77H10V75L8 74V76H9L10 78H12V79H10L11 81H8V83H12V82H13L14 85H13V84H12V85L7 84V86H8L7 88H9V87H13V89L16 88V87H14V86H16L15 84L17 83V82L14 83V82H15L14 80L17 78V77L15 76V74H16L17 76L20 75V73H21L24 69H26V67H25ZM35 65H36V63H35ZM56 65H55V66H56ZM62 65H64V64L62 63L61 65H58L57 67H59V66L62 67ZM71 65L73 66V64H71ZM71 65H67V66L65 65V66H63V69H65L64 67H66V70H68V71H69V70H73V69H75V68L72 69ZM118 65H119V64H118ZM143 65H145V64H143ZM166 65H167V64H166ZM168 65H169V64H168ZM198 65L200 66V64H198ZM204 65H205V64H204ZM211 65H212V64H211ZM211 65H210V66H211ZM229 65H230V63H229ZM247 65H248V63H247ZM3 66H5V68H4ZM7 66H8V65H7ZM10 66H11V65H10ZM36 66H37V65H36ZM51 66H52V65H51ZM68 66H70L71 68L69 67V69H67ZM123 66H124V65H123ZM126 66H127V65H126ZM139 66H138V67H139ZM141 66H142V65H141ZM153 66H154V65H153ZM192 66H194V65H192ZM192 66H191V67H192ZM205 66L207 67V64H206ZM212 66H213V65H212ZM218 66L220 67L221 64H220V65H217V69L219 68ZM225 66H226V65H225ZM232 66H233V65H232ZM248 66H249V65H248ZM33 67H34V66H33ZM57 67H55V70L57 69ZM61 67H59V68H60L62 74H63V73H64V74H65V73L68 74V71H64V72H63V69H62ZM77 67H78V66H77ZM131 67H132V66H130V69H131ZM147 67H148V65H147ZM156 67H157V66H156ZM162 67H163V66H162ZM167 67H169V66H167ZM171 67H172V68H171ZM184 67H185V66H184ZM189 67H190V66H189ZM206 67H205V69H206ZM215 67H216V66H215ZM223 67H224V65H223ZM223 67L221 66V68H219V69L221 70V73H220L221 75H222V70H223L222 68H223ZM226 67L228 68V64H227ZM230 67H231V65L229 66V68H230ZM236 67L234 66L233 69H235ZM241 67H242V66H241ZM243 67H244V66H243ZM243 67H242V68H243ZM2 68H3V70H2ZM31 68H32V67H31ZM99 68H100V67H99ZM117 68H119V67H117ZM121 68H122V67H121ZM132 68H133V67H132ZM141 68H142V67H141ZM145 68H146V67H145ZM165 68H166V67H165ZM181 68H182V67L180 66V69H181ZM194 68H196V66H195ZM199 68H201V67H199ZM203 68H204V67H203ZM229 68H228V69H229ZM239 68H240V67H239ZM22 69H23V70H22ZM33 69H34V68H33ZM37 69H38V68H37ZM37 69L35 68L34 73H35V71L38 72V70L41 69V67H40L38 70H37ZM44 69H45V67L43 68V70H44ZM78 69H79V68H78ZM81 69H82V68H81ZM94 69H95V68H94ZM97 69H98V68H97ZM125 69H126V68H125ZM130 69H129V66H128V69L126 70L127 73H129V74H130V72H134V73H135L134 70L128 72ZM136 69H137V71H138V68H136ZM139 69H140V68H139ZM147 69H148V68H147ZM149 69H150V66H149ZM158 69H159V68H158ZM160 69H161V68H160ZM163 69H164V68H163ZM180 69H179V71H180ZM191 69H193V68H191ZM212 69L214 70V68H212ZM230 69H231V68H230ZM248 69H249V68H248ZM21 70H22V71H21ZM30 70H31V69L29 68V71H28V70H26V71H28V72H30V73L33 72V70H32V71H30ZM45 70H46V69H45ZM47 70H48V69H47ZM121 70H122V69H121ZM141 70H142V69H141ZM166 70H167V69H165L164 71H166ZM168 70H169V69H168ZM173 70L171 71V74H172ZM177 70H178V69H177ZM184 70H185V69H183L182 71H184ZM195 70H196V69H195ZM224 70H225V69H224ZM6 71L8 72L9 69L6 68ZM6 71H5V72H6ZM24 71H25V70H24ZM24 71H23V73H25V74L28 73V72L26 73V72H24ZM53 71H54V70H53ZM56 71L59 72L58 70H56ZM76 71H77V70H76ZM76 71L74 70V72H76ZM80 71H81V70H80ZM80 71H79V72H80ZM101 71H102V70H101ZM147 71H148V70H147ZM179 71H178V72H179ZM198 71H199V70H198ZM207 71H208V68H207ZM207 71H206V73H208ZM209 71H211V70L209 69ZM227 71H228V70H227ZM251 71H252V70H251ZM9 72H10V71H9ZM9 72H8V73H9ZM12 72H13V71H12ZM40 72H41V71H40ZM40 72H38V73H40ZM46 72H47V71H46ZM48 72H49V71H48ZM57 72H56V75H57ZM61 72H60V73H61ZM79 72H78V73H79ZM82 72H85V70L83 71V69H82ZM91 72H92V71H91ZM120 72H121V71H120ZM138 72H140V70H139ZM142 72H143V71H142ZM149 72H150V70H149ZM184 72H185V71H184ZM219 72H220V71H219ZM3 73H4V72H3ZM34 73H33V75H34ZM69 73H71V72H69ZM72 73H73V72H72ZM94 73H96V71H95ZM122 73H123V72H122ZM127 73L124 72L123 77L121 78L122 80H124V79H123V78H125L124 75L127 74ZM144 73H146V72H144ZM156 73H158V72H156ZM168 73H169V72H168ZM173 73H175V72H173ZM181 73H182V72H181ZM190 73L192 74V70H191ZM197 73H198V72H197ZM199 73H200V72H199ZM199 73H198V74H199ZM209 73H210V72H209ZM228 73H229V72H228ZM233 73H234V72H233ZM254 73H255V72H254ZM41 74H43V72H42ZM41 74H40V75H41ZM89 74H90V73L87 72V75H89ZM137 74H138V73H137ZM137 74H136V75L134 74V78H135V76L138 77L139 74H138V75H137ZM153 74H154V73H153ZM153 74H152V75H153ZM169 74H170V73H169ZM171 74H170L169 76L167 75L168 78H167V76H165V77L168 79V81H169V77H170V78L172 77ZM176 74L178 75L177 72H176ZM176 74H174V75H176ZM188 74H189V73H187L186 75L188 76ZM198 74H197V75H198ZM223 74H224V72H223ZM225 74H226V73H225ZM235 74L237 75L236 72H235ZM235 74H234V75H235ZM252 74H253V73H252ZM0 75H1V74H0ZM6 75H7V74H6ZM29 75L32 76V73L29 74ZM47 75H48V73H47ZM56 75H55V77H57V78H55V79H58V77H60V76H56ZM70 75H73V74H70ZM70 75L68 74L69 77H70ZM76 75H78V74L76 73ZM85 75H86V74H85ZM87 75H86V76H87ZM98 75H99V74L97 73V74H96V77H97ZM120 75H121V74H120ZM131 75H132V73H131ZM145 75H147V73H146ZM148 75H149V74H148ZM162 75H163V73H162ZM174 75H173V76H174ZM177 75L174 76L175 78H173V79H176ZM182 75H183V74H182ZM197 75L195 74L196 77H197ZM212 75H213V74H212ZM221 75L219 76L218 74H216V75L214 76L215 86H216V88H218L219 90H222V91H223V94H225V92L227 93L228 90H229V89L227 88L226 91L224 92V88H226V86L229 85V84H227V83H230L229 80L227 81V78H229V77H226V78H225L224 75H223L224 77H222ZM242 75H243V74H242ZM2 76H3V79H4V77H5V73H4V75H2ZM13 76L15 77V79H14ZM21 76H22V75H21ZM21 76H20V77H21ZM23 76H24V75H23ZM26 76H28V75H26ZM31 76H30V78H31ZM50 76H51V73H50ZM90 76H91V75H90ZM121 76H122V75H121ZM126 76H127V75H126ZM150 76H151V75H150ZM159 76H160V75H159ZM159 76H158V77H159ZM200 76H201V73H200ZM200 76H199L198 78H200ZM207 76H208V79H209V78H210V77H209L210 75H207ZM207 76H205V77H207ZM226 76H228V75H226ZM240 76H241V75H240ZM249 76H250V78H251V75H249ZM24 77H25V76H24ZM35 77H36V80H37V78H38L39 76H35ZM73 77H74V76H73ZM79 77H80V76H79ZM81 77H84V76H81ZM88 77H89V76H88ZM93 77H94V76H93ZM98 77H100V76H98ZM128 77H129V80H130V79H131L130 76H128ZM132 77H133V76H132ZM140 77L143 78V76H139V78H140ZM144 77H145V76H144ZM165 77H163V78H165ZM193 77H194V75H193ZM205 77H204V78H205ZM231 77H232V76H231ZM238 77H239V75H238ZM242 77H243V76H242ZM242 77H241V78H242ZM32 78H33V77H32ZM32 78H31V79H32ZM41 78H42V77H41ZM53 78H54V77H53ZM60 78H61V77H60ZM71 78H72V77H71ZM74 78H75V77H74ZM84 78H85V77H84ZM84 78H83V79H84ZM91 78H92V77H90V79H91ZM100 78H101V77H100ZM102 78H103V77H102ZM142 78H141V79H142ZM155 78H156V77H155ZM184 78H185V77H184ZM198 78H197V79H198ZM223 78H224L227 82H226ZM241 78H239V79L241 80ZM243 78H244V77H243ZM243 78H242V79H243ZM250 78H249V79H250ZM6 79H8V78H6ZM27 79H28V78H27ZM55 79H54V80H55ZM64 79H65V77H64ZM67 79H69V78H67ZM67 79H65V80L67 81ZM77 79H78V78H77ZM77 79H75L74 81H76ZM90 79H88V80L90 81ZM96 79H97V78H96ZM125 79H126V78H125ZM147 79H148V77H147ZM158 79H159V78H158ZM158 79H156V80L158 81ZM173 79H170V81L173 80ZM177 79L180 80L179 75H178V78H177ZM177 79H176V80H177ZM181 79H183V78H181ZM191 79H195V78H191ZM201 79H202V78H201ZM201 79H200V80H201ZM229 79H230V78H229ZM234 79H235V78H234ZM245 79H246V76H245ZM4 80H5V79H4ZM12 80H13V81H12ZM48 80L51 81V79H48ZM60 80H61V82L63 81V79H60ZM65 80L63 81V84H64V82L66 83ZM69 80H70V79H69ZM78 80H79V79H78ZM85 80H86V78H85ZM92 80L94 81L95 78H93ZM127 80H128V79H127ZM145 80H146V77H145ZM148 80L151 81V80H152V77H151V79L149 78ZM148 80H146V82H147V86H148V84H149ZM154 80H155V79H154ZM176 80L173 81V82H175V84L173 83V85H174L175 87H176ZM184 80H185V83H186V79H184ZM188 80H189V79H188ZM206 80H207V79H206ZM211 80H212V79H210L209 81H211ZM230 80H231V79H230ZM236 80H237V76H236ZM236 80H235V81H236ZM0 81H1V80H0ZM33 81H34V80H33ZM38 81H40V77L38 78ZM41 81H42V80H41ZM41 81H40V82H41ZM46 81H47V80H46ZM46 81H45V83H46ZM50 81H47V82H50ZM55 81L58 82V80H55ZM55 81H54V82H55ZM82 81H83V80H82ZM89 81L86 80L85 82L88 83ZM93 81H92V82L90 81L91 84H90V83L87 84L88 86L85 85L86 83L84 84V82H81V83H83V84H82L83 86L85 85V86H87V88L90 87L89 89H93V87H95ZM98 81L102 82L101 80H98ZM104 81H105V80H104ZM104 81H103V82H104ZM134 81H135V80H134ZM143 81H144V79H143L142 81H139V82H143ZM165 81H166V80H165ZM165 81H164V82H165ZM170 81H169V82H170ZM201 81H202V80H201ZM201 81H200V82H201ZM231 81H232V80H231ZM235 81H234V83H235ZM237 81H238V80H237ZM248 81H249V80H248ZM250 81H251V80H250ZM6 82H7V81H6ZM26 82H27V81H26ZM43 82H44V80H43ZM52 82H53V81H52ZM59 82H60V81H59ZM94 82H95V81H94ZM100 82H99V83H100ZM105 82H106V81H105ZM105 82H104V83H105ZM131 82H132V81H131ZM144 82H145V81H144ZM152 82H153V81H151V83H152ZM155 82H156V81H155ZM155 82H154V83H155ZM159 82H160V81H159ZM169 82H168V83H169ZM180 82L183 83V81H180ZM180 82H179V83H180ZM252 82H253V81H252ZM29 83H31V82L28 81V84H29ZM34 83H35V81H34ZM34 83H32V84H34ZM45 83H44V84H45ZM67 83H68V82H67ZM67 83H66V85H64L63 87H65V86L68 87ZM70 83H71V81H70ZM70 83H68V84H70ZM76 83H77V85H74L75 87L72 85V84H74L73 82L71 83V86L74 87V88H77V86H79L80 88L83 87V86L81 87V84L78 83V81L75 82V84H76ZM104 83H102V84H103V87H104V85H105L107 82H106L105 84H104ZM151 83H150V84H151ZM165 83L168 84L167 81H166ZM195 83H196V82H195ZM207 83H208V82H207ZM234 83H233V84H234ZM238 83H239V82H238ZM245 83H246V82H245ZM245 83L243 82V86H244ZM253 83H254V82H253ZM3 84H5V83H3ZM17 84H19V83H17ZM41 84H42V83H41ZM51 84H52V86H53V83H51ZM58 84H59V86H60V83H58ZM61 84H62V83H61ZM63 84H62V85H63ZM78 84H79V85H78ZM97 84H98V83H97ZM100 84H101V83H100ZM100 84H99V85H100ZM121 84H122V83H121ZM150 84H149V85H150ZM160 84H161V83H160ZM169 84H170V83H169ZM169 84H168V87H169ZM180 84H181V83H180ZM180 84L178 85V87L180 86ZM191 84H192V83H191ZM191 84H189V82H187L186 85H185L184 83L181 84V85H182V86L185 85V86H186L185 88H187V87H188L189 85H191ZM200 84H201V83H200ZM205 84H206V83H205ZM209 84H210V82H209ZM209 84H207V85H205V86H208ZM231 84H232V83H230V86L233 87V84H232V85H231ZM256 84H255V85H256ZM0 85H1V82H0ZM5 85H6V84H5ZM39 85H40V83H39ZM47 85H48V84H47ZM89 85H91V86H89ZM93 85H94V86H93ZM143 85H144V84H143ZM143 85H142V86L138 85V86H136V87H137V88L139 87V89H140L141 87H143V88L145 87V88H146V86H143ZM151 85H154V84L152 83ZM155 85H156V84H155ZM157 85H158V84H157ZM202 85H203L202 87L205 88V86H204V82H203ZM250 85H251V84H250ZM250 85H249V86H250ZM253 85H254V84H253ZM255 85H254V87H255ZM37 86H38V85H35V88H37L38 90H39L40 87L42 88L43 86H44V88H45L44 90L47 89L46 91H49V90L51 89L50 87L46 88L45 85H43V86L40 85V87H37ZM48 86H49V85H48ZM50 86H51V85H50ZM52 86H51V87H52ZM55 86H56V85H55ZM57 86H58V85H57ZM57 86H56V87H57ZM100 86H101V85H100ZM117 86H118V85H117ZM117 86H116V87H117ZM125 86H126V85H125ZM158 86H159V85H158ZM230 86H228V87L230 88ZM236 86L238 87V85H236ZM246 86H247V84H246ZM2 87H4V85H3ZM21 87H22V86H21ZM21 87H20V88H21ZM63 87H59V88H61L62 90L59 89L58 92H59V91H63ZM67 87H65V88H67ZM79 87L77 88V89H78L77 91H79V89H80ZM91 87H92V88H91ZM96 87H97V86H96ZM123 87H124V86H123ZM123 87H122L121 89H123ZM148 87H149V86H148ZM154 87H155V86H154ZM161 87H165V86H161ZM168 87H167V88H168ZM183 87H184V86H183ZM189 87H190V88H194V86H192V85L189 86ZM198 87H199V85L197 86V88H198ZM202 87H200V88H202ZM211 87H212V85H211ZM211 87H210V88H211ZM241 87H242V86H241ZM244 87H245V86H244ZM41 88H40V89H41ZM49 88H50V89H49ZM57 88H58V87H57ZM65 88H64V92H65L66 90H70V91H71V89H68V88L65 89ZM83 88H84V87H83ZM104 88H105V89H106V88L108 89L107 85H106ZM104 88H103V89H104ZM124 88H125V87H124ZM130 88L132 89L133 87H130ZM137 88H134V89L137 90ZM157 88H158V87H157ZM172 88H173V86H172ZM180 88H181V87H180ZM190 88H187V89H190ZM204 88H203L202 91H204ZM208 88H209V86H208ZM210 88H209V89H210ZM238 88H239V87H238ZM238 88H237V89H238ZM242 88H243V87H242ZM245 88H246V87H245ZM245 88H244V89H245ZM247 88H248V87H247ZM249 88H251V87H249ZM252 88H253V87H252ZM5 89H6V87L3 89V91H5ZM9 89H10V88H9ZM13 89H12V91L14 92ZM31 89H32V88H31ZM48 89H49V90H48ZM97 89H100V88H97ZM97 89H96V90H97ZM101 89H102V88H101ZM103 89H102V90H103ZM107 89H106V90H107ZM109 89H113V88H109ZM116 89H118V88H116ZM131 89H129V90H128V89H125V91L128 90L127 92H129ZM139 89H138V90H139ZM178 89H179V88H178ZM198 89H199V88H198ZM206 89H207V88H206ZM206 89H205V90H206ZM231 89H232V88H231ZM231 89H230V90H231ZM233 89L235 90V88H233ZM244 89H243V90H244ZM256 89L254 88V90H256ZM1 90H2V89L0 88V91H1ZM6 90H7V89H6ZM17 90H20V89L17 88ZM17 90L15 89L16 92H14V93H16V95L10 90V92L13 93V94H11V98H9V97H10L9 95L7 96V97L9 98L10 101L8 100V98L5 99V98H2V96L0 97V98H2V100H5V101H6L4 104H1V103H0V105H1V107H0V264H64L65 261H67L66 264H67V263L71 264L72 262L70 263V261H72V259H74V257H73V258L71 257V258H72L71 260H70V258H69V262H68V259L66 260V258H65L66 255H65V256H62V255H64V254H66V253H65V250H64L63 248H61L60 246H57V247H56V246L54 245L55 247H54V249H52V251H51L50 248L53 247V246H51L50 248L47 247V245H49V242H51V240L53 241V239H51L52 235H51V233H50V231L52 230V225H51L50 222H51L52 220H51L50 218H47V215H45L44 212L42 211L43 208H40V207H41V204L43 205V203L39 204V203H38V202H39V199H38V198H37L38 200H37V199H34V200H33V199H32L33 197H31V195H29V194L26 192L27 190H25V188H26L25 184H27V181L29 182V180H26V181H25V179H22V180H24V181H22L21 179L18 178V175H19V177H20V175H22V173H21L20 170H25V171L28 170L26 173H25V172H24V173L27 174V175H29V174L31 173V170L33 169V170H32V175H31V179H33V180L36 179V180H35L36 182L33 181V180H32V182H35L36 185H38L39 187H42L43 183H44V184H46V183L43 182V181H44L43 179H42L43 181H41V180H40L41 177H38V175H39V174H40V176L44 175V177H47V176L50 175V176L48 177V178H50L51 175H52V174L50 173V171L48 170V169L50 168V166H51V167L54 166V169H55V167H57L58 164H60L62 167H63V165H64V164H62L63 161H62V158H61V157H60V158H61V161H62V162L60 161L61 163L58 162V164H57V163L55 164L56 160L58 161L57 156L59 157V155H61V154L57 155L58 153L56 154L57 156L55 155V156H56V160H55V158H54V160H55L54 162H53V161H48V159H51L50 157H53V156H54V154L51 156V154H52V153H50V149H51V147L53 148L54 144H56V143L60 146V145H61L60 142L63 143V141H64V144L66 145V147H67L68 149H69L71 146H73V148L71 147L72 150H73L74 148H76V149L78 148V149L81 150V151H79V152L76 153V158H77V157H78V156H77L78 153L81 152V158L79 157L78 160H76L77 163H74V166L77 164V165H76V168H74V166H72V164L70 163V161H72V160H70L72 157L69 158V160H67L68 158L65 159V160H66V163L64 162L65 165H64V168H63V169H65L66 166H67L66 169L69 168V166L67 165V162H68L69 164H71L70 168H69L68 170H65V172H66V171H68V172L71 171V173H68V174H66L65 176L67 177V175H69L68 177H70V176H71L70 174H72L74 171H76L77 168H79V170L77 169V171L80 172V174H79V173H78V174H79V175H83V172H82L83 170H82V169H84V170L87 171V169L85 168V167L87 166V168H88V174L84 171V174L87 175V177H90V178H91V175H94V176H97V177H98V176L101 177V179H102L104 182H99L100 184L97 183L99 187H98L97 184L94 183V182H93V183L96 184V186L93 185V183H92V181H90V179H87V180L85 179L84 181H80L79 183H80V184H81V183L83 184L85 181H86L87 183L90 181L91 183H90V182H89V183L91 184V188L94 189V187H95L94 190H97V189L99 188V190H100V189H103L102 192H103V191H105V192L107 191L108 193H107V192H106V193L109 194V195H107V194L104 192L105 194L102 195V197L104 196V198H105V196H106V197L109 196L110 200H109L108 197H107V198L105 199V200H106V203H102V202H103V201H102V202H101V203H102L101 205H103V204H106V205H107V201L109 200L108 203H110V205H107V206H106V207H107V210H108V209H111V207H110L111 205H112L113 207L116 205L114 199L117 198L119 192H121V193L123 192V194H124V193H127L126 191L128 190V193H127V194H129V191H130V192H134V193H136V194H135L136 196L133 194L135 197L138 198L137 195H139V198H140V197L144 198L143 196L145 195V193H144V195L141 194L142 196H140V193H141L142 191L145 192V190H146V189L143 188L144 185H143V186H142V185L140 186L139 184H136V183H137L139 180H140V182H141L142 177H145V176H143V173H142V172H145L144 174H146V170L144 171V169H142V165H141L140 170H139V169H137V170L135 169V168L137 167V165H135V166H136L135 168H133V167H134V162H136V163L139 162V164H141V163H140V162L142 161V157H140L141 155H142V156H146V155L141 154L142 151L139 152L140 149H143V150H144V148H145V146H146V148H145L146 150H144V152L147 151L148 154H149L150 156L152 155V154L149 153V151H150L151 153H153V151H154V150L152 151V150H151V147H150V145L152 146V144H153L152 142H153V141H151V138H148L149 140H147V136H148V134L151 135V133H153V132H152V131H148V130H149V129H148L149 125L146 126L147 129L144 128L145 126L143 125V126H142V127H143V129H142L143 132H142V131H140V132H142V134L144 133L143 135L146 136V138H144V137H142V138L146 139V142H147V141H149V142L151 141V142L146 144V142H145L144 140L142 141V139L138 137L139 135H138L137 137H136V135H135L134 137H136L135 139L137 140V144H141V142L139 143V141L141 140V141L143 142V143H142L143 145L141 144V145H139V146H136V142H135L134 147H130V146H128V145H130V141L128 142V143H129L128 145H127V143H125V141H124V139H127V138L124 136V135L126 134L125 131L127 130V133L129 132V134H128L129 137L133 134V133H131V135H130V132H131V128H130V127H131V125H134V126L136 125V126H137V124H134V121H135L134 119H136L135 116H138V114L134 116V113H132L133 110H134V112H135V109H133V107L130 106L131 104L129 105L130 108H126L127 110H128V109H131V111H130L131 113L128 112L129 110L127 111V112H128V113H127L124 109H122V110H124L125 112H124V111H120L121 114L116 113L117 116H118V115H119V116L122 115V116H123V119H121L120 117H119V118L116 117V114L114 113V114H115V117H114L115 119H113L112 121H115V120H116V123L110 121L109 124H111L113 127L115 126V128H113L112 126H110L108 123H105L106 121L104 120V117L107 115V113H108L109 111L107 110V112H106V110H103V109H101V111L97 110V113H96V114H93V112H91L92 115H90L89 118H87V117L84 116V120H85V121H83L82 123H80L81 121L79 120V121H78V124H79L80 126L77 124V125L75 126V127L77 128V130H75V127H74L73 130L71 129L72 132L75 133V134L72 133L73 135L70 133L71 136H69V135L67 136V135H66L67 132L69 133V131H68L69 129H68V126H66V124H63L65 127H62L63 125H62L61 123H59V124H61L62 126H61V125H58V124H57L58 127H57V125L55 126L56 132L54 131V133H55L56 135H54V136H52V135H51V136H48V135H47V136H48V137H47V142H45L47 145H48V143H51L53 146H50V149H49V147H48L49 145L46 146V144H44V143L42 142V144H44L46 147H48L47 150H46V147L44 146L43 148H45V152H42V151H41L42 153L40 154V152H39L40 150H39V151H36V152H38V154H40V157H41V160H40V161H41V163H40V162H38V163L42 165V167H43L42 169L39 168V166H41V165L35 163L36 161H38V159H37L36 161H34V160H35V157H34L33 160L31 159L34 155L37 154L36 152H35V154H33V156H32V155L29 156V158L32 156V157L30 158V159L32 160V162L30 161V159L27 158V160H29V164H28V165H30V166L27 165V168H26V166L23 167L24 165H21V167H20V166L17 167L16 164H18L19 161L22 160V159H21V155H23V154H20L19 152H17V151H18V148H19V143L16 142V141L18 140V138H17V140H16V136H18V134L20 133V132L18 133V131H21V130H22V129L20 130V129L18 128V125H20L19 127H21V126H22V123H23V121H22V123L18 122V121H19V118H20V115H21V114H20V111H21L20 109L22 108V107L20 108V106H21L23 103L19 105V104L16 102V100H15V98H17V96H18V92H17ZM22 90H23V88H22ZM51 90H52V89H51ZM53 90H55L54 87H53ZM53 90H52V91H53ZM56 90H57V89H56ZM86 90L89 91V92H93V91H94V90H93V91H90V90H88V89H86ZM96 90H95V91H96ZM138 90H137V91H138ZM146 90L149 91L150 89H146ZM155 90H156V89H155ZM157 90H158V89H157ZM160 90H161V89H160ZM163 90H164V89H163ZM166 90H168V89H166ZM169 90L171 91V89H169ZM181 90H182V89H181ZM191 90H193V89H191ZM199 90L201 91V89H199ZM211 90H212V89H211ZM241 90H242V89H240V91H241ZM243 90H242V91H243ZM254 90L251 89L250 91H254ZM259 90H260V92L262 93V95L259 93ZM7 91H8V90H7ZM27 91H28V90H27ZM29 91H30V88H29ZM32 91H33V89H32ZM35 91H37V90H35ZM40 91H41V90H40ZM111 91L113 92V90H111ZM114 91L116 92L117 90H114ZM123 91H124V90H123ZM137 91H136V92H137ZM142 91H143V90L141 89V91H139V92L142 93ZM153 91H154V90H153ZM187 91H188V90H187ZM195 91H197V90L195 89ZM200 91H199V92H200ZM206 91H207V90H206ZM5 92H6V91H5ZM20 92H21V90L19 91V94H20ZM43 92H45V91H43ZM43 92H42V93H43ZM73 92H75V91H73ZM81 92H82V90H81ZM134 92H135V91H134ZM134 92H133V93H134ZM149 92H150V95H151L152 93L154 94V92H151V90H150ZM155 92H156V91H155ZM157 92H158V91H157ZM166 92H167V91H166ZM172 92H175V94H177V91H176V90H175V91L172 90ZM172 92H171V93H172ZM185 92H186V90H185ZM185 92H183V93L181 92V93L184 94ZM192 92H193V91H192ZM207 92H208V91H207ZM217 92H218V91H217ZM217 92H215L216 95L219 94V93H217ZM234 92H235V91H234ZM245 92H246V93H245ZM248 92H249V89H248ZM256 92H254V93H256ZM22 93H24V95H25V91H23ZM22 93H21V95H19V97L22 96ZM37 93H38V96H40V95H39V92H37ZM50 93H51V92H50ZM70 93H72V91H71V92H69V91H68V92H65L66 97H67V96L70 97V96H69ZM86 93H87V92H85V94H86ZM104 93H106V91L103 92V94H104ZM108 93H110V92H108ZM118 93H119V92H118ZM120 93H122V90H121ZM161 93H162V96L164 97V95H163V91L159 93L160 96H161ZM179 93H180V92H179ZM179 93H178V94H179ZM181 93H180V94H181ZM186 93H187V92H186ZM189 93L191 94V92H189ZM193 93H194V94H193ZM193 93H192V95H193V97H195V94H196L197 92H196V93L193 92ZM228 93H229V95L232 94V92H231V93L228 92ZM228 93H227V96H229ZM235 93H236V92H235ZM235 93H233V94H235ZM244 93L247 94V90H244ZM244 93H243V94H244ZM6 94H7V92H6ZM47 94H48V93H47ZM52 94H53V93H52ZM52 94H51V95H52ZM54 94H56V93H54ZM79 94H80V93H79ZM85 94H84V95H85ZM115 94H117V93H115ZM127 94H128V93H127ZM153 94H152V95H153ZM156 94H157V93H156ZM159 94H158V95H159ZM172 94H173V93H172ZM178 94H177V95H178ZM182 94H181V95H182ZM199 94H200V95H199ZM199 94H197V95H198L199 97L201 96V98H202L203 95L201 94V92H200ZM203 94H204V93H203ZM206 94H207V96H208V93H206ZM221 94H222V93H220V95H221ZM237 94H238V91H237ZM243 94H240V93H239L240 96L242 95V96L245 97V95H243ZM249 94H250V92H249ZM258 94H259L260 96H258ZM26 95H27V94H26ZM36 95H37V94H36ZM36 95H33V97H34V103H36L35 100H36V99L38 100V98H39V97L35 98ZM45 95H46V94H45ZM82 95H83V94H82ZM88 95H89V93H87V95H85V98H84V97L82 98V96L79 97V100H80V99H83V101L81 100V101H82V102H81V104H82L81 107H84L83 104L86 106L87 103H88V102L86 101L87 103L85 104V102H84L85 100H84V99H86V100L88 99V101H89V105H90V103H91V100H90V99H91V98H93V99H95V100L98 98V97H97V98H94V97H93L94 95H92V94H90V95H92V97L90 98V97H87ZM101 95H102V94H101ZM101 95L99 94V96H101ZM106 95H109V94H106ZM110 95H112V94H110ZM124 95L126 96V94H124ZM128 95H129V94H128ZM135 95H136V94H135ZM142 95H143V94H142ZM152 95H151L150 97H153ZM169 95H170V94H169ZM173 95H174V94H173ZM173 95H172V96H173ZM185 95H187V94H185ZM210 95H211V94H210ZM253 95H254V94H253ZM253 95L251 94V97H249V96L247 95V96H248V98H246V99H247V102H248V99H249V98L253 99V98H252ZM5 96H6V95H5ZM13 96H16V97H13ZM48 96H49V95H48ZM55 96H56V95H55ZM72 96H73V94H72ZM78 96H80V95H78V93H77V94H76V99H78ZM114 96H116V95H114V92H113V96H112V98H113ZM118 96H119V95H118ZM120 96H121V95H120ZM136 96H138V95H136ZM144 96H146L145 93H144ZM160 96H158V97H160ZM172 96H171V97H172ZM212 96H213V95H212ZM231 96H232V95H230L229 97H231ZM234 96H235V95H233V97H234ZM236 96H237V95H236ZM247 96H246V97H247ZM30 97H31V96H30ZM33 97H32V99L30 98V100H33ZM42 97H43V95L41 96V98H42ZM66 97H65V98H66ZM74 97H75V95H74ZM95 97H96V96H95ZM122 97H123V95H122ZM126 97H127V96H126ZM141 97H142V96H141ZM148 97H149V95H148ZM154 97H155V95H154ZM163 97H161V98H162V99H161L162 101H164V100H163ZM189 97H190V95H189ZM199 97H198V98H199ZM213 97H216V96H213ZM218 97H219L218 99H221L220 97H223V96L221 95V96H218ZM224 97L227 98L226 95H225ZM238 97H239V96H238ZM253 97H254V96H253ZM256 97H254V98H256ZM21 98H22V97H21ZM26 98H27V97H26ZM46 98H49V97L46 96ZM46 98L44 97V100H45ZM100 98H101V97H100ZM108 98H109V97H105L104 99H108ZM114 98H115V97H114ZM117 98H118V97L116 96V99H117ZM138 98H140V97H138ZM138 98H136V99L133 98L135 101L138 100L137 103H135L136 105H134V106H138V105H139V107H142V106L140 105V103H141L143 100L140 102L139 100H141V98H140V99H138ZM142 98H143V97H142ZM146 98H147V97H146ZM176 98H177V96H176ZM178 98H179V96H178ZM178 98H177V99H178ZM198 98H197V99H198ZM204 98H205V100H206V97H205V96H204ZM207 98H210V97L208 96ZM225 98H222V100L225 99ZM23 99H25V97H24ZM39 99H40V98H39ZM50 99H51V98H50ZM56 99H57V97H56ZM56 99H55V101H56ZM62 99H64V98H62ZM70 99H71V98H70ZM70 99H69V100H70ZM76 99H75V98L73 99V100H75L74 102H77ZM98 99H99V98H98ZM102 99H103V98H102ZM104 99H103V100H104ZM109 99H110V98H109ZM124 99H125V98H124ZM168 99H171V98H167V100H168ZM193 99H194V98H193ZM197 99L195 98L194 100H197ZM227 99H228V98H227ZM230 99H231V98H230ZM230 99H228V100H230ZM236 99H239V98H236ZM240 99H241V98H240ZM244 99H245V98H244ZM246 99H245V100H246ZM14 100H15V102H14ZM41 100L43 101V99H41ZM52 100H53V99H52ZM57 100H58V99H57ZM65 100H67V98H66ZM69 100H67V101L69 102ZM110 100H111V99H110ZM110 100H109V101H110ZM157 100H158V99H157ZM171 100H172V99H171ZM171 100H170V101H171ZM184 100H186V99H184ZM205 100H204V101H205ZM208 100H209V99H208ZM208 100H207V101H208ZM210 100H211V98H210ZM214 100H215V99H212L211 101H214ZM233 100H234V99H233ZM249 100H250V99H249ZM17 101H19V98H18ZM21 101H24V100L21 99ZM38 101H39V100H38ZM50 101H51V100H50ZM50 101H49V102H50ZM61 101H62V100H60L59 104L61 103ZM67 101H65V102H67ZM105 101H106V100H105ZM107 101H108V100H107ZM113 101L116 102L117 100H114V99H113ZM125 101H129V100H126V99H125V100L123 101L124 103H127V102H125ZM146 101H148V100H146ZM149 101H150V99H149ZM158 101H160V100H158ZM170 101L168 100V102H170ZM198 101H200V100L198 99ZM223 101H224V100H223ZM241 101L244 102V100H241ZM253 101H254V100H253ZM0 102H3V101H0ZM27 102H28V103L30 102L29 99H28V101H26V103H27ZM62 102H64V101H62ZM68 102H67V103H68ZM83 102H84V103H83ZM92 102H93V104H94V100H92ZM110 102H111V101H110ZM115 102H113V103H115ZM139 102H140V103H139ZM152 102H153V100H152ZM155 102H157V101H154V103H155ZM172 102H173V101H172ZM180 102H182V101H180ZM189 102H190V101H189ZM192 102H193V101H192ZM208 102H210V101H208ZM208 102H207L205 105H207ZM224 102H225V101H224ZM224 102H223V103H224ZM236 102H237V101H236ZM243 102H242V103H243ZM245 102H246V101H245ZM245 102H244V103H245ZM247 102H246V103H247ZM250 102H251V101H250ZM16 103L19 105V109L17 108L18 106H17ZM28 103H27V104H28ZM30 103H31V102H30ZM32 103H33V101H32ZM56 103H57V101H56ZM69 103H70V104H69V106H70L72 102H69ZM96 103H97V102H96ZM101 103H102V102H101ZM101 103H100V100H99V104H100V106H101ZM111 103H112V102H111ZM117 103L119 104V102H117ZM120 103H121V100H120ZM133 103H134V102H133ZM138 103H139V104H138ZM144 103H146V102L143 101V104H144ZM149 103H150V102H149ZM149 103H148V105H149ZM158 103H159V102H158ZM158 103H157L156 105H160V106H161L162 102H160L161 104H160V103L158 104ZM174 103L176 104V102H174ZM177 103H178V102H177ZM186 103H187V102H186ZM213 103H214V102H213ZM216 103H217V101L215 100V105H218V104H216ZM218 103H219V102H218ZM234 103H235V101H234ZM234 103L232 104V102H231V104H230V102H229V104L231 105V106H230V107H231V108H230L231 110H232V106H233V105L235 106V105H237V104H241V103H237V104H234ZM246 103H245V104H246ZM248 103H249V102H248ZM251 103H252V102H251ZM254 103H255V102H253V104H254ZM5 104H6V107L4 106ZM37 104H38V103H37ZM42 104H43V103H42ZM63 104H64V103H63ZM77 104H78V105H77ZM77 104L74 103V104H72V105H73V106H74V105H77V106L80 108V101L77 102ZM99 104H97V105L99 106ZM106 104H108V103L106 102ZM106 104H103V105L105 106ZM127 104H128V103H127ZM127 104H123V105H126V106H127ZM151 104H152V103H151ZM179 104H180L179 106H178V105H176V106L174 105L175 107H174V106L172 107V109L175 110L174 112H176V114H178V111L180 112L181 109H182V112H183V113L186 112L185 110H186L187 108H186V107H183V108H184V110H183V108H181V106H182L181 103H179ZM189 104H190V103H189ZM189 104H188V105H189ZM210 104H211V103H210ZM229 104H228V105H229ZM245 104H243L242 106H239V107L242 108ZM24 105H25V104H24ZM24 105H22V106H24ZM29 105H30V104H29ZM34 105H35V106H34ZM34 105H32L31 108L34 106V108L37 109L38 107L36 106V104H34ZM39 105H40V104H39ZM47 105H48V102H47ZM53 105H54V102H53ZM53 105H51V107H52ZM94 105H95V104H94ZM120 105H121V104H120ZM120 105H119V106H120ZM123 105H121L122 108L125 107V106L123 107ZM146 105H147V104H146ZM164 105H165V104H164ZM164 105L162 104V107H161V108H163ZM166 105H167V104H166ZM166 105H165V106H166ZM213 105H214V104H212V106H210V108H211V107H214ZM247 105H248V104H247ZM249 105H250V104H249ZM249 105H248V106H249ZM2 106H3V107H2ZM26 106H27V105H26ZM41 106H42V105H41ZM44 106H45V105H43V107H44ZM48 106H49V105H48ZM114 106H115V105H114ZM119 106H117V107L119 108ZM121 106H120V109H121ZM129 106H128V107H129ZM143 106H144V105H143ZM154 106H155V105H154ZM167 106H168V105H167ZM170 106H171V103H170ZM195 106H197V105L194 104V105L192 106V109H193V107H195ZM202 106H203V105H201V106H199V107H202ZM218 106H220V105H218ZM218 106H216V107H218ZM36 107H37V108H36ZM39 107H40V106H39ZM53 107H54V106H53ZM58 107H59V106H58ZM75 107H76V106H75ZM102 107H103V106H102ZM131 107H132V108H131ZM144 107H146V106H144ZM144 107H143V108H144ZM156 107H158V106H156ZM156 107H154V109H155ZM190 107H191V106H190ZM199 107H198V108H199ZM206 107H209V104H208ZM216 107H215V108H216ZM236 107L239 108L238 105L235 106L234 108H236ZM251 107H253V106H251ZM261 107H262V106H261ZM263 107H264V105H263ZM34 108H33V109H34ZM62 108L64 109L65 107H62ZM66 108H68V107L66 106ZM66 108H65V111H67ZM70 108H71V107H70ZM72 108H73V107H72ZM94 108H95V106H94ZM94 108H91L90 110H89V108H88L87 111L90 112V111L93 110ZM99 108H100V107H99ZM110 108H111V107H110ZM112 108H113V107H112ZM118 108H117V109H118ZM135 108H136V107H135ZM146 108H148V107H146ZM146 108H145V109H146ZM158 108H159V107H158ZM164 108H165V107H164ZM174 108H175V109H174ZM185 108H186V109H185ZM204 108H205V107H203V109L201 108V109H202L201 111H202L203 113H204V112L206 113L205 110H206L207 108H205V110H204ZM218 108H219V107H218ZM254 108H255V107H254ZM40 109H41V107H40ZM47 109H48V107H47ZM55 109H58V108H56V105H55L54 111L51 110L50 113H52V111L55 112ZM83 109H84V108H83ZM85 109H86V108H85ZM96 109H97V108H96ZM117 109H116V111H117ZM137 109H139V108H137ZM148 109H149V108H148ZM165 109H166V108H165ZM172 109L170 108V111H166L167 113H166V112H163V110L160 111V112H163V115H164V116H168L167 119H170V117H171V119L174 118V120H176V118H177L178 116L181 117L180 114H179V115H176V114L173 112ZM190 109H191V108H190ZM195 109H197V108H195ZM212 109H213V108H212ZM212 109H211L210 111H212ZM216 109H217V108H216ZM216 109H215V110H216ZM223 109H225V107H224ZM228 109H229V108H227L225 111H227ZM245 109H247V108L245 107ZM249 109L251 110V108H248V110H249ZM260 109H261V108H260ZM260 109H259V110H260ZM19 110H20V111H19ZM29 110H30V109H29ZM43 110H44V109H43ZM43 110H42L41 116L43 115ZM71 110H72V109H71ZM73 110H74V109H73ZM78 110H79V109H77L76 111H78ZM109 110H110V109H109ZM142 110H143V109H142ZM150 110H151V108H150ZM171 110H172V111H171ZM198 110H200V108H199ZM203 110H204V111H203ZM215 110H214L215 113H214V112H213V113L216 114V117H217V114H218L220 111H219L218 113H216ZM217 110H220V109H217ZM231 110H229L227 113H226L224 110H222L225 114H222V112L220 113L221 115H223V116L225 115V116L227 117V119L225 118V119L227 120V121L225 120L226 123H228V124L230 123V125L232 124V125H233L232 127H234V128L232 129V128H230V126L227 125V126H228V127H227V126L225 125V126L227 127L226 130L232 129L233 131H232L231 133H234V136L237 135V136L240 137V136L242 135V136L244 137L246 134L242 132L243 130H242V128H241V125H238L241 121H239V123L237 122V124H234L236 121H238V119L236 118V119H237V120H236V119L233 118V117H235V115H237V117L240 118V120H241V117H243V115L245 114L244 111H246V110L241 109V110H242V111H241L240 108H239V110H236V109H235V111H236L235 113H236V114H234V113L231 114ZM252 110H254V109H252ZM252 110H251V111H252ZM263 110H264V108H263ZM31 111H32V113H33V110H31ZM44 111H47V110H44ZM57 111H58V110H57ZM63 111H64V110L59 111V113L62 112V115H63ZM84 111H85V110H84ZM116 111L114 110L113 112H116ZM140 111H141V110H140ZM140 111H139V112H140ZM156 111H157V109H156ZM158 111H159V110H158ZM195 111H197V110H194V112H195ZM207 111H208V109H207ZM238 111H239V113H240V111H241V113H242V114H241V117H239V115H238L239 113H237ZM254 111H255V110H254ZM27 112H28V111H27ZM27 112H26V113H27ZM37 112H38V111H37ZM39 112H40V111H39ZM48 112H49V111H48ZM69 112H70V111H69ZM69 112L67 111V113H69ZM74 112H75V110H74ZM89 112H86V114L89 113ZM101 112H102V113H101ZM113 112H112V113H113ZM118 112H119V111H118ZM122 112H124V113H123L124 115L122 114ZM149 112H150V111H149ZM169 112H170L171 114H170ZM187 112H188V110H187ZM192 112H193V110H192ZM192 112H191V113H192ZM202 112H201V115H200L199 113H196V114H199L198 116H201V118H202ZM208 112H209V111H208ZM229 112H230V115H231L230 117H232L233 119H232V118L230 119V117L227 116V115H229ZM243 112H244V113H243ZM246 112H247V111H246ZM249 112H250V111H249ZM263 112H264V111L261 110V113H262V114L259 113V115L257 114L256 116L261 117V116L263 115ZM24 113H25V112H24ZM29 113H30V111L28 112V114H26V116L29 115ZM105 113H106V115H105ZM142 113H144V112H142ZM150 113H152V112H150ZM158 113H159V112H158ZM165 113H166V114H165ZM168 113H169V114H168ZM172 113H174L176 117H174V114H172ZM183 113H181V114H183ZM250 113H252V112H250ZM250 113H249V116H250ZM254 113H255V112H254ZM35 114H36V110H35ZM37 114H38V113H37ZM37 114H36V117H38ZM39 114H40V113H39ZM54 114H57V113H54ZM70 114H71V113H70ZM70 114H69V115H70ZM78 114H79V113H78ZM125 114H126L127 116H125ZM139 114H140V113H139ZM144 114H146V113H144ZM144 114H142V117H145ZM167 114H168V115H167ZM207 114H208V113H207ZM207 114H205V115H207ZM209 114H210V113H209ZM220 114H219V115H220ZM247 114H248V113L245 114V115H246V118H245V115H244V118H245V119L243 118V123H244V125L247 124V123H245L244 121L247 122V120H248L247 118H249V117H247V116H248ZM33 115H34V113L32 114V116H33ZM62 115H61V116H62ZM64 115H65V113H64ZM72 115H74V114H71L70 116H72ZM75 115H77V114H75ZM81 115H82V114H81ZM101 115H102V116H101ZM108 115H109V114H108ZM112 115H113V114H112ZM146 115H147V114H146ZM152 115H154V114L152 113ZM172 115H173V116H172ZM191 115H192V114H191ZM194 115H195V114H193L192 116H194ZM221 115L219 116V118L221 119L220 121H224L223 119H224L225 116H224V117L222 116V117H223V119H222V118H221ZM232 115H234V116H232ZM24 116H25V115H24ZM43 116L46 117V115H43ZM48 116H49V115H48ZM52 116H53V115H52ZM54 116H55V115H54ZM58 116H60V115H58ZM58 116H57V117H58ZM103 116H104V117H103ZM124 116H125V117H124ZM139 116H141V114H140ZM158 116H159V115H158ZM158 116H157V118H158ZM169 116H170V117H169ZM203 116H204V114H203ZM210 116L212 117V113H211ZM21 117H22V116H21ZM29 117H30V115H29ZM57 117H56V118H57ZM62 117H63V116H62ZM62 117H61V119H62ZM65 117H66V116H65ZM67 117H68V114H67ZM67 117H66V118H67ZM102 117H103V119H101ZM108 117H111V116H108ZM182 117H184V115H183ZM189 117H190V116H189ZM206 117L209 118V116H204L203 118H206ZM214 117H215V115H213V118H211V119H213L214 121H217L218 119H217V118H214ZM228 117H229V119H228ZM254 117H255V115H254ZM34 118H35V117H34ZM40 118H41V117H40ZM43 118H44V117H43ZM50 118H51V116H50ZM52 118H53V117H52ZM105 118H106V117H105ZM116 118L118 119L119 122H117V119H116ZM124 118H125V120H124ZM138 118H139V117H138ZM147 118H148V117H147ZM150 118H151V117H150ZM152 118H153V117H152ZM185 118H187V116H186ZM195 118H196V117H195ZM198 118L200 119V117H198ZM198 118H197V119H198ZM203 118H202V120H204ZM45 119H46V118H44V120H45ZM67 119H71V118H67ZM107 119H108V118H107ZM107 119H106V120H107ZM109 119H110V118H109ZM109 119H108V120H109ZM120 119L123 120V121H121ZM140 119H141V117H140ZM164 119H165V117H164ZM167 119H165V120H166V125H167ZM187 119H188V118H187ZM215 119H216V120H215ZM246 119H247V120H246ZM249 119H250V118H249ZM258 119H259V118H258ZM263 119H264V117L262 118V121H263ZM26 120H27V119H25V121H26ZM28 120H32V121H30V122L33 124L34 120H33L32 118H30V119H28ZM35 120H36V119H35ZM41 120H43V119H41ZM50 120H51V119H50ZM50 120H45V122H46V121H49V122H50ZM108 120H107V121H108ZM110 120H111V119H110ZM143 120H144V119H143ZM145 120H147V119H145ZM149 120H150V119H149ZM151 120H152V119H151ZM151 120H150V121H151ZM154 120H155V119H154ZM165 120H163V121H165ZM174 120H171V122H173ZM177 120H178V121H177ZM177 120H176L177 122H173V123L176 124V123H179V121L181 122V119L177 118ZM182 120H183V118H182ZM185 120H186V119H185ZM185 120H183V121H182L181 123H179V124H182L183 122H185ZM188 120L193 121L194 118H193V120H191V119H188ZM195 120H196V119H195ZM200 120H201V119H200ZM206 120H207L208 122L210 121V119H209V120L206 119ZM206 120H204V121H206ZM229 120H231L232 122L229 121ZM235 120H236V121H235ZM260 120H261V119H260ZM20 121H21V118H20ZM37 121H38V120H37ZM54 121H55V120H54ZM56 121H57V119H56ZM65 121H66V120H65ZM68 121H69V120H68ZM70 121H71V120H70ZM72 121H73V119H72ZM74 121H75V120H74ZM101 121H102V122H101ZM103 121H104V122H103ZM197 121H199V120H197ZM214 121L212 122L213 124H214ZM220 121H218L217 123L220 124ZM250 121H251V120H250ZM250 121H249V122H250ZM253 121H257V120L253 118V120H252L251 122L254 123ZM30 122L28 121V123H29V127H27L28 129H29L30 127L32 128V126H33V125H32V126L30 125ZM49 122H47L48 125L52 124L51 122H50V124H49ZM58 122H60V121H58ZM108 122H109V121H108ZM168 122H169V121H168ZM187 122H188V121H187ZM187 122H186V123H187ZM233 122H234V123H233ZM249 122H248V126H249V124H250ZM257 122H259V121H257ZM19 123H20V124H19ZM28 123L26 122V126L28 125ZM39 123H40V122H39ZM39 123H37V125H38ZM41 123H42V122H41ZM43 123H44V122H43ZM62 123H63V122H62ZM65 123H67V122H65ZM72 123L74 124V122H72ZM144 123L147 124V123H149V121H148V122H144ZM150 123H151V122H150ZM152 123H153V122H152ZM154 123H156V122L154 121ZM173 123H172V125H171L172 127H170V123H168L170 128L167 129V128H166V125H165V127H164V126H161V128H162V127H163V128L160 129V130H161L162 133L164 132V134H166L165 132H167V133L169 132V133L172 134V135L175 134L174 137H177V138H176L177 140H176V139H173L174 137L171 138V140H170V137H169V140H170L171 142H172V139H173L174 142H172V143H173V145H174V144L180 143V142H179L180 140H179L178 138H181V137H179V136H180V135H179L180 133L178 134L179 136H177L176 132L174 133V131H172V130H175V131H176V129H178L177 127L182 128V130H183L185 127H187V124H190V122H188L187 124L185 123V126L182 124L184 127H183V126H178L179 124H176V125H175V124H173ZM194 123H195V122H194ZM194 123H193V125H192V123L189 125L190 128L187 127L188 129H191V133H190V134H191V135L193 134V136H192L193 139H194V137L196 136V135H194V132H195L196 130L198 131V129H197L198 127H196V124H194ZM196 123H199V122H196ZM205 123H206V122H205ZM205 123H203V124H205ZM210 123H211V121H210L208 124H210ZM212 123L210 124V126H213ZM243 123H242V124H243ZM252 123H251V124H252ZM259 123H260V122H259ZM261 123H262V122H261ZM263 123H264V122H263ZM55 124H56V123H55ZM55 124H54V125H55ZM116 124H118V125H117L118 127H121L122 125H124V127L122 126L121 129L118 128V130L120 129L121 131H123L124 134H123L122 132H120V130H119V131L116 130V129H117V128H116V127H117ZM121 124H122V125H121ZM156 124H157V123H156ZM156 124H155V125H156ZM201 124H202V123H201ZM223 124H225V123H223ZM223 124L221 123V125H223ZM255 124H256V122H255ZM23 125H25V122L23 123ZM41 125H42V124H40V126H41ZM43 125L46 126L45 124H43ZM48 125H47V126H48ZM52 125H53V124H52ZM54 125H53V126H54ZM67 125H68V124H67ZM107 125H108V127H107ZM160 125H161V124H160ZM162 125H163V124H162ZM205 125H207V124H205ZM205 125H204V127H206ZM214 125H215V124H214ZM236 125H237V126H236ZM244 125H243V126H244ZM259 125H261V124H259ZM50 126H51V125H50ZM59 126H60V127H59ZM102 126H103L104 128H103ZM125 126H126V129H125ZM128 126H130V127H129V128H130V131L127 129ZM138 126H139V125H138ZM153 126H154V124H153ZM157 126H158V125H157ZM157 126H156V127H157ZM167 126H168V125H167ZM192 126H193V127H196V128H195L194 130H192V129H193ZM215 126H216V125H215ZM223 126H224V125H223ZM223 126H222V127H223ZM235 126L237 127L236 130L239 129L238 132H239L240 134H241V133H243V134L240 135L239 133H237V131L234 130V129H235ZM239 126H240V127H239ZM243 126H242V127H243ZM248 126H247V127H248ZM252 126L255 127L254 125H252ZM252 126H251V127H252ZM257 126H258V124H257ZM257 126H256V127H257ZM35 127H36V125H35ZM61 127H62V128H61ZM66 127H67V128H66ZM78 127H79V128H78ZM109 127H110V129H109ZM150 127H152V126L150 125ZM150 127H149V128H150ZM159 127H160V126H159ZM207 127H208V125H207ZM218 127H219V125H218ZM226 127H225V128H226ZM238 127H239V128H238ZM245 127H246V125H245ZM258 127H259V126H258ZM258 127H257V129H258ZM261 127H263V125H262ZM33 128H34V127H33ZM37 128H38V127H37ZM41 128H42V126H41ZM100 128H101V129H100ZM112 128H113L114 130H113ZM154 128H155V127H154ZM154 128H153V129H154ZM214 128H216V127H214ZM219 128H220V127H219ZM223 128H224V127H223ZM223 128H221V129H223ZM228 128H229V129H228ZM240 128H241V129H240ZM263 128H264V127H263ZM263 128H260V129H263ZM39 129H40V127H39ZM53 129H54V128H53ZM53 129L51 128V130H53ZM65 129H66V130H65ZM106 129H107V130H106ZM108 129H109V130H108ZM123 129H125V130H123ZM135 129H136V128H135ZM144 129H145V130H144ZM153 129H151V130H153ZM163 129H164V130L166 129L167 131H164ZM201 129H202V128H201ZM206 129H207V128H206ZM206 129H205V130H206ZM210 129H212V128H210ZM216 129H218V128H216ZM249 129H250V128H249ZM253 129H254V128H253ZM257 129H256V131H255V130H251V131H255V132H257ZM32 130H33V129H32ZM35 130H36V129H35ZM45 130H46V132H47V127L45 128ZM45 130H43V131L45 132ZM48 130H49V127H48ZM100 130H101V131H100ZM102 130H105V131H102ZM111 130H112V131H111ZM133 130H134V127H133ZM138 130H139V129H138ZM138 130H137V131H138ZM154 130H156V128H155ZM168 130H169V131H168ZM178 130H181V129H178ZM182 130H181V131H182ZM185 130H186L187 134H188V131H190V130H187V129H185ZM199 130H200V128H199ZM205 130H204V131H205ZM223 130H224V129H223ZM245 130H246V129H245ZM245 130H244V132H246ZM258 130H259V129H258ZM263 130H264V129H263ZM263 130H262V131H263ZM22 131H23V130H22ZM33 131H34V130H33ZM40 131H41V129H40ZM65 131H66V132H65ZM145 131H146V133H148L147 135H145ZM157 131H158V130H157ZM197 131L195 132L196 134H197ZM206 131H209V130L207 129ZM206 131L204 132V134L206 133ZM210 131H212V132L215 134V132H216L217 130H216V131L210 130ZM240 131H241V132H240ZM259 131H260V130H259ZM24 132H26V131H24ZM36 132H37V130H36ZM50 132H52V134H53V131H50ZM106 132H107V134H106ZM132 132H133V131H132ZM184 132H185V131L183 130V134H181V136L186 137V136H184V135H185ZM201 132H202V131H200V133H201ZM224 132H226V131L224 130ZM248 132H249V131L246 132V133H247L246 136H248ZM260 132H261V131H260ZM260 132H259V134H260ZM21 133H22V132H21ZM27 133H28V132H27ZM29 133H31V132H29ZM34 133H35V132H34ZM47 133H48V132H47ZM65 133H66V134H65ZM104 133H105V134H104ZM121 133H122V134H121ZM159 133H160V132H159ZM162 133H161V134H162ZM200 133H198V134H200ZM207 133H209V132H207ZM207 133H206V136H205L203 133H202V134H203L204 137H208ZM213 133H212V134H213ZM217 133H218V132H216V134H217ZM220 133H222V131H220ZM231 133H230V134H231ZM22 134H23V133H22ZM36 134H38V133H36ZM36 134H35V135H36ZM41 134H43V132H41ZM48 134L50 135L51 133H48ZM135 134H136V133H135ZM137 134H139V132H138ZM187 134H186V135H187ZM190 134H188L189 137L191 136ZM214 134H213V135H214ZM226 134H227V133H225V134L223 133V134H221V135H222V136H225ZM228 134H229V133H228ZM261 134H262V133H261ZM19 135H20V134H19ZM24 135H25V137H26V134H24ZM27 135H30V134H27ZM38 135H39V134H38ZM38 135H37V136H38ZM105 135H106V137L108 138L106 141L102 139V138L105 137ZM126 135H127V134H126ZM167 135H168V134H166V136H167ZM200 135H201V134H200ZM218 135L220 136L219 133H218ZM251 135H252V133H251ZM255 135H256V134H255ZM31 136H32V135H31ZM41 136H42V135H41ZM41 136H38V140H39V137H41ZM43 136H45V135H43ZM103 136H104V137H103ZM156 136H158V135H156ZM214 136H215V135H214ZM222 136H221V138H222ZM246 136H245V137H246ZM249 136H250V135H249ZM20 137H21V136H19V138H20ZM32 137H33V139L35 138L34 141L37 142L36 137H35V136H32ZM49 137H50V138H49ZM123 137H124V139H123ZM140 137H141V136H140ZM212 137H213V136H212ZM216 137H217V136H216ZM216 137H214V139H215ZM227 137H228V135H227ZM243 137H242V138H243ZM255 137H256V136H255ZM255 137H253V140H254ZM28 138H29V137H28ZM30 138H31V137H30ZM48 138H49V139H48ZM130 138L132 139V137H130ZM208 138H209V137H208ZM208 138H207V139H208ZM219 138H220V137H219ZM229 138H230V136L228 137V139H227V138L225 139V137H224L223 139L227 142V141L230 140ZM237 138H238V137H237ZM22 139H23V138H22ZM22 139H21V140H22ZM25 139H27V138H24V140H25ZM41 139H43V138H41ZM161 139L163 140V137H162ZM183 139H184V138H183ZM183 139H181V140H183ZM197 139H199L198 135L195 137L194 142H195V144L198 143V144L200 145L201 142H203V140H200V142H197V141H199V140H197ZM200 139H201V138H200ZM202 139H203V138H202ZM214 139H211V136H210V138H209L208 140L211 141V140H214ZM216 139H217V138H216ZM223 139H222V140H223ZM232 139H233V136H232ZM243 139H244V138H243ZM248 139H249V138H248ZM248 139H247V141H249ZM44 140H46V137L44 138ZM65 140H66V141H65ZM136 140H133L132 142H134V141H136ZM155 140H156V139H155ZM164 140H165V139H164ZM166 140H167V139H166ZM175 140H176V142H175ZM178 140H179V141H178ZM195 140H197V141H195ZM208 140H207L206 142L204 141L205 143H203V144H204V145L207 144V146H208V143H207ZM261 140H263V139H261ZM19 141H20V140H19ZM22 141H23V140H22ZM27 141H30V140H29V139L26 140V143H27V145H28L29 142H27ZM31 141H33L32 138H31ZM40 141H42V140H40ZM67 141H68L69 143H67ZM158 141H159V139H157V144H158V145H159V144L161 145L160 141H159V142H158ZM170 141H169V142H170ZM177 141H178V142H177ZM185 141H186V140H183V141H182V142H184V143H183L184 145H185ZM190 141H191V140H190ZM233 141H236V142H233ZM233 141L230 140V142H232V144H233V143H234V144H235V143L237 144L238 141H239L238 144H240V143L242 142L240 139H239L238 141H237L236 139L233 140ZM256 141H257V140H256ZM256 141H255V142H256ZM263 141H264V140H263ZM23 142L25 143V141H23ZM23 142H22V143H23ZM53 142H54V143H53ZM55 142H56V143H55ZM58 142H59V143H58ZM165 142H166V141H165ZM187 142H189V140L186 141V143H187ZM192 142H193V141H192ZM214 142H215V141H214ZM221 142H223V141H221ZM245 142H246V141H245ZM249 142H251V140H250ZM22 143H21V144H22ZM24 143H23V144H24ZM26 143H25V144H26ZM33 143H35V142H33ZM37 143H38V142H37ZM37 143H36V145H37ZM151 143H152V144H151ZM154 143H155V141H154ZM210 143H211V145L213 144V142H210ZM210 143H209V144H210ZM252 143L255 145L254 142H252ZM256 143H257V142H256ZM23 144H22V145H23ZM29 144H31L30 147L33 145L32 143H29ZM38 144H39V143H38ZM42 144H40V147H41ZM148 144H150V145H148ZM166 144H168V143H166ZM190 144H192V143H190ZM190 144H189V145H190ZM223 144H224V142H223ZM238 144H237V145H238ZM249 144H250V145L246 144V145H247L246 148H249V147L251 146V143H249ZM253 144H252V145H253ZM67 145H69V146L71 145V146L68 147ZM132 145H133V144H132ZM132 145H131V146H132ZM153 145H154V144H153ZM158 145H157V146H158ZM160 145H159V146H160ZM162 145H164L163 142H162ZM162 145H161V146H162ZM173 145H172V146H173ZM199 145H198V146H199ZM204 145H203V146H204ZM211 145H210L211 148H210L209 146H208V147H209V148H208V147L205 145L206 148H207V150H209V149H210V150H213ZM219 145H222V143L219 144ZM237 145H232V146L236 147ZM242 145H243V143H242ZM256 145H257V144H256ZM55 146H56V145H55ZM62 146H63V144H62ZM111 146L116 147V148H114V149H116V151H115V150H111ZM135 146H136V147H135ZM140 146H142V148L139 149L138 147H140ZM143 146H144V147H143ZM147 146H148V147H147ZM159 146H158V147H159ZM172 146H171V148H174V149H175V150L173 149V151H174V152L176 151V152H175V154H176V153L178 152L177 150H179V149L181 148L180 146H182V145L179 146V149L176 148V147H177L176 145H175L176 147H175V146L172 147ZM185 146L188 147V145H185ZM185 146H184V148H185ZM216 146H217V145H216ZM224 146H226L225 148H227V149L229 150V152H231V153H229L230 155H231V154H233V155H237V154H239V153L242 154V152H240V151H239L238 153H237V151H236L237 154L233 153V152H234L233 149L229 148V146L227 145V143H226V145H224ZM224 146L222 145V148H223ZM227 146H228V147H227ZM239 146H240V145H239ZM243 146H245V145H243ZM243 146H240V148L243 149V148H242ZM248 146H249V147H248ZM262 146H263V145H262ZM262 146H261V147L259 146V148H256L257 150H255V149H254V150L259 152V151H260V148H262ZM36 147H37V146H36ZM153 147H154V146H153ZM166 147H167V148H168V147L170 148V146H166ZM166 147H165V148H166ZM199 147H200V146H199ZM199 147H198V148H199ZM252 147H253V146H251L250 148H252ZM254 147H256V146H254ZM254 147H253V148H254ZM263 147H264V146H263ZM20 148H21V147H20ZM23 148H25V146H24ZM23 148H21V149H23ZM34 148H35V146H34ZM54 148H56V147H54ZM59 148H60V147H58L57 149H59ZM147 148H148V149H147ZM159 148H160V147H159ZM195 148H196V147H195ZM201 148H202V147L199 148V152L197 151V153H198L199 156L196 154V151H193V150H192L193 148L191 149L193 152H191L190 154L193 153L192 155H194V156H196V157H200V161H198V160L196 159L197 162H201V160H202V159H201L202 156H200V154H201V152H203L202 150H204V149H203V148L201 149ZM216 148H217V147H216ZM225 148H223V151H225ZM237 148H238V147H237ZM244 148H245V147H244ZM253 148H252V149H253ZM16 149H17V150H16ZM32 149H33V148H32ZM35 149H36V148H35ZM38 149H41V148L38 147ZM63 149H64V150H63ZM68 149H65V147H63V148L61 147L60 150H63L62 153H66V152H67L66 154H69V155H70L71 153H69V152H70V151L72 152V150L69 149V151H67ZM112 149H113V147H112ZM135 149H136V150H135ZM156 149H157V148H156ZM160 149H162V148H160ZM163 149H164V148H163ZM176 149H177V150H176ZM182 149H183V148H182ZM188 149H190V148H188ZM217 149H220V151H221V147H219V148H217ZM227 149H226V153L228 152ZM230 149H231L232 151H231ZM252 149H251V150H252ZM258 149H259V150H258ZM23 150L25 151V149H23ZM27 150H28V148H27ZM52 150H53V149H52ZM110 150L113 151V153H112ZM157 150H158V149H157ZM157 150H156V152H157ZM164 150H165V149H164ZM164 150H161V152L164 151ZM168 150H169V149H168ZM185 150H186V149H185ZM195 150H196V149H195ZM197 150H198V149H197ZM235 150H236V148H235ZM249 150H250V149H249ZM249 150H248V151H249ZM251 150H250V151H251ZM261 150H262V149H261ZM43 151H44V150H43ZM65 151H66V152H65ZM158 151H159V150H158ZM165 151H166V150H165ZM170 151H171V150H170ZM170 151H169V152L167 151L168 153H165V152H164V154L167 155V154L170 153ZM179 151H183V150H179ZM200 151H201V152H200ZM218 151H219V150L216 151V149H215L214 152L217 153ZM223 151H222L221 153L223 154V156H225L226 154H225ZM241 151H244V150H241ZM246 151H247V149H246ZM246 151L244 152V154L246 153ZM255 151H254V152H255ZM262 151H263V150H262ZM32 152H33V151H32ZM73 152H74V153L76 152L75 149L73 150ZM73 152H72L71 155L74 154ZM144 152H142V153H144ZM147 152H146V153H147ZM159 152H160V151H159ZM159 152H158V153H159ZM184 152H185V151H184ZM184 152H181V153H179V154L177 153V154H178V155H180V154L182 155ZM194 152H195L196 155L194 154ZM210 152H212V154H211ZM251 152H252V151H251ZM251 152H249V153H251ZM254 152H253V153H254ZM22 153H23V151H22ZM28 153L30 154L31 152L28 151ZM115 153H116V154H115ZM154 153H155V152H154ZM154 153H153V154H154ZM158 153H157V154L155 153V155L158 156V157L156 156V161H155V160H154V161H151V160H150V161L153 163V166H152L151 162H149V160H148L149 164H151L150 166L153 168V169L151 168L152 174H153V170H155V172H157V173L155 174V172H154V175L157 176V174H159L158 176H162L161 179H164V178H166V176H169V178L167 177L168 179L166 178V181H169V179H172V178L170 177L171 174L174 175V173H170V172H169L170 170H172V169H171V168H172L171 165L174 163L173 160L176 159L177 162H179V160L182 158V156H180V157H181L180 159H179L178 156H177V158H178L179 160H178L177 158H175V159H173V160L171 161L170 159H172V157H171V158L169 157L170 154H169L168 156H166V155H158ZM171 153H172V152H171ZM186 153H187V151H186ZM186 153H185V154H186ZM199 153H200V154H199ZM207 153H208V152H206V153L203 152L202 155L205 156ZM253 153H252V154H253ZM255 153H257V152H255ZM263 153H264V152H263ZM18 154H19V155H18ZM24 154H26V153H24ZM29 154H28V155H29ZM66 154H65L64 157H67ZM148 154H147V155H148ZM159 154H160V153H159ZM172 154H173V153H172ZM172 154H171V156L174 157V155H172ZM177 154H176V155H177ZM185 154H183V157H184ZM188 154H189V152H188ZM190 154H189V155H190ZM222 154H221V155H222ZM224 154H225V155H224ZM229 154H228V155H229ZM246 154L248 155V153H246ZM246 154H245V155H246ZM257 154H258V153H257ZM28 155H27V156H28ZM69 155H68V157H69ZM139 155H140V156H139ZM149 155H148V157H150ZM209 155L212 157V158L210 157L211 160H214V161H213L214 163H212V164H211L210 161H208L209 164H211V165L215 164V165L217 166V164L215 163V162H217V161H216L215 159L218 160L219 157H218V158H215V159H214V157H215V156L217 157V156L220 155V154H217V155L214 156L213 151H209V154L206 155L207 157H206V156H205V157L208 158ZM221 155H220V156H221ZM24 156H25V155H24ZM27 156H26V157H27ZM62 156H63V155H62ZM130 156H131V157H130ZM138 156H139V158H137ZM160 156H163V161L166 162V163L164 162L166 166H168V167L171 166L170 170L167 171V169L164 168L165 165H163V168L161 167L162 164H164V163H163V162L161 163L160 160H162V159H161L162 157H160ZM190 156H191V155H190ZM204 156H203V158H204ZM237 156H238V158L240 157L239 155H237ZM252 156H253V155H252ZM255 156H256V154H255ZM257 156L259 157V154H258ZM38 157H39V156H38ZM38 157H37V158H38ZM64 157H63V158H64ZM133 157H134V158H133ZM146 157H147V156H146ZM148 157H147V158L143 157V160H146V161H144V162H147V159H150V158H148ZM153 157H154V156H153ZM159 157H160V158H159ZM185 157H186V156H185ZM221 157H222V156H221ZM221 157H220V158H221ZM225 157H226L225 159H226L227 162H228L231 156L228 157V156L226 155ZM227 157H228V159H227ZM246 157L248 158V156H246ZM22 158H23V156H22ZM24 158H25V157H24ZM130 158H131V159H130ZM132 158L135 159V161H134V162L132 161V162H133V165H130V162H131ZM144 158H145V159H144ZM186 158H187V157H186ZM192 158H193V156H192ZM194 158H195V157H194ZM194 158H193V159H194ZM210 158H209V159H210ZM235 158H236V156H235ZM235 158L232 156V157H231V160H232V159H235ZM249 158L251 159L252 157L249 155ZM249 158H248V161L250 160ZM255 158L257 159V157H255ZM25 159H26V158H25ZM52 159H53V158H52ZM72 159H74V158H72ZM137 159H140V161H138ZM164 159H167V160L169 159L172 163H171L170 161L168 162L167 160H164ZM222 159H223V158H222ZM222 159H221V161H220V159H219L220 162L218 161V165L221 166V168L224 167V166L222 167V165L224 164L223 162L225 161V163H226V160H225V159L222 160ZM236 159H237V158H236ZM241 159H242V158H241ZM252 159H253V158H252ZM27 160H25V161L27 162ZM63 160H64V159H63ZM152 160H153V159H152ZM185 160H187V159H185ZM196 160H195V161H196ZM33 161H34V162H33ZM125 161H126L127 163H124ZM137 161H138V162H137ZM157 161H158V162L160 161V163H158ZM181 161H182V160H181ZM181 161H180V162H181ZM188 161H189V163L193 162V161L190 162V160L188 159V160H187V163H184V164H183V162H181V164H182L183 166L186 165L185 167H187L188 164H189ZM206 161H207V160H206ZM233 161H235V160H232V162H233ZM236 161H237V160H236ZM238 161H240V163L242 162V164L245 163L244 160H243L244 162L241 161L240 159H239ZM238 161H237V163L240 165V163H239ZM250 161H251V160H250ZM254 161H255V160H254ZM259 161H260V160H259ZM22 162H23V160H22ZM22 162L20 161L19 165H20ZM26 162H25V163H26ZM42 162H43V163H42ZM72 162H73V161H72ZM132 162H131V164H132ZM142 162H143V161H142ZM144 162H143V166L145 165ZM180 162H179V163H180ZM184 162H186V161H184ZM197 162H194L193 164H195V163H197ZM221 162H222V163H221ZM229 162H230V161H229ZM229 162H228V164H229ZM33 163L36 164V167L32 166ZM136 163H135V164H136ZM155 163H156V164H155ZM157 163H158V164H157ZM169 163H170V165H169ZM179 163H178V165H179ZM202 163H204V160L202 161ZM233 163H235V162H233ZM233 163H232V164L230 163V167H231V169L227 168V167H229V166H227V165H226L227 167L224 168L225 171H223L224 169H222L223 172H225V173L228 172V176H229V178H230V176H232V177H231V180H230L229 178H227L228 176H227L225 173H223V172H221V171L218 172V171H219L218 169L220 168V167L217 168L218 166L216 167L215 165H213V168H212V167H210V165H206V166H209V168H207V167H206V168L209 169L210 171H211V170H213V171H216V170H217L218 175H219V173H220V175H219V177H220L219 180L221 179V177H222V180H223V178H224V180L226 179V181H227V179L230 180V181H229L230 183H227L228 181L225 182V183H226V185H227V184L230 185L232 189L230 188V186H228L229 188L225 187V184H224V183H221V184H224V189L227 188L231 194L234 193V195H237V194H235V193H237V188L240 187L239 190L242 188L240 191H241V192L243 191V193L248 192L249 190H253V191L255 192V194L257 193V194L259 195V194H260V193H259V190L261 191V188L264 189V185H263L264 183H263V184H262L261 182H258V184L255 183V181H258V179H254V178H255L256 176H257V178H260V177H258L259 175L255 174V173L253 172L254 175H255V176L253 177V175H251V174H253V173H249V172L247 171V172L249 173V174H248L249 178L247 177V179H248L249 181L246 180V181H247V183H246V182H244V178H245L244 174H245V171H246V170H245V171L240 170V172H238L239 165H237V163H236V165H233ZM254 163L257 164L258 161L256 160ZM254 163L252 164V166L254 165ZM259 163H261V161H260ZM259 163H258V164H259ZM22 164H23V163H22ZM26 164H27V163H26ZM26 164H25V165H26ZM126 164H127V165H126ZM139 164H138V165H139ZM149 164L146 163V167H148L147 165H149ZM167 164H168V165H167ZM197 164H199V163H197ZM205 164H206V163H205ZM207 164H208V163H207ZM220 164H222V165H220ZM242 164H241V165H242ZM245 164H246V163H245ZM247 164H248V166H250L251 163H247ZM37 165H39V166H37ZM55 165H56V166H55ZM79 165H82V166H79ZM129 165H130V166H129ZM176 165H177V164H174V168H175V170H177L178 167H181V166H182V165H179V166L176 167ZM201 165H202V164H201ZM203 165H204V164H203ZM203 165H202V166H203ZM224 165H225V164H224ZM231 165H233V166H231ZM261 165L264 166V164H261ZM77 166H79V167H77ZM132 166H133V167H132ZM150 166H149V167H150ZM183 166L181 167L182 169L184 168ZM192 166L195 167V165H191V166L189 165V166H188L189 169H191L190 167H192ZM197 166H198V165H197ZM197 166H196V167H197ZM236 166H238V167H237L238 169H236ZM252 166H251V167H252ZM254 166H255V165H254ZM258 166H260V165H258ZM258 166H257V167H258ZM62 167H61V168H62ZM131 167H132V169H131ZM138 167H140V166H138ZM193 167H192V168H193ZM196 167H195V168H196ZM204 167H205V166H204ZM232 167H234L236 171H234V168H233V171H232ZM240 167H241V166H240ZM242 167H243V165H242ZM242 167H241L240 169H242ZM244 167H245V166H244ZM255 167H256V166H255ZM260 167H261V166H260ZM18 168H19V173H16V172L18 171ZM24 168H26V169H24ZM57 168H59V166H58ZM81 168H82V169H81ZM121 168H122L123 170H122ZM127 168H129V170H130L131 172L128 171ZM143 168H145V167H143ZM181 168H180V169H181ZM199 168H202V167L199 166ZM210 168H212V169H210ZM216 168H217V169H216ZM221 168H220V170H221ZM245 168H246V167H245ZM249 168H250V167H249ZM262 168H263V167H262ZM63 169H59V170H57V171H61V170H62V172H60V173H64V170H63ZM71 169H72L73 171H72ZM133 169H134V170H133ZM145 169H147V168H145ZM161 169H165V170H166L168 173H170V174H169V175L165 174V176H164V174H162V173H163V172H166V171H162V172H160ZM178 169H179V168H178ZM214 169H216V170H214ZM227 169H229V170L227 171ZM253 169H254V168H253ZM258 169H259V167H258ZM69 170H70V171H69ZM81 170H82V171H81ZM119 170H120V172L117 173V171H119ZM138 170H139V171H138ZM141 170H143V171L141 172ZM149 170H150V169L148 168V169H147V174H148V176H149V173L151 172V171L149 172ZM175 170L173 169V172H175ZM185 170H187V168L184 169L183 171H184L185 173L187 172L188 175H189V177L192 176V174H190V171H188V170L185 171ZM197 170H199V169H197ZM200 170H202V169H200ZM249 170H252V169H249ZM259 170H261V169H259ZM259 170H255V172H259ZM36 171H38L39 173L36 172ZM53 171H55V170H53ZM57 171H55V173H54V172H52V173H53L54 175H57L56 177L58 178V177H59V174H58L59 172H57ZM115 171H116V172H115ZM132 171L135 172V175H136L135 178L137 177V179H135V180H137L136 182H135L134 179H132V177L134 178V173H133ZM136 171H137V173H136ZM195 171H196V170H195ZM241 171H242V172H241ZM35 172H36L37 178H39V179H37V178L35 177V176H36V175H35ZM81 172H82V173H81ZM138 172H141V174H140V173L138 174ZM148 172H149V173H148ZM171 172H172V171H171ZM177 172H180V171H177ZM181 172H182V171H181ZM184 172H183V175H184ZM192 172H193V170H192ZM231 172H232V173H231ZM235 172H236V173H235ZM237 172H238V174H239V173L241 174V173L244 172V173L242 174L243 176H241V177H244V178L241 179V177H239L240 174H239V176H238ZM247 172H246V173H247ZM260 172H261V171H260ZM37 173H38V174H37ZM56 173H57V174H56ZM92 173H94V174H92ZM115 173H117V174H116L117 176H116V175H113V174H115ZM122 173H123V174H122ZM131 173H132V174H131ZM193 173H194V172H193ZM203 173H204V172H203ZM203 173H202V175H201L202 177H203V175L206 174V173H205V174H203ZM229 173H231V174H229ZM233 173H235V174H233ZM261 173H262V172H261ZM263 173H264V172H263ZM147 174H146V175H147ZM160 174H161V175H160ZM175 174H177V173H175ZM180 174H182V173H180ZM180 174L178 173V175H180ZM195 174H196V172H195ZM197 174H198V172H197ZM221 174H222V175H221ZM223 174H224V177H223ZM232 174H233V175H232ZM236 174H237V176H236ZM258 174H260V173H258ZM33 175H34L35 178L33 177ZM110 175H111V176H110ZM131 175H132V176H131ZM140 175H141L142 177H141ZM188 175H186V176L184 175V176L187 177ZM214 175H216V174H214ZM218 175H217L216 177H214L213 179L218 178ZM234 175L237 177V179H235V181L237 182V184H238V182H239L240 180H243L242 182H243L244 184H243V185H240V183L242 184V182L240 181V182H239V185H237L236 182H234V180L232 181V179H234ZM263 175H264V174H263ZM52 176H53V175H52ZM65 176H63L62 178H65V179H66ZM74 176H75V175H74ZM74 176H73V174H72V176L70 177V179H71V178L74 179ZM107 176H110V177L114 176L115 179H117V184H120V185H119L118 187H116V183H115L116 181H114V183L111 182L112 184H111V183H109V184L106 183V185H105L106 188H105V187H103V188L100 187V185L103 186V183L106 182V179H105V178H108ZM138 176H139V177H138ZM148 176H146V178H147ZM158 176H157V177H158ZM175 176H177V175H175ZM184 176H183V177H184ZM194 176H195V175H194ZM199 176H200V174H199ZM199 176H197V177H199ZM205 176L208 177L207 174H206ZM205 176H204L203 178L208 179V178L205 177ZM211 176L213 177V175H211ZM226 176H227V177H226ZM250 176H252L251 179H250ZM60 177H61V176H60ZM60 177H59V178H60ZM68 177H67V178H68ZM82 177H83V176H82ZM85 177H86V176H85ZM192 177H193V176H192ZM197 177H195V178L193 177V178H194L196 181H197V180L199 181L200 177H199L198 179H196ZM209 177H210V176H209ZM236 177H235V178H236ZM238 177L240 178L239 180H238ZM262 177H264V176H262ZM262 177H261V178H262ZM23 178H24V177H23ZM25 178H26V177H25ZM29 178H30V176H29ZM42 178H43V177H42ZM53 178H54V177H53ZM53 178H52V179H53ZM193 178H192V179H193ZM203 178H202V180H203ZM26 179H27V178H26ZM50 179H51V178H50ZM65 179H63V181H64ZM75 179H76V178H75ZM113 179H114V178H113ZM138 179H139V180H138ZM143 179H144V178H143ZM147 179L149 180V183H150V184L153 183V182H150V180H151V177H150V176H149V178H147ZM147 179H146V180H147ZM161 179H157V180L154 179V181H156V182L158 181V182L160 183L161 181H159V180H161ZM176 179H177V178H176ZM178 179H179V178H178ZM190 179H191V178H190ZM245 179H246V178H245ZM45 180H47V179H45ZM67 180H68V179H67ZM97 180H98V179H97ZM195 180H193V181H195ZM224 180H223V181H224ZM38 181H39V182H38ZM58 181H59V180H58ZM58 181H55V182L58 183ZM63 181H62V186H61V187H64V186H63V184H64ZM72 181H73V180H72ZM72 181H71V183H72ZM74 181H75V182H74ZM74 181H73V183H76V184H77L76 181H79L78 177H77V179L74 180ZM131 181H134V182H135V185H136L137 187H141V188H143V190H140V188L135 187V186L133 185V182H131ZM151 181H152V180H151ZM162 181H164V180H162ZM171 181H172V180H170L169 185H172L171 183L178 182V181H175L174 178H173V182H171ZM179 181H180V179H179ZM189 181H190V180H189ZM191 181H192V180H191ZM196 181H195V182H196ZM198 181H197V182H198ZM217 181H218V180H217ZM231 181L233 182V185H232V182H231ZM251 181H252L253 183H252ZM261 181H262V180H261ZM32 182H31V183H32ZM42 182H43V183H42ZM47 182H48V181H47ZM68 182H69V181H67L66 183H68ZM147 182H148V181H147ZM180 182L182 183V180H181ZM197 182H196V183H197ZM203 182H204V180H203ZM208 182H209V181H208ZM208 182H207V183H208ZM211 182H212V180H211ZM213 182L215 183V180H214ZM213 182H212V183H209V184H213V185H214ZM220 182H222V181L220 180L219 183H220ZM250 182H251V184H252V187H254V185H256L255 188H253V189H252V188H251V189L248 188L249 190H243V188L247 189L246 186H248V183H250ZM29 183H30V182H29ZM35 183H34V184H35ZM41 183H42V184H41ZM53 183H54V181L51 182L52 185H53ZM56 183H54L55 185H54L53 187H56L55 189L58 191V192H55V189H54V193H55L56 197L58 198V199L56 198L57 201H55L56 199H54V198L51 196V192H53V190L50 189V188L52 187V185H51L50 183H49V184L51 185L50 188L48 187L49 185L46 184V185H43V188L48 187V189L46 188V189L43 190V191L41 190V188L39 189V191H41L40 193L43 192V194H44V195L41 194V195H43V197H42V198H43L42 201H43L44 199H46V201H47V205H48V202H49V204H50V202H51V204H52V203H57L59 199L64 200L63 198H60V196H61V197H62V196L65 197V194H58V193H60V192H59V189H58V186H59V185L56 184ZM73 183H72V184H73ZM87 183H85V184H87ZM89 183H88L87 185L90 186ZM131 183H132V184H131ZM159 183H158L157 185H155V183H153V184H151L150 186L153 185V186L156 187V189H157L158 187H160V185H161V186H164V185H165V184H162V182H161V184H159ZM163 183H164V182H163ZM178 183H179V182H178ZM181 183H180V185H181ZM183 183H184V182H183ZM189 183L191 184L192 188H193V186L195 187L194 184L192 185L193 182H189ZM189 183H188V184H189ZM200 183H201V184L198 183L199 190H200V186H203V184H204L205 182L202 183V182L200 181ZM217 183H218V182H217ZM234 183H235L238 187H237ZM259 183H260V184H259ZM32 184H33V183H32ZM34 184H33V185H34ZM39 184H40V185H39ZM72 184H71V185H72ZM80 184H78L77 187L74 186L75 184L73 185V187L70 186V188H72V189L75 188V187L78 189V187H80V191H81V193H80L79 196H81V194H84V193H85V192H84V187H83V186L81 187L82 184H81V185H80ZM85 184H84V185H85ZM166 184H167V183H166ZM245 184H246V185H245ZM167 185H168V184H167ZM167 185H165V186L163 187V190H166L165 187H167ZM169 185H168V186H169ZM180 185L178 184V186H180ZM184 185H185V184H184ZM204 185H205V184H204ZM207 185H208V184L205 185V190L203 189L204 186L201 187V189H202V194H203V191H204V193L206 192V189H207V187L209 186V185H208V186H207ZM215 185H216V184H215ZM215 185H214V187L216 188L217 185H216V186H215ZM244 185H245V187H244ZM260 185H263V186H262L261 188H259L258 186H260ZM92 186H93V187H92ZM148 186H149V184H148ZM157 186H158V187H157ZM174 186L178 187L177 185H173V187H172L173 189L176 188V187H174ZM189 186H190V185H188V187H189ZM220 186H221V185H218V189H221V188H222V191H221V190H220V191L223 192V190H224V189H223V186H221V188H220ZM232 186H236V188H234V187H232ZM249 186H250V185H249ZM249 186H248V187H249ZM33 187H35V185H34ZM61 187H59V188H61ZM65 187H66V185H65ZM180 187H181V186H180ZM180 187H178V189H179ZM185 187H186V186H185ZM209 187H210V186H209ZM209 187H208V188H209ZM257 187H258V188H257ZM30 188L32 189V192L35 193L36 190L33 191L34 189L32 188V186H30ZM35 188H37V186H36ZM70 188H69V189H70ZM96 188H97V189H96ZM104 188H105L106 190H105ZM149 188H150V187H149ZM181 188H183V187H181ZM210 188H211V187H210ZM210 188H209V190L207 189L208 191L206 192V194L208 195V198H211V197H212L211 199H214V198L217 199V196H218V195L215 197V195L212 194V195H213V196H212V195L210 194L211 191H214V192H215V190H214L213 188H211V190H210ZM26 189H27V188H26ZM72 189H71V191L74 192L75 190H74V189L72 190ZM81 189H82V190H81ZM123 189H124V190H123ZM151 189H152V187H151ZM153 189H154V188H153ZM168 189H169V188H168ZM168 189H167V190H168ZM170 189H171V188H170ZM170 189H169V190H170ZM178 189L176 188L177 191H178ZM186 189H188V188H186ZM186 189H185V190H186ZM212 189H213V190H212ZM218 189H216V191H218ZM230 189L233 190V192H231ZM257 189H258V190H257ZM37 190H38V188H37ZM48 190H49V191H48ZM50 190H51V192H50ZM63 190H64V188H62L61 191H63ZM121 190H122V191H121ZM138 190H139V191H138ZM159 190H162V188H161V189L159 188ZM159 190L157 189V190H155V191L157 192V191H159ZM181 190H182V189H180V191H181ZM234 190H235V192H234ZM239 190H238V191H239ZM44 191H46V192H44ZM65 191H66V190H65ZM65 191H64V192H65ZM68 191H69V190H68ZM71 191H70V192H71ZM76 191H77V190H76ZM78 191H79V189H78ZM82 191H83V192H82ZM85 191L87 192L86 189H85ZM137 191L139 192V194H137V193H138ZM172 191H173V190H172ZM177 191H176V192H177ZM196 191H197V190H196ZM200 191H201V190H200ZM240 191H239V192H240ZM257 191H258V192H257ZM263 191H264V190H262L261 194L263 193V195H264V192H263ZM73 192H71V193H73ZM100 192H101V190H100ZM100 192H99V194L102 193V192H101V193H100ZM146 192H147V191H146ZM152 192L154 193V194L152 193V194L154 195V197L157 199L158 197H157L156 192H154V190H153ZM169 192H171V190H170ZM181 192H182V191H181ZM190 192H191V191H190ZM190 192H189L188 194H190ZM239 192H238V193H239ZM241 192H240V193H241ZM40 193H39V194H40ZM48 193H49V194H48ZM88 193H89V192H88ZM90 193H91V192H90ZM96 193H97V191H96ZM96 193H95V195H96ZM157 193H158V192H157ZM184 193H185V192H184ZM184 193H183V195H184ZM197 193H198V192H197ZM212 193H213V192H212ZM218 193H219V192H218ZM225 193H226V192H225ZM225 193L223 192V194H225ZM230 193H226V198H227L229 195H231ZM243 193H242L241 195L238 194V196L241 197L242 195H244ZM67 194H69V193H67ZM97 194H98V193H97ZM99 194H98V195H99ZM102 194H103V193H102ZM127 194H125V195L127 196ZM155 194H156V195H155ZM191 194H192V193H191ZM195 194H196V193H195ZM195 194H194V195H195ZM214 194H216V193H214ZM245 194H246V193H245ZM261 194L259 195L260 197H261ZM41 195H40V196H41ZM48 195H49L50 197H48ZM75 195H76V194H75ZM87 195H89V194H86L85 197H86ZM95 195L93 194V198L95 197ZM130 195H131V193H130ZM130 195H128V196H130ZM158 195H159V193H158ZM161 195L164 196L163 193H161ZM165 195H169V194H165ZM177 195H178V193H177ZM181 195H182V194H181ZM181 195H180V196H181ZM199 195H201V193L198 194L197 196L199 197ZM203 195H205V194H203ZM203 195H202V196H203ZM209 195H211V196H209ZM247 195H248V196H251V195H254V193H252V194L250 195V193L248 192ZM263 195H262V196H263ZM40 196H39V197H40ZM58 196H59V197H58ZM90 196H91V195H90ZM110 196H111V197H110ZM126 196H123V195H122V197H123L122 200H123V201L126 200V199H125ZM159 196H160V195H159ZM178 196H179V195H178ZM178 196H176V197L179 198ZM185 196H187L186 193H185ZM189 196H190V195H189ZM202 196H201V197H202ZM220 196H222V195H220ZM220 196H218V197L220 198V200L223 199V200H226V201H223V200H222V201L220 202L221 204H219V207H220V205L224 204V202L226 203V202L229 200V199H225V196H224V197L222 196V198H221ZM231 196H232V198L234 197L233 200L235 199L234 201H232V204H233L234 207H235V206L237 205V204L235 205V202L238 201V199H240V198H239V197H235V196H233V195H231ZM30 197H31L32 201H36V203H35V202L32 203ZM46 197H47V198H46ZM77 197H78V196H77ZM81 197H82V196H81ZM81 197H80V198H81ZM113 197H114V198H113ZM120 197H121V196H119V198H120ZM124 197H125V198H124ZM147 197H148V195H147V193H146V199H145V198H144V199H145V200H148L149 198H147ZM150 197H151V196H150ZM160 197H161V196H160ZM165 197H166V196H165ZM170 197H171V196H170ZM170 197H169V198H170ZM182 197H183V196H182ZM192 197H194V196H192ZM198 197H197V198H198ZM206 197H207V196H206ZM206 197H205V198L203 197V198L206 200ZM213 197H214V198H213ZM229 197H230V196H229ZM245 197H246V196H243L244 200L246 199V200H245L246 202H245V201L243 202V203H245L244 205H246L245 208L247 209V207L249 206V204L252 205V207L254 208V205L257 203V201L255 202V200H253V199H256V200H257L258 196H255V195H254L253 197H251V198H253V199H251V198H245ZM256 197H257V198H256ZM34 198H35V196H34ZM48 198H49V199L51 198L52 201H48ZM82 198H83V197H82ZM89 198H91V197H89ZM93 198H91V199H93ZM104 198L102 199V198L100 197L101 200H104ZM130 198H131V197H130ZM169 198H168V199H169ZM177 198H174V199L177 200ZM185 198H186V197H185ZM185 198H184V199H185ZM187 198H188V197H187ZM203 198H202V199H203ZM219 198H218L217 201H216V199H214V200L217 202V205H218V203H219L218 201H220ZM261 198H262V197H261ZM65 199H66V202H68V204H71V203H72V200H68V198H65ZM75 199H77V200L75 201ZM75 199H74L73 202H74V203H78L77 201H78L79 197H78V198H75ZM85 199H86V198H85ZM95 199H96V198H95ZM97 199H98V198H97ZM97 199H96V200H93V201L96 202ZM144 199H142V201H143ZM150 199H151V198H150ZM158 199H160V198H158ZM158 199L156 200V203H157V204L155 205L156 208L158 207V202H159ZM168 199H167V200H168ZM180 199H181V198H180ZM180 199H178V200H179V202H178V206H179V208L182 207V208H183V211H184V208H186V205H184L183 203H185V201H184L183 198H182V200H180ZM189 199H190V197H189ZM191 199H192V198H191ZM194 199L196 200L195 197H194ZM200 199H201V198H199V200H200ZM211 199H210V200H211ZM230 199H231V198H230ZM248 199H249V201H248ZM263 199H264V198H263ZM83 200H84V199H83ZM87 200H88V198L85 200V202H86ZM101 200H100V201H101ZM129 200H131V202H130ZM152 200H154V199H152ZM160 200H161V201L159 202V204H160V203L162 204L163 198H161ZM165 200H166V199H165ZM167 200H166V201H167ZM176 200H175V201H176ZM178 200H177V201H178ZM185 200H186V199H185ZM195 200H194V201H195ZM197 200H198V199H197ZM199 200H198V201H199ZM250 200H251V202H250ZM258 200H259V198H258ZM42 201H41V202H42ZM46 201H44V202H45L44 205H46ZM64 201H65V200H64ZM98 201H99V200H98ZM111 201H112V203H113L114 205L111 204ZM113 201H114V202H113ZM126 201H128L130 204L132 203V204H131L132 206H131L128 202L125 203L126 206H131V207H129V208H130V212L124 210L125 213L127 214L126 216H128L127 219H128V221H129V224L125 222V225H126V226L128 225V226H127V229H128V228H131V230H132V226H131V225H132V224L134 225V223H135V224L137 223V222H134V220H135V221L137 220V219H135L136 216H138L139 213L142 212V211H140L141 209H140V210L138 209V208H141V207H138V206H137L138 204L135 203V202L132 200V198H131V199H128V198H127ZM142 201H141V202H142ZM157 201H158V202H157ZM168 201H169V200H168ZM180 201H182V202H180ZM188 201H190V200H187L186 202H188ZM191 201H192V200H191ZM191 201L189 202L190 204H191ZM194 201H193V202H194ZM206 201H207V200H206ZM208 201H209V199H208ZM208 201H207V202H208ZM215 201H214V202H215ZM247 201H248V204H246ZM262 201H263V200H262ZM262 201H260V202H261L262 204H264V201H263V202H262ZM60 202H61V201H60ZM79 202L83 203L84 201L82 202V201L80 200ZM133 202H134V203H133ZM144 202H146V203H144ZM144 202H143V204H147L148 201H144ZM170 202H172V201H169V204H170ZM199 202H201V201H199ZM199 202H197V203H199ZM207 202L205 203V202L203 201L202 203L208 204ZM211 202L214 204L213 200H211ZM211 202H209V203H211ZM216 202H215V204H216ZM228 202H229V201H228ZM239 202H240V200L238 201V205H239L240 208L242 209L244 206L242 207V204L239 203ZM241 202H242V200H241ZM249 202H250V203H249ZM254 202H255V203H254ZM37 203H38L40 206H38ZM89 203H90V202H89ZM91 203H92V202H91ZM96 203H97V202H96ZM179 203H182L183 205H182V204H179ZM229 203H230V202H229ZM229 203H228V205H230ZM236 203H237V202H236ZM251 203H252V204H251ZM258 203H259V202H258ZM87 204H88V203H87ZM99 204H100V203H99ZM123 204H124V203H122V206H123ZM127 204H129V205H127ZM143 204H142V207H144ZM148 204L152 205L151 203H148ZM148 204H147V205H148ZM164 204H165V207H164V208H167L168 205H169V204L167 205L166 202H165ZM164 204H162V205H164ZM190 204H189V207L193 206V205L195 204V202H194L193 205H190ZM262 204H258L259 206H257V207H259V209H258L257 207H256L255 209H252L251 206H249V207L251 208L252 211L255 210L254 213L257 212V210H259L258 213H260V212L262 211V213H261L260 216L263 217V216H264V214H263V213H264V209L261 208V207L263 206ZM57 205H59V204H57ZM92 205H93V204H92ZM101 205H99V207H100ZM119 205H120V204H119ZM119 205L117 204L118 207H119ZM134 205H135V206H134ZM140 205H141V204H140ZM140 205H139V206H140ZM162 205H159V206L162 207ZM171 205H172V204H171ZM197 205H198V204H197ZM224 205H227V203L224 204ZM224 205H222V206H224ZM261 205H262V206H261ZM48 206H49V205H48ZM51 206H52V205H50V207H51ZM62 206H63V205L60 204V206H56V207L54 206V208L57 210V209H59V208H57V207H62ZM108 206H109V208H108ZM117 206H115V207H117ZM155 206L153 205L154 210H156V209H155ZM166 206H167V207H166ZM172 206H173V205H172ZM172 206H171V209L173 208ZM184 206H185V207H184ZM195 206H196V205H194V207H195ZM201 206H202V208H205V205L201 204ZM201 206H200V207H201ZM203 206H204V207H203ZM207 206H208V205H207ZM211 206H213V205H211ZM239 206H237V207L239 208ZM255 206H256V205H255ZM260 206H261V207H260ZM46 207H47V206H46ZM50 207H49V208H50ZM86 207H87V206H86ZM91 207H93V206H91ZM113 207H112V208H113ZM120 207H121V206H120ZM133 207H134V208H133ZM161 207H160V208H161ZM169 207H170V205H169ZM194 207H191L190 209L192 210V208H194ZM214 207H217V206L215 205ZM219 207H218V208H219ZM230 207H231V209L233 208V206H231V205H230ZM230 207H228V209H229ZM54 208H53V209H54ZM64 208H65V207H64ZM64 208H63V209L61 208V209H62V212L59 211V210H61V209L58 210L60 214L63 213ZM79 208H81V207H79ZM82 208H83V207H82ZM93 208H96V205H95ZM93 208H92V209H93ZM104 208H105V207H104ZM131 208H133V209H136V208H137V209H136V211H133V210H131ZM145 208H146V207H145ZM145 208H144V209H145ZM160 208L158 207V208H157V211H158L159 214H161V216H162V215H163L162 213H164V212L161 213V211H163L164 208H163V209H160ZM198 208H199V206H198ZM211 208H212V207H211ZM211 208H210V209H211ZM218 208H217V209H218ZM222 208L224 209V210H222V211H225V210L227 209V206H226V209H225V207H222ZM238 208H234V209L236 210V209H238ZM250 208H248V209L250 210ZM263 208H264V207H263ZM51 209H52V208H51ZM71 209H72V208H70V210H71ZM101 209L103 210V208H101ZM101 209H100V211H102ZM142 209H143V208H142ZM144 209H143V210H144ZM148 209H150V206L148 207ZM190 209H188V210H190ZM208 209H209V208H208ZM212 209H213V208H212ZM220 209H221V207H220ZM231 209H229L230 212L232 211ZM243 209H244V208H243ZM65 210L68 211V212L70 211L69 208H67V209H65ZM73 210H74V209H72V210L69 212V214H71ZM77 210H78V208H76V211H77ZM105 210H106V209H105ZM105 210H104V211H105ZM111 210H113V209H111ZM121 210L123 211V208H122V207H121ZM160 210H161V211H160ZM164 210H165V209H164ZM172 210H173V211H172ZM172 210H171L170 212H174L175 208L172 209ZM196 210H197V207H196ZM196 210H195V208H194V210H192V212H193V211H196ZM198 210H199V209H198ZM198 210H197V211H198ZM214 210H215V209H214ZM235 210H234L235 213H233V211H232L231 213H228L229 211H227L226 214L228 213L229 215H231V218H232L233 215H239V214L242 215V212H241V213L239 212V211H241V210L238 211L239 214L236 213L237 210H236V211H235ZM251 210H250V212H249L248 210H245V209H244V211H246L248 215H249V214L251 215V220H252V219L254 220L255 217L252 216L253 214H251V213H252ZM52 211H53V210H52ZM81 211H82V210H81ZM94 211H96V210H94ZM131 211H132V212H131ZM137 211H138V212H137ZM139 211H140V212H139ZM166 211H167V209H166ZM166 211H165V212H166ZM177 211H178V209L175 210V212H177ZM179 211L182 212L181 209H179ZM202 211H203V210H201L200 212H202ZM205 211L208 212L207 208H206ZM219 211H221V210H219ZM222 211H221V212H222ZM68 212H67V214H68ZM84 212H85V211H84ZM96 212H97V211H96ZM96 212H93V213H96ZM98 212H99V211H98ZM109 212H110V214L113 213L114 215H116V213H117V212L115 213V212H112V211H108L107 213H109ZM111 212H112V213H111ZM136 212H137V213H136ZM147 212H148V211H147ZM147 212H146V213H147ZM149 212H150V211H149ZM149 212L147 213V215H146V213H144V214H145V215H144L143 212H142L143 217L141 216L142 214L140 213L141 215H139V217H137V218H141V220H142V218H144V219H143L144 221H142L143 224H142V222L140 221V223H141L142 225H141V224H140V225H139V224H136V225L134 226V228H135V227H138V228H139V227H141V226L144 228V230H143L142 227H141L142 229H140V230H137L138 228L136 229L137 232L139 231L138 233L141 232V233H140L141 235L144 234V236L142 235V236L144 237L143 240H144L145 237H146L145 235L151 236L152 232H150V230L153 231V230L156 228V227L154 226V224H156V221H155V220H150V218H151L152 215H154V214H158V212H157V213H154V214H152L153 212H150V213H149ZM170 212H169V213H170ZM175 212H174V213H175ZM185 212H187V210H185L184 213H185ZM189 212L191 213V211H189ZM211 212H213V211H211ZM211 212L208 213L207 215L210 216ZM56 213H57V212H56ZM56 213H55V214H56ZM77 213H79V214H76V213H75V214H76V215H80V211H79V210H78ZM104 213H106V211H105ZM169 213H168V214H169ZM174 213H173V214H174ZM177 213H178V212H177ZM177 213H175V214H177ZM179 213H180V212H179ZM179 213H178V214H179ZM184 213H183V214H184ZM214 213H215V212H213V215H211V218H213L212 216H214L215 219H216V216L221 215V214H219L220 212H217L218 215H216V213H215L216 216L214 215ZM258 213H255V214H256V215H259ZM47 214H48V213H47ZM60 214H59L58 216H60ZM67 214H66V215H67ZM90 214H91V213H90ZM96 214H97V213H96ZM101 214H102V213H101ZM110 214H107V215H108V218H110V217H109ZM151 214H152V215H151ZM175 214L172 215L173 218H174V220L171 219V221H174V222H173L174 225H172V226H173L172 231H173V229H175V228H174V226H176V223H175V222H178V221H177V217L180 218V219L183 218V215H181V216H182V218H181V216L179 217L180 214H179V215H176L177 217L175 216ZM181 214H182V213H181ZM192 214H193V213H192ZM203 214H204V213H203ZM205 214H206V213H205ZM205 214H204V215H205ZM232 214H233V215H232ZM244 214H245V213H244ZM247 214H246V216L243 215V216H245V217H243V218H246L245 220H247V218L250 220V217H248ZM81 215H83V214H81ZM85 215H86V213H85ZM85 215H84V216H85ZM87 215H88V214H87ZM105 215H106V214H105ZM149 215H150V216H149ZM184 215H185V214H184ZM186 215H187V214H186ZM194 215H195V214H194ZM194 215H193V217H194ZM197 215H198V214H197ZM256 215H255V216H256ZM61 216H62V215H61ZM61 216H60V217H61ZM73 216H74V215H73ZM91 216L93 217V215H91ZM91 216H90V217H91ZM99 216H100V215H99ZM101 216H102V215H101ZM111 216H112L111 218L113 219L114 216H113V215H111ZM116 216H117V215H116ZM146 216H148V217H146ZM161 216H159V217L157 216V217L160 218ZM163 216H164V215H163ZM165 216H166L165 218L167 219V217H170V214H169V215H166V214H165ZM174 216L176 217V219H175ZM187 216H188V215H187ZM205 216H206V215H205ZM208 216H207V217H208ZM223 216H224V215H223ZM50 217H53V216H50ZM78 217H79V216H78ZM90 217H89V219H90ZM95 217H96V216H95ZM118 217H120L119 214H118ZM153 217H154V216H153ZM185 217H186V216H185ZM188 217H192V216H188ZM188 217H186L185 219H187ZM193 217H192V218H189V219H190V220L188 221L189 223L186 222L188 219H187V220L184 219V223H182V222H183V219H182V221L180 220V221H181L180 223H177V225H178V224L180 225L181 223H182V224H185V222L188 224V225H186V224L184 225V227H183L184 231L186 230L185 228H187L186 226H188L187 229H189V227H192V228H193V230L190 231L189 234L186 233V232H187V230H186V231H185V235L187 234V235H190V236H189V237H188V236L186 237V236L184 235V233H183V235H184L183 238H190L191 235H192V233H193V231H194V233H193L192 236H194V237L196 238V236L198 235L196 239H194L193 237H192L193 239H192V238H191V239H185L186 241L188 240L187 243H189V240H190V245L187 244L186 241L183 240V239L181 238L182 241H184V243H185L184 247H186V244H187L188 248H187V247H186V248H183V247L180 245L181 243H180V242L178 241V239H177V241L180 243V244H179V245H180L179 247H181L183 250H184V249H187L189 252L191 251L192 253H193L192 248L196 251L195 247H197V246H199V245H203V244H201V243H203V242H201V241H204V239H202V235H203V238H205V241H206V234H207V233H208V234H211V233H209L208 231H207V233L204 232V230H206V229H204V230L202 229V228H203L202 226H204V225H202V221H203L202 217L199 216L200 219H201V220L199 219V221H200V223H201V227H202V228L197 227V226L199 225V224H197V222H198V220H197L198 217L196 216L197 219H196V217H194V219H193ZM218 217H220V218L218 219V220H220V222H222V220H225V221H226V219H228V220L230 221V219H229L230 216H229V218H226V217H225L226 219H225V218L222 219L221 216H218ZM233 217H234V219H237V218H235V216H233ZM236 217H238V216H236ZM252 217H253V218H252ZM256 217H257V216H256ZM262 217H261V218H262ZM66 218H67V217H66ZM68 218H69V217H68ZM82 218H83V217H82ZM93 218H94V217H93ZM104 218H106V217H104ZM111 218H110V219H111ZM122 218H124V217H122ZM130 218H132V219H130ZM209 218H210V217H209ZM211 218H210V219H211ZM239 218H240V217H238V219H239ZM257 218H260V217H257ZM257 218H256V219H257ZM263 218H264V217H263ZM70 219H72V218H70ZM76 219L79 221V218H75V220H76ZM80 219H81V218H80ZM96 219H97V218H96ZM96 219H94V220L97 222V220L100 219V218H98L97 220H96ZM102 219H103V218H102ZM114 219H115V217H114ZM127 219H126V220H127ZM161 219H162V218H161ZM195 219H196V220H195ZM210 219H209V220H210ZM215 219H213V220L211 219V220H212L211 222H212L213 225H212V227L208 225V227H211L212 229H213V226H214L215 228L218 227V225H216L218 220L216 219L217 221H215ZM83 220H84V219H83ZM83 220H82V223H83ZM86 220H87V222H90V221H91V220L89 221L88 219H86ZM94 220H92L93 223H94ZM106 220H107V219H106ZM121 220H122V219H121ZM126 220H124V221H126ZM132 220H133L134 223H131V224H130V222H132ZM138 220H140V219H138ZM168 220H170V218L167 219V221H168ZM175 220H176V221H175ZM192 220H193L194 222L197 221V222H196L197 225L195 224V226H194V224L192 223ZM205 220H206V217H205L204 221H205ZM241 220L243 221L242 218H241ZM241 220H240V221H239V220H238V221H237V220H234V221L232 220V221H233V223H235V222L237 221L238 223L240 222V224H242V223H241ZM249 220H248V221H249ZM61 221H63V220H61ZM148 221H149V222L152 221L154 224H152V222L148 223ZM157 221H159V220H157ZM171 221H169V224H173ZM229 221H228L227 225H228L229 223L232 222V221H230V222H229ZM254 221H256V220H254ZM254 221H253V223H254V226H255V228H256L255 223H256L257 221L259 222V219H257L256 222H254ZM55 222H56V221H55ZM72 222H73V221H72ZM79 222H80V221H79ZM92 222H91V223H92ZM99 222H100V221H99ZM102 222H104V221H102ZM107 222H110V221L107 220ZM107 222L105 221L104 224L107 223ZM115 222H117V220H116ZM160 222H161V220H160ZM160 222L157 223V226L159 227V229H161V230L159 231V233H161V232L163 231V230H162L163 227L165 228V226H163L162 223H163L164 225H166V220L162 221L161 223H160ZM164 222H165V223H164ZM170 222H171V223H170ZM206 222H209V223H210V221H206ZM214 222H215V225H214ZM237 222H236V223H237ZM244 222H247V221H244ZM258 222H257V223H258ZM260 222H261V221H260ZM56 223H57V222H56ZM59 223H60V222H59ZM62 223H63V222H62ZM74 223H75V222H74ZM85 223H86V222H85ZM91 223H89V224L91 225ZM118 223H119V222H118ZM123 223H124V222H123ZM190 223H191V224H190ZM198 223H199V222H198ZM204 223H205V222H204ZM233 223H231V225H230V231L233 230V229H231V228H233V226H234V227H235V225H236V226H239V225H237L236 223L233 225ZM253 223H252V224H253ZM257 223H256V224H257ZM261 223H263V222H261ZM79 224H80V223H79ZM87 224H88V223H86V225H87ZM94 224H95V223H94ZM94 224H93V225H94ZM96 224H97V223H96ZM100 224L103 225L102 223H100ZM100 224H99V226H100ZM107 224H108V223H107ZM107 224H106V225H107ZM120 224H121V222H120ZM145 224H146V225H145ZM159 224L161 225L162 228H160V225H159ZM221 224H223V223H220V225H221ZM224 224H226V223L224 222ZM249 224H250V223H249ZM252 224H251V225H252ZM259 224H260V223H259ZM259 224H258V225H259ZM97 225H98V224H97ZM97 225H96V227H97ZM110 225H111V223H110ZM116 225H117V224H115V226H116ZM138 225H139V226H138ZM189 225H190V226H189ZM191 225H192V226H191ZM206 225H207V224H206ZM232 225H233V226H232ZM260 225H261V224H260ZM263 225H264V224H263ZM84 226H85V224H84ZM88 226H89V225H88ZM103 226H104V225H103ZM107 226H108V225H107ZM121 226H122V225H121ZM121 226H120V229H121ZM170 226H171V225H170ZM170 226H169V227H170ZM182 226H183V225H182ZM223 226H224V225H223ZM240 226H241V225H240ZM240 226H239V227H240ZM254 226H253V227H254ZM62 227H63V226H62ZM62 227H61V228H62ZM66 227H67V226H66ZM100 227H101V226H100ZM110 227H111V226H110ZM110 227H109V229L111 230ZM113 227H114V224H113ZM116 227H117V226H116ZM122 227L124 228V225H123ZM176 227H177V226H176ZM180 227H181V226H180ZM194 227H196L197 230H198V231H196V234H197V235L195 234V230H196V229H194ZM208 227H207V229H208ZM246 227H247V226H246ZM64 228H65V227H63V229H64ZM93 228H94V227H93ZM199 228H200V230H201V229L203 230V234H202V232L200 233ZM211 228L209 229L210 231H211ZM215 228H214V229H215ZM235 228H236V227H235ZM243 228H244V226H243ZM243 228H242V229H243ZM67 229H68V228H67ZM104 229H105V228H104ZM106 229H107V228H106ZM106 229H105V235L111 233V231L108 230L109 233L106 234V231H107ZM156 229H157V228H156ZM159 229H157L156 231L158 232ZM183 229H182V230H183ZM217 229H218V228H217ZM244 229H245V228H244ZM246 229H247V230H246ZM246 229H245V230H246V232L248 233L249 228L247 227ZM93 230H94V229H93ZM93 230H92V231H93ZM100 230H102V232H103V229L100 228ZM177 230H178L177 233L180 232L179 234H181L180 236H182V233H181L182 231H179V228H178V227L175 229V231H177ZM189 230H191V228H190ZM202 230H201V231H202ZM215 230H216V229H215ZM234 230L236 231V230H238V229H234ZM245 230H244L243 232H245ZM60 231H62V230H60ZM60 231H59V232H60ZM65 231H66V230H65ZM85 231H86V230H85ZM95 231H96V230H95ZM114 231H116V230H114ZM114 231H113L111 234H113ZM122 231H124V229H122ZM143 231H144V233H142ZM146 231H147V232H146ZM165 231H166V230H165ZM172 231H170V233H171ZM184 231H183V232H184ZM213 231H214V230H213ZM240 231H241V230H239L238 232H240ZM249 231H250V230H249ZM258 231H259V230H258ZM261 231H262V230H261ZM47 232H48L49 234H47ZM55 232H57V230H56ZM59 232H58V233H59ZM68 232H69V231H68ZM89 232H91V231H89ZM93 232H94V231H93ZM102 232H101V233H102ZM117 232H120V231H117ZM149 232H150V233H149ZM153 232H154V231H153ZM157 232H155V234H157ZM191 232H192V233H191ZM197 232H199V233H197ZM232 232H233V231H232ZM250 232H251V231H250ZM250 232H249V233H250ZM262 232H263V233H262ZM262 232H261V235L264 234V230H263ZM52 233H54V232H52ZM115 233H116V232H115ZM126 233L129 234L130 232L128 231V232H126ZM164 233H166V232H164ZM167 233H168V232H167ZM170 233H169L168 235H170ZM218 233H219V232H218ZM241 233H242V231H241ZM254 233H255V232H254ZM254 233H253V231L251 232L252 235H254ZM256 233H257V232H256ZM259 233H260V232H258L257 234H259ZM59 234L64 235V234H66V233L63 234V232H62V233H59ZM93 234H94V233H93ZM93 234H92V236L96 235V233H95L94 235H93ZM98 234H99V233H98ZM98 234H97V235H98ZM103 234H104V233H103ZM103 234H101V235L103 236ZM116 234H117V233H116ZM194 234H195L196 236H195ZM199 234L201 235L200 237H199ZM204 234H205V235H204ZM208 234H207V235H208ZM216 234H217L216 232H215V234L213 233V235H216ZM227 234H228V233H225L224 235H226V236H228V237L230 238V236L227 235ZM234 234H237V233H234ZM243 234H244V233H242V236H243ZM245 234H246V233H245ZM48 235H50V238L48 237ZM61 235H60V237H61ZM99 235H100V234H99ZM99 235H98V236H99ZM123 235H124V234H123ZM130 235H132V234H130ZM130 235H129V236H130ZM135 235H136V234H135ZM152 235H154V234H152ZM173 235H174V233H173ZM220 235H221V234H220ZM261 235L259 234V236H261ZM90 236H91V235H90ZM90 236H89V237H90ZM113 236H114V235H113ZM138 236H140V235L138 234ZM148 236H147V238H148ZM157 236H158V234H157ZM160 236H161V235H160ZM160 236H159V237H160ZM210 236H212V234H211V235H208L207 238H208V237L210 238V239L208 238L209 243L211 242V240H212L211 243H213V244H210L211 247H212V248L210 249V252L212 253V255H210V254L208 255V254H207L208 257L205 255V256H206V261H207V259H209V260H208L209 262H207V264H208V263H209V264H211V263L214 264V262H215L216 264H223V263H225V261H226L227 264H229L227 261L230 260V259H231V260H230V261H231L230 263H233V264H240V263H241V262H240V263H239V262H237V263L235 262V261H238V260L235 259V257L231 256V254H233V253H227V254H230V255H227V257H226V256H225L226 253L224 252L225 254H223V252H222V251H224V250H220V249H219V250H220V251H219V250L216 248V245H215L216 243H215V242L218 241V240H220V239H222V238L224 239V241H226V240H227V238H225L226 236L224 237V236L221 235V236H220L221 238H220V237H219V234H218V238H219V239L217 238V235H216L215 237H213V238H214V242H213V238L210 237ZM233 236H235V235H233ZM237 236H238V235H237ZM237 236H236V237H237ZM242 236H241V237H242ZM245 236H246V235H245ZM250 236H251V235H250ZM257 236H258V235H257ZM81 237H82V236H81ZM100 237H101V236H100ZM109 237H111V236H109ZM119 237H120V235H119ZM140 237H141V236H140ZM151 237H152V236H151ZM165 237H167V235H166ZM198 237L200 238V240H198ZM247 237H248V234H247ZM251 237H252V236H251ZM253 237H254V236H253ZM262 237H264V236H262ZM52 238H54V239L57 238V239H58L57 234H56V237H52ZM61 238H62V237H61ZM61 238H60V241H61ZM92 238H94V237H92ZM101 238H103V237H101ZM104 238H105V237H104ZM107 238H108V237H107ZM121 238H122V236H121ZM121 238H120V239H121ZM134 238H135V237H134ZM168 238H169V237H168ZM168 238H167V239H168ZM172 238H174V237L172 236ZM178 238H179V237H178ZM244 238H245V237H244ZM257 238H258V237H257ZM259 238H260V240L262 239L261 237H259ZM72 239H73V238H72ZM96 239H98L97 236H96ZM113 239H114V238H113ZM120 239H118L117 241H119ZM140 239H142V237H141ZM165 239H166V238H165ZM169 239H170V238H169ZM179 239H180V238H179ZM225 239H226V240H225ZM236 239L238 240V238H236ZM242 239H243V238H242ZM245 239H246V238H245ZM64 240H65V239H64ZM107 240H108V239H107ZM122 240H123V239H122ZM128 240H129V238H128ZM134 240H135V239H134ZM143 240H142V241H143ZM159 240L161 241L160 238L158 239V241H159ZM163 240H164V238H163ZM172 240H173V239H172ZM172 240H171V241H172ZM193 240L196 241V242L199 241L200 244L198 243V245L196 246L197 243L195 244V242H194ZM229 240H230V239H229ZM237 240H234V241H236V243H234V244H237V242H238L240 239H239L238 241H237ZM257 240H258V239H257ZM263 240H264V239H263ZM263 240H262V242L264 243ZM93 241H94V240H92V243H93ZM96 241H97V240H96ZM96 241H95V242H96ZM99 241H100V240H98V243H99ZM102 241H103V240H102ZM102 241H100V242H102ZM105 241H106V240H105ZM112 241H113V240H112ZM123 241H124V240H123ZM140 241H141V240H140ZM145 241H146V239H145ZM158 241H157V243L154 241L155 244L153 243V245H154L155 248H156L157 246H160V247H161V243H158ZM182 241H181V242H182ZM205 241H204V242H205ZM208 241H207V243H208ZM258 241H259V240H258ZM258 241H256V242H258ZM107 242H108V241H107ZM149 242H151V240H149V241L147 240L146 244L149 243ZM161 242H162V241H161ZM191 242H193V243H191ZM244 242H245V240H244ZM246 242H248V241L246 240ZM249 242H250V241H249ZM253 242H254V240H253ZM259 242H260V241H259ZM64 243H65V241H64ZM67 243H68V242H67ZM80 243H82V242H80ZM112 243H114V242H112ZM118 243H120V242H118ZM118 243H117V245H118ZM129 243H130V242H129ZM131 243H132V241H131ZM168 243H169V242H168ZM170 243L172 244L173 241L170 242ZM174 243H175V242H174ZM214 243H215V244H214ZM218 243H219V242H218ZM227 243H228V242H227ZM227 243L225 242V244H227ZM242 243H243V242H242ZM263 243H260V244H263ZM86 244H87V243H86ZM94 244H95V243H94ZM100 244H102V243H100ZM100 244H99V247L101 246ZM106 244H107V243H106ZM151 244H152V243H151ZM151 244H150V245H151ZM158 244H159V245H158ZM230 244H231V241H230ZM70 245H71V244H70ZM80 245H81V244H80ZM82 245H83V244H82ZM88 245H89V244H87V246H88ZM91 245H92V244H91ZM124 245H125V244H124ZM124 245H123V246H124ZM130 245H131V244H130ZM135 245H136V243H135ZM135 245H134V246H135ZM156 245H157V246H156ZM206 245H208V244H205V246H206ZM210 245H209V247H210ZM214 245H215V247H214ZM221 245H222V244H221ZM227 245H228V244H227ZM237 245H238V244H237ZM249 245H250L251 250H253L252 247H251L252 245H251V244H249ZM64 246H65V244L63 245V247H64ZM96 246H97V248H98V245H97V244H96ZM126 246H127V245H126ZM137 246H138V245H137ZM144 246H145V245H144ZM168 246H169V245H168ZM173 246H174V245H173ZM203 246H204V245H203ZM223 246H224V245H223ZM229 246H230V245H229ZM238 246H239V245H238ZM241 246H242V244H241ZM241 246H239V247H241ZM253 246H254V243H253ZM256 246H257V245H256ZM256 246H255V247H256ZM114 247H115V246H110V247L107 248V249L104 248V250H105L104 253L106 252V254H104V253L101 251V252L105 255V257L102 255V256L104 257V259H105V260H102V264H107V263H109V262H111V261H113V262H114V261H118L117 258L119 259V254H121L120 252L123 251V250L120 249L121 251L119 252V250H118L119 248L116 247V248L114 249ZM120 247H121V246H120ZM162 247H163V246H162ZM165 247H166V246H165ZM206 247L208 248V246H206ZM219 247H221V246H219ZM226 247H227V246H226ZM230 247H231V246H230ZM257 247L259 248V246H257ZM48 248H49V249H48ZM65 248H66V247H65ZM80 248H81V247H80ZM83 248H85V247H83ZM92 248H93V247H92ZM97 248H96V249H97ZM101 248H102V247H101ZM101 248H100V249H101ZM117 248H118V249H117ZM136 248H137V247H136ZM146 248H147V246H146ZM171 248H172V247H171ZM181 248H179V249H181ZM189 248H191V249L189 250ZM199 248H200V247H199ZM199 248H198V249H199ZM204 248H205V247H204ZM213 248H214V249H213ZM215 248H216V249H215ZM228 248H229V247H228ZM253 248H254V247H253ZM261 248H262V247H261ZM116 249H117V250H116ZM123 249H124V247H123ZM134 249H135V247H134ZM134 249H133V250H134ZM156 249H158V248H156ZM162 249H163V248H162ZM173 249H175V248H173ZM212 249H213V250H212ZM224 249H225V246H224ZM230 249H231V248H230ZM241 249H245L244 246H243V248L241 247ZM49 250H50V251H49ZM97 250H98V249H97ZM129 250H130V249H129ZM135 250H136V249H135ZM140 250H141V249H140ZM177 250H178V249H177ZM187 250H186V252H187ZM215 250H216V251H215ZM236 250H238V249H236ZM254 250H255V249H254ZM254 250H253V251H254ZM256 250H257V249H256ZM261 250H262V249H261ZM69 251H70V250H69ZM99 251H100V250H98V252H99ZM126 251H128V250H126ZM126 251H125V252H126ZM141 251H142V250H141ZM148 251H149V250H148ZM170 251H172V250H170ZM179 251H180V250H179ZM181 251H182V250H181ZM181 251H180V252H181ZM195 251H194V252H195ZM200 251H201V250H200ZM204 251H205V250H204ZM207 251H208V250H207ZM212 251L216 252L217 254H216V253H213ZM226 251H228V250H226ZM240 251H243V250H240ZM246 251H247V249L245 250V252H246ZM253 251H252V253H253ZM257 251H260V249H258ZM257 251H256V252H257ZM53 252H54V253H53ZM63 252H64V253H63ZM66 252H68V251H66ZM90 252H91V251H90ZM101 252H100V254H101ZM118 252H119V253H118ZM125 252H124V253H125ZM133 252H134V251H133ZM163 252H164V251H163ZM183 252H184L183 254L180 253V254H182V256H180V254H179V256H177V255H172V253H173V252H172V253H171L172 256H170V257H171V258H170V261L174 264V263H176V262L179 263L178 261H181V262L184 263L185 261L189 260L191 257L188 256V255H191V253L187 255V253H185V251H183ZM189 252H188V253H189ZM210 252H209V253H210ZM221 252H222V253H221ZM263 252H264V251H263ZM117 253H118V254H117ZM126 253H127L126 256L128 257V252H126ZM130 253H131V252H130ZM130 253H129V254H130ZM144 253H145V252H144ZM147 253H149V252H146V254H147ZM152 253H153V252H152ZM177 253H179V252H177ZM177 253H175V254H177ZM197 253H198V255H201L200 253H202V252L199 253V252L197 251ZM220 253H221V254H220ZM235 253H236V252H235ZM235 253H234V254H235ZM237 253H241V252H237ZM243 253H244V252H243ZM254 253H255V252H254ZM254 253H253V254H254ZM53 254L56 255L57 258H55V256H54ZM89 254H90V253H89ZM92 254H93V253H92ZM92 254H91V256H92ZM94 254H95V251H94ZM94 254H93V255H94ZM155 254H156V253H155ZM173 254H174V253H173ZM184 254H185V256H188L189 258L187 259V257L184 256ZM245 254H247V253H245ZM249 254H250V252L248 253V255H249ZM253 254H251V255H253ZM96 255H98V254H96ZM123 255H124V254H123ZM131 255H132V254H131ZM131 255H130V256H131ZM144 255H145V254H144ZM144 255H143V256H144ZM162 255H163V254H162ZM169 255H170V254H169ZM203 255H204V254H203ZM218 255H219V257H218ZM220 255H221V256H220ZM223 255H224V257L227 258V260H226V258H225V260L223 259V258H224V257H222ZM248 255H246V256H248ZM251 255H250V256H251ZM261 255H262V254H260V257H261ZM58 256H59V258H58ZM72 256H73V255H72ZM86 256H87V255H86ZM130 256H129V257H130ZM132 256H133V255H132ZM135 256L137 257V255H135ZM145 256L148 257L149 255H148V256L145 255ZM154 256H155V255H154ZM194 256H195V255H194ZM215 256H217L218 259H217V257H215ZM228 256H230V257H229L230 259H228ZM238 256H241V255L239 254ZM243 256H244V255H243ZM257 256H258V255H257ZM94 257H95V255H94ZM127 257H126V258H127ZM146 257H144V258H146ZM155 257H156V256H155ZM181 257H182V258L185 257L186 260H184L185 258H184L183 260H179V258L182 259ZM197 257H198V256H196V258H197ZM209 257H210V258H209ZM214 257H215V258H214ZM220 257H222V258H220ZM231 257H232V258H231ZM254 257H255L254 259L257 258L256 256H254ZM260 257H259V258H260ZM67 258H68V256H67ZM92 258H93V257H92ZM131 258H134V256L131 257ZM158 258H159V257H158ZM162 258H163V257H162ZM162 258H161V259H162ZM164 258H165V257H164ZM193 258L196 260L195 257H193ZM193 258H192V260H193ZM201 258H202V257H201ZM259 258H258V259H259ZM261 258H262V257H261ZM100 259H102V258H100ZM120 259H121V258H120ZM134 259H135V258H134ZM134 259H133V260H134ZM199 259H200V258H199ZM219 259H223V260H219ZM232 259H233V261H232ZM251 259H253V258H251ZM121 260H122V259H121ZM121 260H120V262H121ZM123 260H124V258H123ZM127 260H128V259H127ZM139 260H141V258H139ZM146 260H147V259H146ZM190 260H191V259H190ZM203 260H204V259H203ZM136 261H137V263H138V260H136ZM154 261H155V260H154ZM161 261H162V260H161ZM161 261H160V262H161ZM198 261H199V260H198ZM211 261H214V262H211ZM239 261H240V260H239ZM118 262H119V261H118ZM120 262H119L118 264H121ZM122 262H123V261H122ZM130 262H131V260L129 261V264H130ZM141 262H142V260H141ZM141 262H140V263H141ZM144 262H146V261L144 260ZM194 262H195V261H194ZM199 262H200V261H199ZM116 263H117V262H116ZM127 263H128V262H127ZM137 263L135 262V264H137ZM140 263H139V264H140ZM158 263H159V261H158ZM248 263H249V262H248ZM251 263H252V262H251ZM73 264H74V263H73ZM131 264H132V263H131ZM151 264H152V262H151ZM242 264H244V263H242ZM261 264H262V263H261ZM263 264H264V263H263Z\"/></svg>",
  "mask_w": 264,
  "mask_h": 264
}]
</instances>
